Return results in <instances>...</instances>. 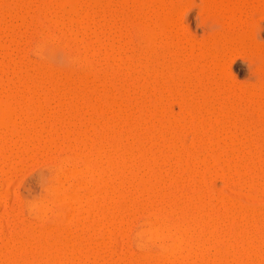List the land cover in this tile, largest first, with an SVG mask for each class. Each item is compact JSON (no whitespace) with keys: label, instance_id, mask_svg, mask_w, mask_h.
I'll list each match as a JSON object with an SVG mask.
<instances>
[{"label":"rangeland","instance_id":"374dc122","mask_svg":"<svg viewBox=\"0 0 264 264\" xmlns=\"http://www.w3.org/2000/svg\"><path fill=\"white\" fill-rule=\"evenodd\" d=\"M6 1V2H5ZM8 1V2H7ZM11 0H0V20H2L1 22H0V42L2 43H0V86L1 85H6V87H8L7 86V84L9 83V82H11V84H13V80L15 81L14 82V84L15 85H10V83L8 84L9 85V88H10V91H9V89H8V92L7 93H9V92H12V96H13V94L16 92V94H17V92H18V94L17 95H15V99L17 100V104L18 105H16V106H18L17 107V109L19 108V104L21 105L22 103H24V105H25V107H24V105L22 104V108H20V110L22 111V113H23V111H25V113L27 112V111H29L30 109L32 110V108H28V106L29 107H33V106H31V105H34L33 104V102H32V100H33V98H34V96H35V99H38V98H36V96H38L39 97V99L40 100H42V101H44V99H43V97H47V98H45V100L47 99L48 100V102H47V100L45 101V105H44V103H43V107H42V109H41V111H39V112H37L39 109H37V111H35V113H34V111H33V113L34 114H38V116H37V114H36V117H35V120H32L33 121V123H34V125L36 124L37 125V128H34L35 126H33V127H31L32 126V124H31V119L33 118L34 119V114L32 113V118L28 121L29 122V124H27V123H23L24 122V117H25V113L24 114H22L21 112H20V110L18 111V113H17V111H15L14 112V114H15V119H16V121H17V123H18V125H20L19 126V128H20V130L19 131H22V132H20V133H23V136H24V134H25V136H27V137H29L28 136V133L30 134V136L32 135L33 137L34 136H36V134H37V136H41L43 139H41V137L39 138V139H41V141H44V142H42L41 143V145H40V143H39V147L38 148H40L41 146L43 147V145L42 144H45V146L47 145V147H46V149L43 147H41V149H43V151L41 150V149H39V151H37L38 149H37V147H35L33 150H34V154H33V150H31V151H29V153H26V152H19L18 153V151L20 150V151H22L23 150V148H25V147H23V145H20V144H22V143H25L24 141H25V139L24 140H22V134H21V136H20V134H19V137H20V139H21V141H20V139L19 138H17L18 140H16V142H15V138H13L12 140H14V141H9V139L11 140V138H9L8 140H7V144H9L10 142L11 143H13V144H10L11 146H6V145H4V149H5V153H6V148H5V146L6 147H10V148H8L7 150V153H6V155L5 156H7V158H11L10 160L9 159H5L6 157H1V155L2 154H0V161L2 162H0V250H1V248H2V250H1V254H3L4 255V252L5 253H7L6 251V249H11V248H9L10 247V245L13 247V246H15L16 244H17V242H18V245L20 246V242H21V240H23V238L25 239L24 241H26V238H28L30 235H29V233H30V231L29 230H31V228L32 227H37V229H38V231L39 230H43V229H45V228H47L48 226H52V225H57L58 223H60L62 220V213H68V211L70 212V210L73 212V209H74V214L76 213V212H78V209H79V207L81 206V203H77V201H76V205H75V207L78 205V209H77V211H76V209H75V207L72 205V209H69L70 208V206H71V204L68 206L67 204H63V203H61V202H59L58 204H57V199H58V196L56 197V196H54L55 194L56 195H58L54 190H52L53 189V186H54V182H55V176H56V174H57V172H58V170H59V168L58 167H60L59 166V161L60 162H62V161H64L65 160V158L64 157H66V160H67V158L68 159H70V158H78V160H70V162H69V164L71 165V164H74V167H75V165H76V167H75V169L77 170L78 168L80 169V171H82V170H84V168H85V166H84V162H83V160H81V158H79V156H78V154L77 153H79L80 151H84V152H86L87 150H85L86 149V145H85V142L83 141V139L82 140H80L81 138H78L77 136H72L73 135V131L72 130H70V129H72L73 128V126L75 125V124H77V125H80L79 124V122L81 121H79L78 120V115H79V113L81 112H83V111H85L86 109H89V110H87V111H85V113L86 112H88V113H90L89 115H88V113H86V116L83 114V116H85L86 118H85V120L87 119L88 120V124H87V128H88V134H89V131L92 133L93 131H91L93 128L92 127H90V125L91 126H93V124L90 122V120H91V118L94 120V119H97V118H99L98 116V114H96L97 113V111H96V109H98L99 107H102V106H104L106 109L107 108H110V114L112 113V112H114L113 114H112V117L113 116H116L115 117V120L116 119H118L117 117H119V120L120 121H118L119 122V125H117V127L115 128V129H117L118 128V133L119 132H122V134H116L117 133V131H114L115 133V138L116 137H118V135L119 136H122L121 138L119 137V140H120V142H119V140H117L119 143H121L122 144V142H124V143H127L128 142V139H129V144H131L130 145V149H128L127 150V153L129 154V156L128 157H130V158H132L134 161H135V163H134V161H132V163L131 164H133L132 166H134V169H136L135 171H139V170H141L142 171V166H141V163L143 162V161H145V162H147L148 160H150L149 159V156L151 157L153 154V152L154 153H156V154H154V155H157L160 151L162 152V150H163V152H166L165 154H167V156L166 155H164V156H166V157H164L163 156V154L161 155V152L158 154L159 155V157H161V159H164L165 158V160H164V163H161V162H163L162 160L160 161L159 160V167H162V168H160V170L161 171H158V172H161V174H158V181H159V178L162 180H160L159 182H158V184H161L163 181V183H162V185H163V187L164 186H166L165 188L167 189H165V191H166V193H167V191H168V195H170V196H172V194L173 193H175V195H173L171 198L173 199H170V197H168V195L167 194H165L166 196H162V198H158V197H160L159 195H162V193L161 194H159V195H155V197L157 198V199H153L152 201H147V200H145V199H148L147 198V195H148V193H145V191L147 192L148 190H143L144 192V194L140 191L141 189H138V187H137V189H138V191H136L137 189H136V186H137V184L135 183L136 181H134L133 183L135 184V185H133V183H131V185H130V182L132 181H130L129 183H128V180H127V183H126V186L124 185V188L127 190H125V192L124 193H128L127 194V196H129L128 197V200L126 199L127 197H124L125 198V204L123 205L122 204V206L124 207V206H129V207H127L126 206V208H128L129 209V211H128V209L127 210H123V211H125L124 212V218H122V220H121V223L118 225V218H120V216H119V212L117 213V215H116V218H115V221H117L116 223H114V221H113V219L114 218H112L114 215H115V213L113 214V210L111 211H109L110 213H112L113 214V216L112 217H110L111 219H112V222L114 223V226L113 227H115V226H117V230L118 231H114L115 233H113V230H112V226H111V224H112V222H111V224H110V219H106L107 221H109V224H108V222H105L104 220H105V218H103L104 220H102L101 219V221L102 222H104L105 223V226H107L109 229H106L107 227H105V229H106V231L109 233V230H111V232H112V234L110 233V235H112L111 237H114L115 238V236H117V240H119V241H112L111 240V237H109L110 235H108V236H106V235H103V233L104 232H102V236H101V239L102 238H105V236H106V238L107 237H109L107 240H108V242H109V239L111 240V243L109 242H107V241H104V240H99L100 238V236H98L97 237V233H98V235H100L101 234V230L100 231H97V233H93V235H96V238H99L98 240L99 241H96L97 243H94V246H96L95 244H97V248L99 247V243H101V242H103V243H105L106 245H107V243L109 244L107 247H105L104 245L105 244H103V243H101L102 244V246L100 245V249L98 248H96L98 251L100 250H102V248L103 249H105L106 248V250H103V252L101 251V252H99V254L100 253H102V254H100V256H102L103 258H104V260H103V258H101V260H97L96 259V257L95 256H90L91 258H92V260H91V258L90 259H85V256H82L83 257V260H79L81 263H79L77 260V262H78V264H107V262H108V264H110V263H115V264H118L119 262V260H120V258L122 259V257L123 258H125L126 257V255L125 254H133L132 256H136V257H138V258H136V259H133V257H132V259H131V255L130 256H128L129 258L126 260V259H122L120 262H124L125 261V264L127 263V262H129L130 260L129 259H131V260H134V262H135V260H137V259H139V262L141 261V264L142 263H144L145 261L147 262V260H145V261H143V257H141V255H144L145 256V252H147V253H149V252H151L150 254L151 255H155L156 256V254H159L158 256H160V254H162V255H164L163 253L165 252L166 253V251H167V248L166 247H168V249H171V247L172 246H175L171 241H169L168 242V240H166V241H164V242H162V244H158V243H161V242H159V241H149V242H146V243H144V242H142V241H139V238H138V234L140 233V230L142 231L143 229V227H144V225H145V223H147L148 222V219H149V221H150V218L151 219H153V216L155 215L154 214V212H157V211H159V210H157V209H160V208H158V207H161V208H164L165 206H167V207H165V208H167V209H171L170 207L172 206V205H176V207H174V208H172V209H175L176 208V210H178L177 212L180 214V213H183V211H184V209L186 210V212L187 211H190V210H187L186 208H183L184 206H186L188 209H189V206H190V204L188 203V202H192V201H194V200H198L199 202H200V204H201V200L203 199H205L206 201L207 200H210L211 199V202H213L214 203V205H215V207L217 206H219L220 208H217L216 207V209H218L217 210V212L215 213V211H213V208H214V205L212 206V203L210 202V203H208V202H204L203 200H202V202L206 205V207H205V205L204 204H201V205H203V206H201V207H205V209L204 208H200V206H199V202L197 203V200H196V202H192L191 204L193 205H191L190 207H192V208H190L191 209V211H190V213L189 212H187V215H189L190 217H188V216H186L185 215V213H184V216H186L187 217V219H189V221L187 220L186 221V223H189L190 225H191V227L192 226H195V227H193L192 229L194 230V228H197V226H198V228L197 229H201V230H204V229H202L203 228V226H204V224H203V226H202V222H204V223H206L204 220H205V218L207 217V218H210L211 220L212 219H214L213 218V216H210L209 217V215L207 214V215H205L206 213H207V210L209 209V211L210 212H213L214 213V217H215V219H216V214L219 212L220 214H221V212L224 214H221V215H219V217H223V216H225V213H224V209L223 208H226V206L224 207V203L227 201L226 200V197H230L228 200H230V201H232V199H233V201H238V200H240L241 202L243 201V203L245 202L246 204H248L249 206H251V208L253 207L254 209H256L257 210V212H258V208H259V212H261L260 210V208H262V209H264V171L261 173V177H259L258 176V173L259 172H261V171H258V170H256L257 168L260 170V169H264V167H262V164H263V166H264V161H263V159H262V157L264 158V152L262 153L261 151L263 150L264 151V149H262V147L264 146V113H263V115H262V111L264 112V102H261V103H259L260 102V99L257 101L256 99L259 97L258 96V94L257 93H260L259 91H261L260 89L262 88V86H264V0H249L248 1V3L247 2H240L239 3V8L238 7H236V8H234V3H235V1L234 0H230L231 2L227 5V4H225V5H223L222 4V0H216V2H215V0H166V1H169V3H170V5L171 6H169V5H166L165 3H166V1L165 2H163L162 1V3H160L159 1H155L156 3H157V5L158 4H161V6L163 7V8H161L160 10H156V11H151V9H149V6L148 5H146L145 6V2H141V0H136L135 2H133V0H132V4L130 3L131 2V0L129 1V3H128V5H126V6H129V7H125L124 9H125V12H126V14L125 15H127V13L129 14L130 12V17H129V15L128 16H122L121 14H124L125 12H122L121 11V9H122V7L123 6H121V8H118V7H120V5H117L116 6V4H118L119 2L117 1V3L116 2H114L113 3V5H111L112 6V8H115L114 6H116V9L118 8V11L116 10V9H112V10H110V8H111V6L110 7H107V6H105V7H107L108 9H109V11H108V9L106 8V11L104 10V11H102V5L104 6V4L105 3H107L108 1L106 0V2L104 1V0H78L81 4H87L88 3V6L90 5L91 6V4H92V6H91V9L89 10V9H84L87 13H82V11H81V14L82 15H84V19L83 20H85V21H80V23L78 22V23H73L75 26H76V24H77V26L76 27H74V25H72V24H68L67 23V21L69 22V23H71V21H70V19H71V17L74 15V14H71V8H70V6L69 5H67L66 6V8L68 7V8H70L69 10H68V12L67 13H69L70 12V14H69V17L68 18H66V19H69V20H66L65 18H64V14H65V16H67L68 14H66L65 12H63L64 14H63V18L64 19H60L61 17H58V19H55L56 18V16H60V14H62L61 12H58L54 7H53V9H55V11H57L58 13H56L55 11H53L52 10V8H50L49 10L52 12H55V15L56 14H58V15H51L49 12H48V17H52L53 19H55V20H65V22L63 21L62 23H63V25H59L58 27H60V26H62V27H60V29H61V31H62V29H63V31L62 32H64V31H66V32H64L63 33V36L64 37H69L70 36V38L69 39H71V40H66V39H64V38H62V41H60L61 39H58V40H56V41H49L50 39L48 38L49 37V35L47 36V34L49 33V34H52V33H50V32H54V28H55V32L57 33L58 32V30L60 31V29L58 28V30H56L57 28H56V26L54 27V25L56 24L54 21H50V20H46V21H44V22H42V23H40V22H38V24L36 23V26L34 25L35 23H33L32 22V25H34L35 26V28H37V30H34L35 28L30 24V22L32 21V18L34 17V13H36L35 11L37 10V9H39L38 8V6H41V9L43 8V0L41 1V0H33V3H31L30 1H32V0H13L14 2L16 1L17 3H15V5H14V3L13 2H11V4L9 3ZM29 1V2H28ZM39 1H41V2H39ZM120 1V0H119ZM122 1V0H121ZM120 1V4L121 3H124V2H121ZM137 1H138V3H137ZM219 1H221V5L219 4ZM22 2H24V3H22ZM45 2V1H44ZM48 1H46L45 3H47ZM104 2V3H103ZM259 2V3H258ZM22 3V4H21ZM28 3V4H27ZM39 3H41V4H39ZM102 3V4H101ZM116 3V4H115ZM126 3V2H125ZM142 3V4H141ZM156 3H155V5H154V7L155 6H157L156 5ZM2 4H4V6L5 7H3V8H5L3 11L1 10L2 8ZM27 4V5H30V6H26L25 7V5ZM98 5V6H96V5ZM115 4V5H114ZM134 4V5H133ZM165 4V6H166V9L168 8L167 6H169V7H173V9H175L176 10V8H177V10H176V21H175V23H176V27H175V29H176V37H177V39H178V42H181L180 43V45H181V47L179 48V47H175L174 45H171L173 48H171V46H170V43L171 42H168V41H171V40H167V41H165V38H164V36L162 35V31H161V28L159 29L158 28V26H159V24L157 23V25L158 26H156L157 28H158V32H157V35L159 36V38L161 37V35H162V37H161V39L164 41V43L163 44H166V43H169V45L168 44H166V45H164L165 46V48L167 49V47H170V51H171V49L173 50L172 51V53H170V51L167 53V57H168V55H171V56H174V57H172L171 59L172 60H174L175 58H176V56H178L177 58H178V60H176V62L178 61V62H180L181 63V66H183V67H186V68H182V67H180L181 69H183V70H181L180 69V73H181V71H184L185 72V74H184V76H183V74L180 76V78H181V80H179L180 78H179V76H178V78L177 79H175V78H172V77H174L173 75H172V77L170 76L171 74H167V72L165 73V74H163L162 72H161V74L160 73H156L157 74V76L156 77H158L157 79H159V80H157L156 78L154 79V77H153V75L155 74H153V72L151 73L150 71H153V69H156V68H159V66L158 67H156V65H158L157 63H159V61L157 60H155V58L157 57V56H150V54H148V55H145L146 56V58L148 59V61H147V59L145 58V56L144 55H142V54H137V55H142L141 57H138L136 54H134V55H132L133 54V52H134V50H135V52L137 51H139L141 48L144 50L145 48L147 49L148 47V45L147 44H145L144 43V41H142V39H141V41L139 42V44H138V41L140 40H138V38H140V37H138L137 38V33H134V32H136V30L134 31V24H136L137 22H135V20L136 19H139V18H142V17H145V15L143 14V15H141V13H140V9H143V10H145L146 11V9L149 11V13H152V14H154L155 12H157L158 11V13H159V15H162L163 13H161L160 11H164V13L166 12V10L164 9V7L165 6H163ZM167 4H168V2H167ZM172 4H174V6H175V8H174V6H172ZM2 5V6H1ZM9 5H11V6H9ZM14 5V6H13ZM20 5H23L22 6V8L20 7ZM34 5V6H33ZM45 5V4H44ZM122 5H125V4H122ZM141 5H142V7L143 8H141ZM145 7H144V6ZM218 5V6H217ZM246 5V6H245ZM8 6V7H7ZM19 6V7H18ZM33 6V7H32ZM95 6H96V9H94L95 8ZM131 6H133L132 7V9H133V11H132V9H131ZM160 5H158V8L157 7H155L156 9H159L160 7H159ZM221 6V7H220ZM227 6H229L230 8H234V9H236V12H235V10L233 9H230L229 7H227ZM233 6V7H232ZM10 7V8H9ZM12 7L14 8L13 10H12ZM30 7V8H29ZM98 7H101L100 8V10L98 9ZM104 7V8H105ZM34 8H37V9H35V10H31V9H34ZM65 8V9H66ZM92 8L94 9V10H96L97 11V9L99 10L98 12H94V10H92ZM151 8V7H150ZM179 8V9H178ZM221 8V9H220ZM223 8H224V10H223ZM228 8V9H227ZM9 9H11V10H9ZM20 9V10H19ZM23 9V10H22ZM26 9H27V11H26ZM28 9L30 10V12L28 11ZM124 9H123V11H124ZM128 9V10H127ZM129 9H131L130 10V12H128L129 11ZM228 10V11H225V10ZM230 9V10H229ZM240 9H242V10H240ZM43 10V9H42ZM67 10H65V11H67ZM114 10L116 11L115 12V14H114ZM122 12V13H120V11ZM134 10H136V11H134ZM178 10H180V16L177 14L179 11ZM238 10V11H237ZM10 11V12H9ZM16 11H18V12H16ZM37 11H39V10H37ZM91 11H93L92 13H90ZM113 13V17L116 15V13L118 12V15H116V17H115V19L112 17V15H111V12ZM137 11H139L138 13H140L139 15H141V17H134V15H138V13H137ZM148 11H146V15H149L148 14ZM182 11V12H181ZM235 12V13H233V12ZM241 11V12H240ZM21 12L23 13V14H21ZM34 12V13H33ZM103 12L105 13L106 12V14L108 13V14H110L109 16H108V14L105 16L106 18H104V16H103ZM134 12H136V14L133 13ZM144 12V11H143ZM26 13L28 14V15H26ZM32 13V16L30 15ZM38 14H40V12H37ZM73 13V12H72ZM78 13H79V11H78ZM94 13V15L92 16V14ZM99 15H98V14ZM241 13V14H240ZM54 14V13H53ZM87 14V16H88V21H87V23H86V18H87V16L85 17V15ZM96 14V15H95ZM234 14V15H233ZM23 15V16H22ZM28 16V17H26V16ZM30 15V16H29ZM35 15H37V14H35ZM72 15V16H71ZM102 15V16H101ZM120 15V16H119ZM131 15H132V17H134V18H136L135 20L134 19H132V17H131ZM151 15V14H150ZM227 15V16H226ZM20 16V17H19ZM21 16H22V19L25 21L24 23H22L21 21H23V20H21L20 18H21ZM40 16V15H39ZM38 16V17H39ZM62 16V15H61ZM25 17H26V19H25ZM36 17V16H35ZM34 17V18H35ZM100 17H103V19H101ZM108 17H110V20H112L111 22H113V20H117V25L116 26H118L117 27V29L120 27L121 28V30L120 31H122V29L124 30L123 32H121L122 34H123V36H121L120 35V31H118L117 29H115V25H113V24H111V26H112V31L110 32V28H111V26H110V22H109V24H105V22L106 23H108V21H106L105 19H107ZM118 17H122V18H119L118 19ZM229 17V18H228ZM13 18V19H12ZM33 18V19H34ZM52 18H49V19H51V20H53ZM90 18V19H89ZM113 18V19H112ZM30 19H31V21H30ZM36 19V18H35ZM38 19V18H37ZM36 19V20H37ZM109 19V18H108ZM107 19V20H108ZM30 21V22H29ZM33 21H35V20H33ZM50 21V22H49ZM120 21H122V23L120 22ZM136 21H138V20H136ZM251 21V22H250ZM11 24H10V23ZM49 22V23H48ZM82 22V23H81ZM104 22V23H103ZM116 21H114V24H116L115 23ZM120 22V23H119ZM135 22V23H134ZM26 23H27V29H28V31L26 30ZM40 23V24H39ZM53 23V24H52ZM55 23V24H54ZM64 23H66V25H64ZM102 23L103 24H105L104 26L102 25ZM179 23V24H178ZM226 23H227V25H226ZM100 24H101V27L103 26V29H101V27H100ZM126 24H129V25H126ZM5 25H7V28H6V26ZM53 25V26H52ZM69 25V26H68ZM80 25V26H79ZM107 25H109L110 27H109V29L106 27ZM121 25V26H120ZM124 25L126 26V27H124ZM161 25V24H160ZM8 26L10 27L9 28V30H8ZM13 26V27H12ZM38 26V27H37ZM46 26V27H45ZM79 26V29L77 28ZM115 26V27H114ZM128 26V27H127ZM232 26V27H231ZM54 27V28H53ZM67 27H69L68 29H69V32L67 31L68 29H66ZM6 28V29H5ZM11 28H13L15 31H16V33H15V31H14V34L13 35H11V37L13 38V41H15V42H10L11 41V39L12 38H10V35H7V32H8V34H11ZM48 28V29H47ZM74 30H73V29ZM81 28V29H80ZM106 28V29H105ZM119 28V29H120ZM125 28H127L128 29V31H127V29L125 30ZM133 28V30H131ZM135 28H136V26H135ZM53 29V30H52ZM66 29V30H65ZM93 29V31H91ZM223 29V30H222ZM233 29V30H232ZM21 30V31H20ZM52 30V31H51ZM77 32H76V31ZM84 30L86 31V33L84 32ZM104 30H105V32H104ZM109 32H108V31ZM113 30H116L115 31V33L113 32ZM130 30V31H129ZM13 31H12V33H13ZM31 31V32H30ZM103 31V32H102ZM125 31H126V33L128 32L129 34H126L125 33ZM133 31V32H132ZM161 33H160V32ZM24 32V33H23ZM36 32V33H35ZM61 32V33H62ZM74 32H76V34H74ZM80 32V33H79ZM82 32V33H81ZM98 32V33H97ZM20 33V34H19ZM60 32H58V34H59ZM60 33V34H61ZM66 33V34H65ZM79 33V34H78ZM91 33V34H90ZM131 33V34H130ZM158 33H160L161 35H159ZM224 33V34H223ZM3 34V35H2ZM39 34V35H38ZM60 34H59V36H60ZM68 34H70L69 36H66V35H68ZM117 34V35H116ZM121 36V37H119V35ZM136 34V35H135ZM174 34H175V32H174ZM7 35V36H6ZM44 35V36H43ZM74 35V36H73ZM76 35V36H75ZM84 35H86V36H84ZM125 35H127V36H125ZM129 35H131L130 37H129ZM165 35H167V34H165ZM5 36V37H4ZM43 36V37H42ZM62 36V37H63ZM72 36V37H71ZM78 36V37H77ZM118 36V37H117ZM245 36V37H244ZM61 37V36H60ZM73 37H74V39H73ZM128 37H129V39L132 41H130L129 43H127L128 41H125V40H128ZM165 37H168V35L167 36H165ZM241 37H243V38H241ZM10 38V41H8V39ZM42 38H43V40H42ZM47 38V39H46ZM78 40H77V39ZM86 38V39H85ZM91 38V39H90ZM118 38V39H117ZM122 38V39H121ZM64 39V40H63ZM99 39V40H98ZM115 39V40H114ZM125 39V40H124ZM166 39H170V37H168V38H166ZM214 39H216V40H214ZM47 40V41H46ZM75 40H77V42L75 41ZM82 40V41H81ZM89 40V41H88ZM120 40H122V41H120ZM123 40H124V42H126L125 44H124V42H123ZM176 40V39H175ZM227 40V41H226ZM67 41H69V42H67ZM100 41L102 42V44H104L103 46H101V43H100ZM192 41V42H191ZM214 41L216 42L217 41V43H214ZM242 41V42H241ZM58 42V43H57ZM64 42H67V43H64ZM111 42V43H110ZM88 44L89 43V45H86V44ZM207 43V44H206ZM246 43V44H245ZM4 44V45H3ZM69 44V45H68ZM85 44V45H84ZM140 44H143V45H145V46H143V47H141L142 45H140ZM172 44H173V40H172ZM217 44V45H216ZM3 45V46H2ZM56 45V46H55ZM110 45H114V47L115 46H117V47H113V46H111L109 49H108V47L110 46ZM124 45V46H123ZM131 45L134 47V50H132L133 48H131ZM168 45V46H167ZM4 46H5V48H4ZM16 46V47H15ZM41 46V47H40ZM80 46V47H79ZM84 46H86V47H84ZM96 48H95V47ZM98 46V47H97ZM99 46H101L100 48H101V51H99L98 50V48H99ZM104 46H105V48H104ZM122 46H123V48H122ZM127 46H128V48L129 49H127ZM136 46V47H135ZM167 46V47H166ZM212 46V47H211ZM216 46V47H215ZM218 46H219V49H221L220 51L221 52H219V55H216L217 56V59L215 58V54L214 53H216L215 51H216V49H214V48H218ZM24 47V48H23ZM40 47V51L37 49V48H39ZM76 49H78V50H76ZM139 47V48H138ZM22 48V49H21ZM28 48V49H27ZM107 48V49H106ZM120 48V49H119ZM126 48V49H125ZM136 48V49H135ZM138 48V49H137ZM180 49V51H178L179 49ZM189 48L191 49V50H189ZM5 49H7V50H5ZM85 49H86V51H85ZM165 49V52L166 51H168V49L166 50ZM182 49V50H181ZM187 49V50H186ZM214 49V51H212ZM24 50V51H23ZM27 50V51H26ZM32 50H33V52H32ZM108 50V51H107ZM111 50H114V51H111ZM130 50H131V52H130ZM159 50H160V48H159ZM2 51H4V52H2ZM99 51V52H98ZM107 53H106V52ZM72 52H74V54H76V56L74 57V54H72ZM78 52H79V54H78ZM93 52H95V53H93ZM98 52V53H97ZM100 52H102V53H100ZM109 52V53H108ZM161 51H159V53H160ZM179 52V53H178ZM20 53H21V55H20ZM25 53V54H24ZM82 53V54H81ZM83 53H84V55H83ZM106 54V56H107V58H106V56H105V54ZM111 53V54H110ZM132 53V54H131ZM158 53V54H159ZM162 53V52H161ZM161 53L159 54V55H161ZM210 53V54H209ZM87 56H86V55ZM91 54V55H90ZM100 54V55H99ZM127 54H128V57H127ZM129 54H130V56L131 57H129ZM158 54H156V55H158ZM175 54V55H174ZM179 54V55H178ZM225 54V55H224ZM3 55H5V56H3ZM79 55H80V58H79ZM83 55V56H82ZM96 55V56H95ZM111 55V56H110ZM136 55V56H135ZM155 55V54H154ZM158 55V56H159ZM162 55H163V53H162ZM162 55H161V57H162ZM29 56V57H28ZM103 56H105V59H104V57ZM134 56V58L135 57H138V60H137V58H132ZM148 56V57H147ZM164 56V55H163ZM93 57V58H92ZM113 57V58H112ZM119 57V58H118ZM122 57V58H121ZM125 57H127V58H129V60L130 61H132V59H134L133 61L135 62V63H137V65L133 62H130L127 58H125ZM154 57V58H153ZM170 57V56H169ZM220 57H223V60H221L222 58H219ZM71 58V59H70ZM77 58V59H76ZM79 58V59H78ZM86 58V59H85ZM121 58V59H120ZM139 58H141V60L139 59ZM143 58H144V60H143ZM151 58V59H150ZM163 59H164V57H162ZM174 58V59H173ZM216 60H215V59ZM22 59V60H21ZM81 59V60H80ZM88 59V61H89V59L92 61V63H91V61H89V63L87 62V61H85V60H87ZM104 59V60H103ZM123 59V60H122ZM127 59L128 61H126V62H124L125 60ZM155 60V62H153V60ZM161 58L159 57V60H160ZM167 59H169V58H167ZM167 59H164L163 61H164V63L166 62V60ZM211 59H214L213 60V62H212V60ZM219 59V61H217ZM224 59H225V61H224ZM20 60V61H19ZM77 60H78V62H77ZM79 60H80V62H79ZM120 60H122L121 62H120ZM136 60V61H135ZM170 60V59H169ZM168 60V61H169ZM195 60H196V62H195ZM81 61H83V63L84 62H86L87 64L86 65H88L89 64V66H92V67H90V69L92 70V71H95V72H100V71H108V72H110V73H112L111 74V76H110V73H108V75H107V81L109 80V78L108 77H112L113 79L112 80H114V81H118V82H120L121 80H122V77H123V84L125 85V84H127L128 82V84L126 85L127 86V88H126V86H123L122 85V89H121V87H119L121 84L120 83H122V82H120V83H118L117 82V84H116V86H118V87H116V86H114V89H113V87H112V85H110V83H114V85H115V82H107L106 81V83H107V88H106V100L105 101H103V104L104 105H102V101L101 102H96L95 101V96L96 95H99V99L97 98V100H99L100 101V94H101V92H102V88H104V86L103 85H101L100 83V85L101 86H99V88H101V89H99L100 91H98L97 89V91L98 92H100V94L98 93V92H96V95L95 96H93L94 98L92 99L91 97V99L90 98H88V99H86L85 98V100H87V102L84 100H82L81 101V99L82 98H80V100L78 101V105H79V103H81L80 104V106H84V107H77V108H72V109H75V110H72L71 112L72 113H75V115H76V118L74 117L73 118V116H75L74 114H72L71 113V115H72V117H71V115L69 114V111L71 110H68V104H66V103H68V102H70V99L72 98V95L74 94L75 95V93L73 92V90H72V86L71 85H69V84H67V83H64L63 82V80L61 81L63 84H64V86H61V88H60V86L59 85H61L60 84V82H59V85L56 87V89H55V86L52 88V85L50 84V83H48V82H46V80H44L43 81V83L41 84L42 85V87H41V85L39 84L40 82V74L42 73V72H48V68L51 70V68H50V66L53 68V69H60V70H63V69H66V68H71V69H75V70H80L81 68V66H80V64L82 65V62ZM104 61H106V62H104ZM141 61V62H140ZM161 61V60H160ZM163 61H161V62H163ZM218 62V64H217V62ZM4 62V63H3ZM15 62L17 63V65L15 64ZM21 62H23V63H21ZM37 62H38V64H37ZM116 62H120L119 64L121 65V67L119 68V66L117 67V65H119V64H117ZM128 62V63H127ZM139 62V63H138ZM150 62V63H149ZM211 62V63H210ZM214 62H216L215 64H216V66H217V68H215V69H217V70H220L221 68H222V66L224 65V66H229L228 68H229V70H230V75H231V77L229 78V79H226L225 80V78H223V76L221 77V71H216V73H214V74H216V76L215 75H213V76H215V77H212L211 75L209 76V74H212L211 72H213V71H211L210 73L208 72V66H210V69L211 70H213L212 68L213 67H215V65L213 64ZM221 62H224L223 64H221L220 65V63ZM228 62V63H227ZM230 62V63H229ZM6 63V64H5ZM11 63V64H10ZM40 63V64H39ZM74 63H75V65H74ZM112 65H111V64ZM122 63H125V64H122ZM126 63H127V65H126ZM180 63H178V64H180ZM21 64V65H20ZM25 64V65H24ZM73 64V65H72ZM85 64V63H84ZM83 64V65H84ZM92 64V65H91ZM102 64V65H101ZM130 64V65H129ZM141 64V65H140ZM151 64V65H150ZM152 64H153V66H152ZM203 65L205 68L207 67V69H206V71L208 72V74H207V72L203 69V68H201V70H204V72H202V76H204V77H202V78H204L203 80H202V82L204 81L205 82V79H206V75H204L203 73H205V74H207V76L209 77L208 79L210 80H212V79H215V81H217V75L219 76L220 75V78H218V81L220 82V84H221V82H223V80H225L226 82H224L225 83V87L223 86V85H221V88L222 89H224L223 91H227V92H223L222 91V94L224 93V95H229V93H228V90H230V92L231 93H233V91H234V93H237L238 94V92H240V94L239 95H245L246 96V99L248 98L247 96H249V95H252L251 97L252 98H254L253 100H254V103H253V100H252V98H251V103L249 104V106L251 107H249L248 106V109L250 110V114L249 115H247V117L249 116V119L250 120H248V118H245L244 117V115H243V117L244 118H242L241 116V113H240V116L239 117H241L242 119V121H240V123H238L239 121L237 120V118L239 119V117H237V115H236V118H234V119H236V120H234V119H232V120H234V123L236 124V126L237 127H234V125L235 124H233V121H232V126H230L231 128H230V131H233V129H234V135H235V137H236V134H235V131H236V133L237 132H239V130L241 129L240 127H241V122H243L242 123V129H243V126H245V124H244V122L246 123L247 121L250 123V121H251V124H250V130L251 131H253V132H251L250 130L248 131L247 129H249L248 127V124H246V129H245V127H244V129L243 130H247L246 132H244L243 131V133L244 134H246L245 136H247V137H249V135H248V133H251V135L250 136H252V137H250V138H248L249 139V141H250V146H253L254 144H257V146H253L254 148H259V147H261V145H262V147L261 148H259V150H256V154L258 155L256 158L255 157H252L253 155H254V153H255V150L253 149V148H251V151L253 152H251L250 151V147H249V149L248 148H246V149H248V151L249 152H251V154H249V152H245V151H247L246 149H245V151H244V155L243 156H245V153H246V155H248L249 156V158H248V156H245V157H243V158H245V160H247V158H248V160L246 161V163H250L251 165H248V164H245V162L244 161H240L241 163H242V165H243V163H244V165L242 166V165H239V166H241V168L243 169V172H244V170L246 169L247 171H248V169H250V166H252V168H254L253 167V165H255L257 168H255L254 170L253 169H251V170H249L247 173H251V171L253 170V172L256 170L257 171V173H255L254 172V174L256 175V176H253V175H251V174H249L250 176H253V178L254 177H256V178H254V179H248L249 181H246V179H247V173H245V176H243L242 175V169H240L239 168V166H238V169H240V171L241 172H238V171H236L234 168H235V166H236V164L238 165V164H241V163H238L239 161L238 160H240V157H237V158H239L237 161V163L236 164H233V163H235L236 162V159L237 158H233L234 160H232L231 159V161H229L228 160V157H227V159H226V156H228L227 154H225V153H221L222 154V156L223 157H220V158H225L224 160H222V159H219V156H217L218 158L216 159L215 157H214V155L216 156L217 155V153H210L209 152V154H208V151H207V147H209V143H207V145L208 146H206V148L205 149H203V147H205V142H209V141H207V140H210L211 139V136H210V139L208 138V134L204 131V132H202L205 128H206V125L204 124V126H203V129L201 130V127L197 124V123H195L196 125H198V127L195 125V127L196 128H199L198 129V131H199V133H200V135L202 134V133H206L205 134V137H204V135L202 136L203 138H200V137H198V136H200V135H198L199 133H198V131H196L197 129H195L194 127L192 128V126H194V124H193V121L194 122H199L200 123V125L202 126V123L200 122V120H202L203 122H206V121H208V117L211 115V114H213V112L211 111L210 112V115L208 114V113H206L207 111L206 110H201V109H205V106L202 104L203 103V101H201V99H202V97H204L203 96V94L202 95H199L198 97H199V99L197 98V97H195V95H197V93L199 94L200 93V90L202 91V88H201V86H200V88H199V84L201 85L202 83H201V80H200V82L198 83V79L197 78H199L200 77V71H199V77H197V76H195L194 75V73L196 72V71H198L199 70V68L200 67H203V66H201V65ZM207 64H209V65H207ZM3 65V66H2ZM8 65H10V66H8ZM110 65V66H109ZM114 65V66H113ZM159 65H160V63H159ZM194 65V66H193ZM214 65V66H213ZM221 66V68L219 69V67ZM7 66V67H6ZM11 66H12V68H13V66L17 69V68H19L20 66L21 67H23V69H21V71L18 69L17 71L18 72H16V69L15 68H13V72L15 73H12V68H11ZM18 66V67H17ZM49 66V67H48ZM77 66V67H76ZM108 66V67H107ZM122 66H124V67H122ZM134 66V67H133ZM151 66V67H150ZM154 66H155V68H154ZM180 66V65H179ZM196 66V67H195ZM197 66H198V68H197ZM45 67V68H44ZM146 67V68H145ZM160 67H161V65H160ZM188 67V68H187ZM9 68V69H8ZM115 68V69H114ZM118 70H117V69ZM124 68H126L127 70H129L130 71V73L132 74H130L129 73V75H128V73H127V77L126 78H128L129 76V80L130 81H128L127 82V80L128 79H126V81H124V77H125V75L124 74H126V73H124L125 72V70H124V72H123V69ZM129 68V69H128ZM141 68V69H140ZM147 68H149V69H147ZM97 69V70H96ZM100 69V70H99ZM103 69H106V70H103ZM120 69V70H119ZM122 69V70H121ZM132 69V70H131ZM145 69H147V70H149V74H148V72H147V70H145ZM151 69V70H150ZM193 69V70H192ZM195 69H197L196 71H195ZM214 69V70H215ZM9 70V71H8ZM10 70H11V72H10ZM42 70H44V71H42ZM46 70V71H45ZM113 70V71H112ZM126 70V72H129V71H127ZM42 71V72H41ZM74 71V70H73ZM77 71H76V73H77ZM106 71V72H107ZM210 71V70H209ZM7 74H5V73ZM11 74H10V73ZM20 72H22V73H20ZM28 73V75L26 74V73ZM34 72V73H33ZM39 72H41V73H39ZM79 72V71H78ZM115 72V74H113ZM145 72V73H144ZM183 72V73H184ZM187 72H189V73H187ZM1 73H3L2 75H1ZM37 73V74H36ZM38 73H39V76H36V75H38ZM135 73V74H134ZM192 73V74H191ZM220 73V74H219ZM13 74V75H12ZM22 74V75H21ZM26 74V75H25ZM36 74V75H35ZM75 74V73H74ZM78 74V73H77ZM140 74H143V76L142 75H140ZM147 74V75H146ZM153 74V75H152ZM163 75V76H161L160 77V75ZM187 74H189V75H187ZM4 75H6V76H4ZM18 75H20L21 76V78H19L18 77ZM32 75H35L36 76V78L34 77V76H32ZM76 75V74H75ZM89 75V74H88ZM113 75V76H112ZM136 75V77H134ZM140 77H138V76ZM150 76V75H152V82H151V76L150 77H144V76ZM166 76V80H169V79H171L172 78V80L171 81H173L174 79L175 80H179V81H177V82H175V80H174V82H171V81H166V80H164L165 79V76ZM185 75H186V77H185ZM190 75H191V77H190ZM194 77H193V76ZM28 79V81H27V79H24L25 77ZM89 76H91V75H89ZM89 76H87V78H86V80H87V82H88V80L90 79V80H92V78L93 77H90L89 78ZM120 76V77H119ZM131 76L134 78V80H131ZM188 76V77H187ZM6 77V78H5ZM23 77V78H22ZM28 77H30V79L28 78ZM114 77H118L117 78V80H116V78H114ZM138 77V78H137ZM143 77H144V79H143ZM185 79H184V78ZM196 77V78H195ZM200 77V78H201ZM3 78V79H2ZM8 78H10L11 79V81H9V82H6V80L8 79ZM34 78V79H33ZM119 78H121V80L119 79ZM132 78V79H133ZM137 78V79H136ZM182 78L184 79L183 80V82L181 83V81H182ZM187 78V79H186ZM195 78V79H194ZM9 79V80H10ZM13 79V80H12ZM35 79H36V81H35ZM40 79V80H39ZM139 79H142V80H140L139 82H142L143 80H144V82L141 84L140 83V85H139V88L138 87H136V86H133V83H134V85H136L137 84V86H138V84H139V82H137L136 80H139ZM145 79H147V83H146V80ZM164 80V81H161V80ZM208 79H206L207 81H208ZM6 82L7 84H4V82ZM23 80H25V81H23ZM30 80V81H29ZM43 80V79H42ZM89 80V82H91ZM111 80V81H112ZM150 80V82H148ZM154 80H157V81H159L158 83H160V85L159 84H157ZM8 81V80H7ZM22 81V82H21ZM31 81L34 83V84H32L31 83ZM93 81V80H92ZM133 81V82H132ZM212 81H214V80H212ZM211 81V82H212ZM214 81V82H215ZM19 82V83H18ZM29 82V83H28ZM39 82V83H38ZM44 82H46L47 83V85H48V87H47V85H46V83H44ZM127 82V83H126ZM204 82H203V85H204ZM210 82V81H209ZM209 82H206V84L205 85H207V83H208V85L207 86H209L211 83H209ZM214 82L212 83V86L210 85V88L211 87H213V86H215V84H214ZM218 82V83H219ZM262 82V83H261ZM22 83V84H21ZM38 83V85H36ZM104 83V82H103ZM151 83V84H150ZM153 83V84H152ZM154 83H155V85H154ZM165 85H167V86H165ZM171 83V84H170ZM187 85V87L190 85V87H189V91H191V92H189L190 93V95L191 96H193V98L195 97V98H197L198 100H200V103L199 102H197L198 100L196 99L195 100V98L193 99V101H191V100H189V99H191L192 97H190L188 100H189V102H188V100H186L187 98H185V100L188 102V104H185L184 105V102L183 101H181V99H183L184 100V96H186L185 94H188L189 95V93H185V92H187V90L186 89H184V90H186V91H184L183 90V88H186V86H185V84ZM196 84V89L198 90V92H197V90L196 89H194L192 86H195V84ZM218 83H216V84H218ZM230 83V84H229ZM26 84V85H25ZM43 84H45L46 86H44ZM68 85V86H71V87H69L68 88V86H66L65 87V85ZM131 84V85H130ZM161 84H163V86H161ZM175 84V85H174ZM178 84V85H177ZM184 84V85H183ZM192 84V85H191ZM227 84H228V86H227ZM29 85V86H28ZM105 85V84H104ZM109 85V86H108ZM143 85V86H142ZM147 85H148V88H147ZM154 85V86H153ZM170 85V86H169ZM180 85H182V88H181V86ZM198 85V86H197ZM219 85V84H218ZM260 85V86H259ZM11 86V87H10ZM24 86V87H23ZM35 86V87H34ZM39 88H37V87ZM43 86L44 87H46L45 88V90H43L44 88H43ZM105 86V87H106ZM131 86V87H130ZM145 86V87H144ZM153 86V87H152ZM159 86H161V87H163V89H165L166 87L168 88V89H170L171 90V86L173 87V86H175V87H173V89H174V91H175V93H176V95H175V93L174 92H172V90L170 91L171 92V94L172 93H174V94H168V92H169V90L168 89H165V90H168V91H165V90H163V91H165V92H163L164 94L166 93V95H165V97L166 96H171L169 99H170V101H169V104L168 105H163L164 104V102L163 103H161V107L160 106H158L160 103H153L152 102V99H151V101H150V98L152 97L153 98V96H155V94H151L150 92H155L156 93V91L159 89V90H161L162 88L160 87V88H158ZM185 86V87H184ZM220 86V85H219ZM219 86H215V93H216V91L218 92V90H220L219 89ZM2 87V86H1ZM30 87V91L33 93V97L31 96L32 95V93L31 92H29V91H27V90H29L28 88ZM40 87H41V89H40ZM63 87H64V89H63ZM73 87H74V85H73ZM125 87V88H124ZM129 87V88H128ZM140 87H141V92H140ZM156 87V88H155ZM170 87V88H169ZM203 88H204V86H202ZM227 87V89H225ZM25 88V90H23ZM35 88V89H34ZM50 88V89H49ZM67 89V92H66V89ZM70 88H71V90H70ZM97 88V87H96ZM154 88V89H153ZM199 88V89H198ZM229 88V89H228ZM239 88H240V90H239ZM13 89H16V90H13ZM48 91H47V90ZM59 89V90H58ZM62 89V90H61ZM132 89H134L135 91H133ZM157 89V90H156ZM182 89V90H181ZM188 89V88H187ZM191 89H194V90H191ZM216 89H218V90H216ZM245 89V90H244ZM0 90L2 91V89L0 88ZM12 90V91H11ZM26 93L25 95H24V93H23V91ZM36 90V91H35ZM38 90V91H37ZM50 90V91H49ZM65 90V92H63ZM74 90H75V87H74ZM137 90V91H136ZM146 90V91H145ZM151 90V91H150ZM155 90V91H154ZM244 90V91H243ZM248 90V91H247ZM256 90H257V92H256ZM1 91H0V93H1ZM14 91V92H13ZM44 91H46V92H44ZM54 91H55V93H54ZM57 91H58V93H57ZM71 91L73 92V93H71ZM103 91H105V88H104V90ZM127 91H129L130 93H127ZM143 91V92H142ZM145 91V92H144ZM162 91V90H161ZM180 91H182V92H180ZM192 91L195 93H193L194 95H192L191 93H192ZM243 91V92H242ZM31 94H29V93ZM37 92H40L42 95H40L39 93H37ZM42 92H44V93H42ZM47 92H49V94L47 93ZM63 92V93H62ZM69 92H70V96L69 95H67V94H69ZM133 92V93H132ZM149 92V93H148ZM159 92V91H158ZM169 92V93H170ZM185 94H184V93ZM220 92V91H219ZM248 92H249V94H248ZM253 92H254V94H253ZM23 94V95H21V97H20V95L19 94ZM108 93V94H107ZM141 93V94H140ZM148 93V94H147ZM201 93H203V92H201ZM200 93V94H201ZM227 93V94H226ZM230 93V95L229 96H232L233 94H231ZM242 93V94H241ZM10 94V93H9ZM29 94V95H28ZM39 94V95H38ZM57 94V96H55ZM105 94V93H104ZM168 94V95H167ZM220 94H221V92H220ZM222 94H221V96H222ZM247 94V95H246ZM43 95H45V96H43ZM55 96V98H54V96ZM59 95V96H58ZM102 95H103V93H102ZM126 95V96H125ZM133 95V96H132ZM219 95V94H218ZM234 95H236V94H234ZM25 96H28V98L30 97H32V100H30V103H28V101H29V99H26V103H25V98H27V97H25ZM41 96V97H40ZM118 96V97H117ZM130 96V97H129ZM133 98H132V97ZM138 96V97H137ZM142 96V97H141ZM168 96V97H169ZM215 96V95H214ZM245 96H242V97H245ZM23 97H25V98H23ZM50 99H49V98ZM59 97H61V99L59 98ZM122 98V100H124V99H126L127 97L129 98V100H127V102H131L132 101V104L129 102V104H128V107H131L132 109L131 110H129V109H127L129 112H131L132 110L134 111L135 109H137L138 108V106H137V108H136V105L138 104V105H140L141 104V102H142V108L145 110L146 108H149V109H146L147 110V114L149 115H152V116H154V118L155 119H159L160 121H164V119H165V122L168 120L169 121V119H168V117L166 118V116H169L168 114H166V113H171V111H172V113L174 114V115H172V113H171V115L169 116V117H171L172 119H175V117H180L181 115L182 116H184L185 117V120H188L186 123L185 122H183V120L184 119H181L182 121V125H184L185 126V124H187L186 125V128L183 126V128H185V129H177L176 128V130H174L173 132H175V133H173L171 130V132L173 133H171V134H169V133H167L168 131L167 130H169V129H167V128H165V129H167V130H165V133L164 134H166L164 137H166V139H167V137H169L170 135H171V137H173V139L171 138V137H169L170 139H172V140H174V138H175V140H174V143H175V141L178 139V137H180L179 139L183 142H185L186 144L185 145H189L190 143L192 144V140H194V138L195 137H197L198 139H196V140H194V144H190V148H192V150L194 151V154H198V152H202L203 154H201V155H199L201 158L203 157V159L205 158V161H206V159H208L207 160V166H208V164L210 163L211 165H213V167H214V165H216L215 167H217V165H219L217 162H221V163H223L224 161L225 162H227V160L229 161V162H233L232 164H231V166L233 165L234 166V168L232 167V171L231 170H229L228 169V167L226 166V164L227 163H229V162H227L226 164H224L223 163V165L220 163V166L222 167V169H223V167H225L226 169H224L225 171L228 169L229 170V172L230 173H223L222 171H224V170H220V172H221V174H219L220 172L218 171V170H216V169H218V167L215 169V168H213L212 166H208V167H204L203 165H206V163H205V161L203 160V159H201L202 160V162H200L199 163V166H202V167H204V169H206V170H202L203 168L202 167H200L199 168V166H198V169H196L197 168V166H189V168H191V169H196V170H200V171H205V173H204V175H205V178H203V180L201 181V175H200V171H198V173L195 171V169L192 171L191 169H187V171H185L186 169H184L183 167L184 166H186L185 165V163H186V160H183V159H186L185 158V156H183L182 154V160H180L181 159V155L179 156V149L178 148H182L183 149V145L181 144V142H178V143H175L176 145L177 144H179V146L177 145V147H176V145H175V147L176 148H173L172 147V149H171V146H173L174 145V143H173V141L172 140H170L169 142L170 143H168V141H163L162 139L160 140V138L162 137V135H159L160 137L158 138V135L157 134H154V135H157V138H156V136L154 137L152 134H148V132H147V135H148V137L150 136V135H152L153 136V139L152 138H150V137H152V136H150L149 138H148V140L147 139H145L144 138V140H146V141H144L143 140V143H142V145H143V147L145 146V147H147L146 148V150H149L148 152H147V154H146V156H148L147 158H146V156L145 157H143V158H141L143 155H139V153L141 154L142 153V151H145V150H143L140 146H138L139 148H140V152H138L139 151V148H138V150L136 151V149H137V146H136V148H135V146L134 145H132V143L133 142H135L134 140H135V138H134V136L133 135H135L134 133L135 132H137V131H139V130H137L138 128H139V125L141 126V124H139V122L136 120V117L134 118V115L133 114H131L132 115V117H130L131 119H129L128 117H129V112L126 110H124L125 112H127V113H125L123 110H121L120 108V112L122 113V111H123V113L127 116V118H126V116H125V118H124V116H122V114L119 112V111H117V110H119L118 108H117V103H115L116 105V107L114 106V103H113V100H115V102H116V99H119V101H120V99ZM123 97H124V99H123ZM134 97H136V98H134ZM181 97V98H180ZM186 97H189V96H186ZM20 98V101L22 100L21 98H23V100H22V102H20L19 103V99ZM52 98V99H51ZM66 98V99H65ZM112 98H113V100H112ZM131 98V99H130ZM143 98V99H142ZM147 98V99H146ZM133 99H135V100H133ZM139 99V100H138ZM154 99V98H153ZM167 98H165V102H167L168 101V99L166 100ZM245 99V98H244ZM62 100H63V102H62ZM121 100V102H123V103H125L126 102V100H124V101H122ZM144 100H145V102H144ZM184 100V101H185ZM255 100H256V102H255ZM67 101V102H66ZM107 101V102H106ZM138 101V102H137ZM194 102L195 101V104H193V103H191V102ZM32 102V103H31ZM84 102V103H83ZM89 102V103H88ZM117 102H118V100H117ZM120 102V103H121ZM134 102V103H133ZM149 102H152L153 104H157V106L158 107H154L153 106V104H149ZM186 102V103H187ZM199 103L200 105H203L202 106V108H201V106H199V104H198V106L200 107H198L196 104L197 103ZM239 102H240V99H239V101H238V104H239ZM245 102V101H244ZM244 102L242 101V103H241V106H242V108H244L245 106H247L248 104H247V102H245V104H244ZM28 103V104H27ZM56 103H58L59 105H57ZM65 103V104H64ZM92 104V106H91V104ZM98 103H100V105H102V106H100V105H98ZM108 103H111V104H113L112 106L113 107H115L116 108V110H114V111H112L114 108L112 107H110L109 106V104ZM119 103V102H118ZM119 103V104H120ZM137 103V104H136ZM145 103V104H144ZM189 103H191V104H193V105H195V106H197V108H194L195 106H193V108H184L183 106H189ZM235 104H236V102H234ZM253 103V104H252ZM258 103V104H257ZM56 104V105H55ZM60 104H61V107H63L62 109H61V107H60ZM64 104V105H63ZM90 104V105H89ZM127 104V103H126ZM136 104V105H135ZM183 104V105H182ZM237 104V106L239 107V109L238 110H240L241 108V106L240 105H238ZM245 106H244V105ZM51 105H52V107H51ZM91 107V109H90V107ZM94 105H96V107L94 106ZM109 106V107H107V106ZM131 105V106H130ZM150 105V106H149ZM162 105L163 106H165L166 108H169V110H167V109H165V111H163L164 109V107L162 108ZM261 105V106H260ZM46 106H48V107H46ZM51 108H50V107ZM53 106H55V107H53ZM59 106V107H58ZM66 106V107H65ZM86 106L87 107H89V108H86ZM99 106V107H98ZM133 106V107H132ZM141 106V105H140ZM139 106V107H140ZM146 106V107H145ZM169 106V107H168ZM21 107V106H20ZM59 109H58V108ZM93 107H95V109L93 108ZM126 108V106L124 105L123 106V108ZM190 107V106H189ZM257 107H258V110H256L257 109ZM263 109H262V108ZM24 108V109H23ZM45 108H47L46 110H45ZM54 108V109H53ZM82 108H83V111H82ZM85 108V109H84ZM124 108V109H125ZM135 108V109H134ZM247 108V107H246ZM58 109V114H57V110ZM65 109V110H64ZM76 109H77V111H76ZM172 109V110H171ZM197 109H200L202 112V115L204 116V117H206L205 119H204V117H202V115H201V113H200V111L197 113ZM261 109V110H260ZM27 110V111H26ZM30 110V111H31ZM33 110H36V109H33ZM49 110H50V113H49ZM51 110H53V111H51ZM61 110H63L62 112V116H61ZM78 110L80 111V112H78ZM145 110V111H146ZM151 110V112H149ZM157 110V111H156ZM192 110V111H191ZM194 110V111H193ZM29 111V112H30ZM54 111H56V112H54ZM66 111V112H65ZM67 111H68V115H70V117L69 116H66L67 115ZM91 111V112H90ZM96 111V112H95ZM112 111V112H111ZM118 112V115H117V112ZM144 111V112H145ZM155 111L156 112H158L157 114L158 115H161V113L163 114L162 115V117L164 118V116H165V118L163 119L162 118V120H161V116H158L157 114L155 115L154 113H155ZM160 111H161V113H160ZM166 111H168V112H166ZM170 111V112H169ZM185 111V112H184ZM190 111V112H189ZM204 111H206L205 113H204ZM252 111H254V112H252ZM0 112H1V108H0ZM166 112V113H165ZM187 112H189V113H187ZM193 112V113H192ZM195 112V113H194ZM258 112V113H257ZM28 113V112H27ZM41 113H43V114H41ZM47 113V114H46ZM49 113V114H48ZM77 113H78V115H77ZM80 113V114H81ZM115 113H116V115H115ZM133 113V112H132ZM151 113H153V114H151ZM181 113V114H180ZM192 113V114H191ZM199 113H200V115H199ZM19 114H20V116H19ZM54 114V116H52ZM82 114L80 115V117L82 116ZM94 114V115H93ZM127 114H129V115H127ZM165 114V115H164ZM188 114V115H187ZM198 114V115H197ZM238 114V113H237ZM34 115V116H33ZM43 115H45V116H43ZM92 115V116H91ZM119 115H121V116H119ZM130 115V116H131ZM147 115V116H148ZM150 115H149V117H150ZM178 115V116H177ZM197 117V119H196V117ZM59 116V117H58ZM64 116H66V117H64ZM88 116H90L91 118L90 119H88L87 117ZM174 118H173V117ZM213 117H214V115H212ZM246 116V115H245ZM44 117H46V118H44ZM50 118V120H48L49 118ZM56 117H58V118H62V121L61 120H59V119H57ZM67 117L71 120V121H68V119H67ZM111 117V116H110ZM109 117V118H110ZM111 117V121L113 122L114 120H112L113 118ZM121 117H123L122 119H121ZM157 117V118H156ZM189 117V118H188ZM211 117V116H210ZM210 117H209V120H210ZM213 117H211V118H213ZM21 118H22V121H21ZM41 118V119H40ZM42 118H43V123H42ZM82 118V117H81ZM109 118H107V120L109 119ZM153 117H151V119H152ZM182 118V117H181ZM82 119H84V118H82ZM100 119V118H99ZM102 119V118H101ZM100 119V120H101ZM105 119V118H104ZM123 119H126V121H127V119H129L127 122L126 121H124ZM179 119V118H178ZM246 119V120H245ZM48 120V121H47ZM58 120V121H57ZM75 122H74V121ZM84 120V121H85ZM87 120L84 122V124H86L87 123ZM106 120V119H105ZM105 120H102L101 121V123H103L102 125H104V123L106 122L107 123V120L105 121ZM110 120H108V125H109V123H111V121ZM121 120H122V122H121ZM131 120H136V122L134 123L133 121L130 123V121ZM154 120V119H153ZM156 120V121H157ZM184 120V121H185ZM21 121V122H20ZM36 121V122H35ZM51 121H53V122H51ZM56 121V122H55ZM73 121V122H72ZM78 121V122H77ZM124 121V122H123ZM155 121V122H156ZM161 122V123H163V125H165L164 124V122ZM167 121V122H168ZM191 121H192V124H190L191 123ZM236 121V122H235ZM40 122V123H39ZM45 122V123H44ZM62 122V123H61ZM116 122V121H115ZM120 122H121V125H122V123H123V125H122V127H121V125H120ZM159 122V121H158ZM24 125H23V124ZM54 123V124H53ZM83 123V122H82ZM105 123V126L107 125ZM117 123V122H116ZM129 125H128V124ZM262 123V124H261ZM27 124V125H26ZM57 126H56V125ZM67 125V128H65L64 126L65 125ZM113 124V123H112ZM118 124V123H117ZM124 124H126V125H124ZM139 124V125H138ZM148 124V123H147ZM254 124V125H253ZM22 125V126H21ZM30 125V126H29ZM39 125H42V127H43V130L41 131V128L42 127H40L39 128ZM45 127H44V126ZM50 125L52 126V128H49L50 127ZM63 125V126H62ZM77 125H75V126H77ZM136 125V126H135ZM137 125H138V128H137ZM144 125V124H143ZM151 125V124H150ZM190 125H192V126H190ZM238 125H240V126H238ZM252 125V126H251ZM75 126H74V129H75ZM104 126V127H105ZM121 128H120V127ZM136 128V130H133V129H135L134 127ZM145 126H147L146 124H145ZM145 126H143V127H145ZM148 126H149V124H148ZM31 127V128H30ZM59 127V128H58ZM63 127H64V129L66 130H64V132H62L63 130ZM78 127V126H77ZM90 127V128H89ZM143 127H141V128H139V129H141V130H143L142 128ZM190 127H191V129H193V130H191L190 129ZM21 128H22V130H21ZM45 128H48V130L49 129H53V128H55V130H57L58 129V132L60 131V135L59 134H57L56 135V133H57V131H54V130H51V131H54L53 133L52 132H49V131H47V133L48 134H50V133H52L50 136L51 137H53V138H51L50 137V139H52V140H50L49 139V135H46L47 133H46V130L44 131V129ZM57 128V129H56ZM70 128V129H69ZM124 128H126V131H125V129ZM130 128V129H129ZM133 128V129H132ZM148 128V127H147ZM152 128V127H151ZM182 128V127H181ZM208 128V127H207ZM237 128H239V129H237ZM25 129H27V131L25 130ZM38 129H39V131H38ZM59 129H61V130H59ZM73 129V130H74ZM90 129V130H89ZM120 129L122 130L123 129V131H124V133H123V131H120ZM132 129V131H130ZM145 130H149V129H146V127L144 128ZM153 129H155V128H153ZM152 129V130H153ZM164 129V128H163ZM162 129V130H163ZM241 129V130H242ZM13 130H14V132H17L18 131V128H17V126H14L13 127ZM67 130L68 131H72V135L71 134H69V135H67L66 134V132H67ZM76 130V129H75ZM74 130V131H75ZM151 130V129H150ZM149 130V131H150ZM177 130H182V131H180V133H178L177 132ZM201 130V131H200ZM209 130V128L207 129V131ZM240 130V131H241ZM24 131V132H23ZM26 131V132H25ZM36 131V132H35ZM40 131L42 132V134L40 133ZM95 131V130H94ZM135 131V132H134ZM157 130H154V132H156ZM160 131H161V129H160ZM167 131V132H166ZM126 132V133H125ZM129 134H128V133ZM132 132V133H131ZM146 132V131H145ZM150 132H152V131H150ZM149 132V133H150ZM159 131H157V133H158ZM162 132H164V131H162ZM162 132H160L161 134H162ZM181 132H182V135H181ZM195 134H194V133ZM26 133H27V135H26ZM35 135H34V134ZM40 133V134H39ZM55 133V135H53ZM65 133V136H67V137H65L64 135V138H63V136H62V134H64ZM67 133H71V132H67ZM91 133L89 134V135H91ZM153 133V132H152ZM198 133V134H197ZM240 133H242V131L240 132ZM242 133V134H243ZM253 133V134H252ZM262 133V134H261ZM39 134V135H38ZM124 134V135H123ZM133 134V135H132ZM159 134V133H158ZM168 134H169V136H168ZM193 134H194V136H193ZM42 135H45V137L47 136L48 137V139H47V137L45 138V137H43ZM53 135V136H52ZM61 137H59V136ZM74 135H76V134H74ZM117 135V136H116ZM133 136V139H132V136ZM172 135H174V136H172ZM209 135H211V132H210V134ZM239 135V136H238ZM25 136H24V138H25ZM36 136V137H37ZM56 136H58V137H56ZM68 136H70L71 137V141L69 140V139H67L68 138ZM100 136V135H99ZM177 136V137H176ZM190 136V137H189ZM207 136V137H206ZM240 136H241V138H242V135L241 134H238L237 133V137L236 138H238V139H236L235 137H234V139L235 140H239L240 139ZM26 137V138H27ZM74 138V140L76 141H74L73 140V138ZM76 137H77V139L78 140H76ZM81 137V136H80ZM244 137V136H243ZM63 138V139H62ZM66 138V139H65ZM128 138V139H127ZM168 138V139H169ZM177 138V139H176ZM184 138V139H183ZM204 138H205V141H202V140H204ZM45 139H47V141L45 140ZM117 139V138H116ZM124 139V140H123ZM155 139V140H154ZM158 139V140H157ZM165 139V138H164ZM167 139V140H168ZM183 139V140H182ZM252 139V140H251ZM69 140V141H68ZM81 141V143H80V141ZM150 140H152L151 142H150ZM180 140H177V141H180ZM198 140H200L201 142H199ZM18 141V142H17ZM47 142V144H46V142ZM109 141V140H108ZM108 141H106V142H108ZM122 141V142H121ZM131 141V142H130ZM172 141V142H171ZM176 141V142H177ZM211 142H212V139L210 140ZM254 141V142H253ZM258 141H262L261 143L260 142H258ZM21 142V143H20ZM49 142V143H48ZM56 142V143H55ZM75 142V143H74ZM105 141H104V143H106ZM110 142V141H109ZM146 144H145V143ZM183 142V143H184ZM197 142L198 143H200V144H202L203 146H201L200 147V144H197ZM203 142V143H202ZM255 142H258V143H255ZM5 143V144H6ZM20 143V144H19ZM51 143V144H50ZM63 143L65 144V145H63ZM66 143H68V144H66ZM112 143H113V141H112ZM115 143V142H114ZM114 143L113 144H111V142L109 143V144H111V145H113V147L111 148L112 150H110V148H109V146L107 147L111 152H113L114 153V155H116L117 153H119L121 150H122V152H123V150H124V154L123 153H121L120 152V154H118V156L116 155L115 156V158H116V160H117V162H119V161H121L120 159H121V157H122V155H124V157L125 156H127V154H126V152H125V149H122L121 148V150H118V152H117V150H115V146H114ZM148 143V144H147ZM160 143V144H159ZM213 143V142H212ZM251 143H253V144H251ZM260 143V146H258V144ZM55 144V145H54ZM70 144H72V145H70ZM166 144V145H165ZM167 144H169V145H167ZM170 144H173V145H170ZM19 145V147H17L18 149V151H16V152H14L15 150H16V146H18ZM59 145V146H58ZM66 145H67V147H66ZM68 145H69V147H68ZM105 145V144H104ZM147 145V146H146ZM185 145H184V148H187V146L185 147ZM193 145H196V147L195 146H193ZM197 145L199 146V148H200V150H199V148L197 147ZM211 145V144H210ZM25 146V145H24ZM62 146V147H61ZM71 146H73V150H80L79 152H77V153H74L73 151H70V147ZM81 146L84 148V150H83V148H81ZM105 146H107V143H106V145ZM163 146V147H162ZM167 146H170V147H167ZM212 146V145H211ZM11 147H14V150H12L11 151ZM52 147V148H51ZM65 149H64V148ZM77 147H80L81 149H77ZM189 147V146H188ZM194 147V148H193ZM20 148V149H19ZM51 148V149H50ZM68 148V149H67ZM132 148V149H131ZM135 148V149H134ZM189 148V149H190ZM201 148H202V151H201ZM0 149H1V147H0ZM4 149H1V152L2 153H4L3 151H4ZM54 149V150H53ZM56 149V150H55ZM71 149H72V147H71ZM104 149H106V147H104ZM108 149H107V152H108ZM178 149V150H177ZM253 149V150H252ZM36 150V151H35ZM46 150H48V151H46ZM50 150H52V151H50ZM131 150H133V152L135 153V154H138L139 156H141V157H139L138 155H135L132 151L130 152ZM164 150H169V151H164ZM172 150H174L173 152H172ZM177 151V153H178V155L175 153L176 151ZM191 150V151H192ZM197 151V153H195L196 151ZM206 150V152H207V154H206V152H204ZM10 151V152H9ZM25 151V150H24ZM136 151V152H135ZM171 151V152H170ZM192 151V152H193ZM258 151V152H257ZM0 152V153H1ZM9 152V153H8ZM28 152V151H27ZM51 152V153H50ZM82 152H80L81 154H82ZM107 152H105V150H104V153L106 154ZM146 152V151H145ZM144 152V153H145ZM167 152H169V154L167 153ZM259 152L261 153V154H259ZM4 153V154H5ZM10 153H13V154H11V155H13V157H11V155H10ZM16 153V154H15ZM21 153V154H20ZM31 153V154H30ZM36 153V154H35ZM41 153V154H40ZM43 153V154H42ZM79 153V154H80ZM116 153V154H115ZM132 153V154H131ZM143 153V154H144ZM149 153V154H148ZM151 153V154H150ZM170 153H172V157L173 158H171L169 155H170ZM175 155H174V154ZM199 153V154H200ZM248 153V154H247ZM3 154V155H4ZM55 154V155H54ZM66 154H68V155H66ZM74 155V157L72 156V155ZM77 154V155H76ZM85 154V153H84ZM83 154V155H84ZM134 154V155H133ZM211 154H214V155H212L211 156ZM221 154H218V155H220L221 156ZM225 154V155H224ZM262 154H263V156H262ZM15 155V156H14ZM40 155V156H39ZM64 155H66V156H64ZM133 155V156H132ZM154 155H153V157L152 158H154ZM158 155L156 156L157 158H158ZM206 155V156H205ZM210 155V156H209ZM251 155V156H250ZM261 155V157H259ZM17 156H20V157H17ZM69 156V157H68ZM78 156V157H77ZM121 156V157H120ZM134 156H136V160L133 158ZM138 156V157H137ZM169 156V157H168ZM174 156H178V157H174ZM208 156V157H207ZM254 156H256V155H254ZM21 157H22V160L20 161V160H17V159H21ZM155 157V158H156ZM211 157H213V159L211 158ZM231 157V155H229V158ZM247 157V158H246ZM251 157V158H250ZM260 158V161L257 159V158ZM2 158H3V161H2ZM17 160H15V159ZM120 158V159H119ZM140 158V159H139ZM179 158V159H178ZM215 158V159H214ZM243 158H241V160H243ZM252 158L255 160H253V162L254 163H258V161H259V163L260 164H258V165H256V164H252V161H250V159L252 160ZM123 159V158H122ZM142 159H144V160H142ZM146 159H147V161H146ZM160 159V158H159ZM167 159V160H166ZM210 159V160H209ZM4 160H5V162H8V164H5V166L6 165H8L9 167H11V168H13V169H11V168H9L10 170L8 171L7 170V166L6 167H4L3 165H1V164H4L5 162H4ZM13 160V161H12ZM170 160V161H169ZM213 160H216L215 162H213ZM218 160H220V161H218ZM257 160V161H256ZM76 161H78V162H76ZM81 161L84 163V164H82L81 163ZM177 161V162H176ZM179 161V162H178ZM181 161H182V163H181ZM263 161V162H262ZM171 162V163H170ZM185 162V163H184ZM59 163V164H58ZM116 163V162H115ZM122 162H120V163H117L116 164V168L117 169H119V168H121V169H123V168H126V167H129V166H131L130 165V163L128 162V164L127 165H129V166H126V164L123 166L122 164H121ZM138 163H139V165H138ZM170 163V164H169ZM182 164V167H180L181 166V164ZM202 163V165H200ZM217 163V164H216ZM111 165H109V163H108V165L107 164H105L106 165V167H105V165H104V168L106 169H104L106 172V174L109 176V174H110V177L113 179H116V177L117 176H115V174H118L119 172V174H118V176L119 177H122V174L123 173H126L123 177H125L128 173H130V170L132 169L133 170V167L131 166L130 167V169L128 170L127 168L126 169H124V171L125 172H122L121 171V169H119V171H117V169L115 168V165H114V163L112 164V163H110ZM120 164V165H119ZM143 164H145L144 162H143ZM175 164H178V166H179V169L180 170H184V173H183V171L181 172L180 170H178V166L177 165H175ZM209 164V165H210ZM173 165V166H172ZM175 165V166H174ZM184 165V166H183ZM225 165V166H224ZM245 165H248L249 166V168H248V166H246L247 168H243V167H245ZM3 166V167H2ZM13 166H15V168L13 167ZM108 166H112V169H111V167H109L108 168ZM119 166V167H118ZM136 166H140L141 167V169H140V167H136ZM170 166V167H169ZM172 166V167H171ZM177 166V167H176ZM220 166H219V169H221L220 168ZM177 168V169H175V171H180V172H176L177 174H182L181 176L183 177L184 175H185V180L184 181H186V182H188V184L191 182L192 183V185H191V183L188 185V184H186V182H185V185L184 186H180L182 183H184L183 181H182V183H181V181L179 180V179H181L180 178V176H179V178L177 177L175 180H177L178 182L177 183H181L180 185H178L177 184V186H176V182L175 181H171V179H173V178H175L174 176H176L175 174H173V172H174V168ZM192 167H194V168H192ZM212 167V168H211ZM2 168H4V170L2 169ZM107 168H108V170H107ZM115 170H114V169ZM169 168H171V170H168ZM186 168V167H185ZM207 168H211V170L212 169H215V173H214V170H210V171H208V169ZM230 168V167H229ZM237 168V167H236ZM5 169H6V171H5ZM82 169V170H81ZM173 169V170H172ZM110 170H114L115 172H118V173H111V172H113V171H110ZM189 170H191L192 171V173L193 174H195V175H191L192 173H190L189 172ZM234 170H235V172H234ZM245 170V171H246ZM77 171H79V170H77ZM109 171H110V173H109ZM129 171V172H128ZM169 171V172H168ZM195 171V172H194ZM218 171V172H217ZM224 171V172H225ZM11 172V173H10ZM187 172L191 175V178H189V174H187ZM208 172V173H207ZM211 172V173H210ZM228 172V171H227ZM3 173V174H2ZM7 173V174H6ZM235 173V174H234ZM241 173V175L243 176V178H242V176L241 175H239ZM113 174H114V176H113ZM121 174V175H120ZM173 176H172V175ZM197 174H199L200 176H198ZM202 174V173H201ZM211 174V175H210ZM226 174V175H225ZM244 174V173H243ZM253 174V173H252ZM169 175H171V176H169ZM189 175V176H188ZM240 176V178H242L243 179V181H242V179H238V177ZM248 175V177H250ZM162 176V177H161ZM196 176V178H194V177ZM213 176V177H212ZM232 176H233V178H232ZM238 176V177H237ZM127 177V176H126ZM156 177V178H157ZM186 177L188 178V181H187V179H186ZM192 177H193V179L196 181L195 182V186H194V180L192 179ZM204 177V176H203ZM206 177H207V179H206ZM231 177V179H235L234 180V182L236 181L237 182V180H238V184H237V186L238 187H236L235 186V189L233 188L234 187V185H232L231 186V184H234V183H232L233 181H231V180H227V179H229ZM244 177H246V179H244ZM258 177V178H257ZM118 178V177H117ZM127 178H131V177H127ZM156 178L154 179V180H156ZM183 178V179H184ZM197 178H199V179H197ZM251 178V177H250ZM8 179V180H7ZM132 179H133V177H132ZM193 181H192V180ZM197 179V180H196ZM204 179H205V181H204ZM130 180V179H129ZM170 180V181H169ZM182 180V179H181ZM208 180V181H207ZM210 180H211V182H210ZM239 180H240V183H239ZM253 180V181H252ZM256 180H257V183H256ZM125 181H126V179H125ZM230 181V182H229ZM246 181V182H245ZM255 181V182H254ZM261 181V182H260ZM157 182V181H156ZM200 182H201V184H200ZM207 182V185H205V184H203V183H206ZM209 182V183H208ZM243 182V183H242ZM125 183V182H124ZM197 183V184H196ZM231 183V184H230ZM245 183V184H244ZM248 183V184H247ZM250 183V184H249ZM68 183H66V185H67ZM129 184V185H128ZM170 184V185H169ZM240 184V185H239ZM243 184V185H242ZM247 184V185H246ZM256 184V185H255ZM52 185V186H51ZM127 185H128V187L131 189V191H130V193H131V195H130V193H129V190L130 189H128L127 188ZM161 185V186H162ZM168 185V186H167ZM199 187H198V186ZM202 185V186H201ZM2 186V187H1ZM88 186V185H87ZM86 186V187H87ZM133 186V187H132ZM178 186H180V187H178ZM206 186H208V190L206 191ZM51 187H52V189H51ZM86 187H84L85 188V190H82V189H84V188H82L81 189V193H82V191L84 192V193H86L84 196H86L89 192H90V190H87V189H91V187L90 188H86ZM177 187V188H176ZM194 189V190H192V188ZM198 187V189H202V190H200V192H199V190H198V192L201 194V192H202V195L203 196H199L200 194L199 193H197V191H195V190H197L196 188ZM202 187V188H201ZM205 187V188H204ZM135 188V189H134ZM140 188V187H139ZM168 188H171V190L172 191H174L172 194H171V191H170V189H168ZM175 188H176V190H175ZM184 190H183V189ZM209 188H213L212 190L213 191H215L214 192V196H212L213 195V193L211 194V195H209L208 193L210 192V190H209ZM48 189H49V191H48ZM135 190V191H132V190ZM178 189V190H177ZM187 189V190H186ZM2 190V191H1ZM92 190V189H91ZM119 190V189H118ZM118 190H115V191H118ZM180 190H182V192L180 191ZM191 190V191H190ZM50 191H53V194H51V192ZM88 193H87V192ZM178 191V192H177ZM195 191V193H191V194H194V198L196 197V195L197 196H199V197H201L200 199H198L199 197H197V198H192V201H188L189 199L191 200V198H189V196H190V192H194ZM204 191H206V193L208 194H206V193H204ZM209 191V192H208ZM213 191H211V192H213ZM235 191V192H234ZM119 192V191H118ZM181 192V193H180ZM186 192V193H185ZM83 193V194H84ZM116 193L117 192H114V197L115 196H117L116 195ZM141 194V195H139V194ZM155 193H157V192H155ZM187 194V196L185 195V194ZM217 193H219V194H222L223 193V195H221V196H223V198L225 197L224 195H226V197L224 198V199H222L221 198V200H226L225 202H223V201H221V202H223V204L219 201L218 203L216 202V204H215V199H216V197H218V195H217ZM82 194V195H83ZM118 195H119V193H117ZM150 194V193H149ZM183 194H184V196H183ZM50 195V196H49ZM125 195V194H124ZM123 195V196H124ZM133 195V196H132ZM136 195V196H135ZM138 195V196H137ZM204 195H207V196H204ZM55 198H54V197ZM83 196V200L81 201V199H80V201L82 202V203H85L84 201H86V199H85V197ZM122 196V195H121ZM121 196H119L118 197V199H121L122 197ZM126 196V195H125ZM158 196V197H157ZM174 196H175V198H177L176 200H174L175 198H174ZM193 195H191V197H192ZM210 196H212V198L213 197H215V199L213 198H209ZM87 197H89V195H87L86 196V198ZM131 197H134L133 199L135 200V202H133L132 201V198ZM145 197V198H144ZM149 198H150V195L148 196ZM154 197V196H153ZM153 197H151L150 199H152ZM168 197V198H167ZM185 197V198H184ZM205 197V198H204ZM207 197V198H206ZM220 197V196H219ZM117 197H115L114 199H116ZM124 198H122V200L124 199ZM130 198V199H129ZM137 198V199H136ZM165 200H164V199ZM183 198L185 199L184 201L187 203H185L184 204V201H183ZM189 198V199H188ZM236 198V199H235ZM194 199V200H193ZM238 199V200H237ZM247 200V201H245V200ZM117 200V199H116ZM129 201L127 204H126V202L127 201ZM159 200V201H158ZM172 200V202H170ZM187 200V201H186ZM213 200V201H212ZM219 199H217V201H218ZM250 200V201H249ZM42 201L43 202H47V204H48V209L46 210V213L44 212L43 213V218H42V220L41 219H38L37 220V216H36V214H37V212H36V207L35 208H33V204H34V206H36V204H39V202L40 203H42ZM52 201H54V203H52ZM79 201V202H80ZM121 201V200H120ZM132 201V202H131ZM144 201H146V203L148 202V204H145L144 203ZM177 202V203H175V202ZM183 202L182 204H184V205H180V203L181 202ZM30 202H31V204H30ZM69 202V201H68ZM117 203H118V201H116ZM138 202L141 204V208L139 207V204H138ZM143 203V206H144V208H143V206H142V203ZM150 202H153L154 204H153V207H154V205H155V207L157 206V208L155 209V207L154 208H152V207H149L150 205ZM87 203H88V200H87ZM130 203V204H129ZM134 204V205H132V204ZM138 205H137V204ZM156 203H157V205H156ZM161 203V204H160ZM172 205H171V204ZM179 203V204H178ZM193 203H197L198 205H194ZM221 203V204H220ZM69 204V203H68ZM114 204L116 205V203L114 202ZM113 204V205H114ZM163 204V205H162ZM170 206H169V205ZM177 204H178V206H181L182 208L180 209V207H179V209H177L178 207H177ZM211 204V205H210ZM253 204V205H252ZM6 205V206H5ZM51 205V206H50ZM64 205V206H63ZM80 205V206H79ZM83 205V204H82ZM86 203L84 204V209H83V211H81L80 209H79V211L80 212H83L84 213V211H85V213L83 214V213H78L80 216H78V220H77V218L75 217V219H76V221H75V219L73 220L74 222L73 223H75L76 225H72L71 223V225L72 226H74V227H76V226H78V227H76V229H78V230H76L78 233H82V235L84 234L85 235V237H82V235H80V238H78V236H79V234L75 231V230H72V229H75V228H73L72 226H71V232L69 233H65V231L63 232V235H61L62 234V232L60 233V232H57L58 233V236H57V238L59 237V234L61 235V238H62V241H66V239H68V241H69V239H70V241H72L73 242V244H74V242H75V246L77 247H85V245H84V243L86 242V241H88V242H90L91 240H92V238L94 237L93 235H92V237L91 238H89L88 240H84L85 238H87V233L89 232L88 231V229L89 228H87V227H90V228H92V226L88 223V222H92V224H93V221H92V219H90L91 217H90V214H87L88 212L85 210V208H86ZM114 205V206H115ZM136 205L138 206L137 208H136ZM146 205H148V208H150L151 210V213L153 214H151L150 213V211H149V213H148V209H146L147 208V206ZM207 205H208V207H210V206H212L213 208L212 209H210V208H207ZM225 205H226V203H225ZM61 206V207H60ZM118 206V205H117ZM117 206H115V207H117ZM121 206V207H122ZM133 208H132V207ZM164 206V207H163ZM194 206H195V210H196V212H195V210L193 211V208H194ZM199 206V207H198ZM74 207V208H73ZM119 207V206H118ZM146 207V208H145ZM169 207V208H168ZM173 207V206H172ZM256 207V208H255ZM20 208V209H19ZM81 209L83 208L82 206L80 207ZM120 208V207H119ZM140 208V209H139ZM165 208L163 209V211L165 210ZM53 209V210H52ZM68 209V210H67ZM138 210V211H135V210ZM143 209V210H142ZM147 211H146V210ZM200 209H202V211L200 210ZM207 209V210H206ZM216 209H214V210H216ZM49 210V211H48ZM121 208H120V212H121ZM154 210H157V211H154ZM162 209H160V211H161ZM179 210H182V212L180 211L179 212ZM198 210H199V212H198ZM221 210V211H220ZM53 211V212H52ZM64 211H66V212H64ZM128 211V212H127ZM131 211H135L134 213L133 212H131ZM208 211V212H209ZM56 212V213H55ZM108 212V211H107ZM106 211L104 212V213H106V214H109L110 215V213L108 212L107 213ZM140 212V213H139ZM194 212V213H193ZM201 212V213H200ZM202 212H204V213H202ZM258 212V213H259ZM20 215H18V214ZM23 213V214H22ZM53 213V214H52ZM55 213V214H54ZM71 213V212H70ZM104 213H102V214H104ZM126 213V214H125ZM133 213V214H132ZM139 213V214H138ZM192 213V214H191ZM196 213H197V218H198V214L200 213V214H202V215H200L199 216V218H201L202 219V217H205L202 221H201V219H197L196 217H194L195 215H196ZM213 213L211 214V215H213ZM230 213V212H229ZM46 214V215H45ZM78 214H76V215H78ZM85 215V214H87V216L85 217V216H81V215ZM106 214H104V216L102 215V217H106L105 215ZM129 214V215H128ZM131 214V215H130ZM148 214V215H147ZM151 214V215H150ZM178 214V216H180ZM194 214V216H191V215H193ZM228 214V213H227ZM231 214H232V212H231ZM226 215L225 217H223L224 218V220H223V218H222V222L224 221L225 223H229V222H231V224H230V226L228 225V223L226 224V226H225V223L223 222H221V219H219V217L217 218L218 219V221H220L221 223L220 224H223V225H219L218 224V227H219V229H220V227H221V229L219 230L218 229V227H216L217 228V231H218V234H220V233H222V234H220V235H218L217 233H215V234H217V235H214V238H209V237H207V236H205L208 232H204L205 233V237L204 238H209L208 240H210L209 242H207L206 241V243H207V249H205L206 250V252L203 250V252H205L204 253V257H205V255H207L208 256V254L211 256L212 255V257L214 258V252L216 251V252H218V250H219V247H218V245L219 244H217L216 242L218 241H216V239H215V236H218V238L217 239H219V241L221 240V241H227V242H229L230 244H236V239H235V237H237V240L238 239H240V241H243L242 240V237H245V235L247 234V235H249L250 233V231L248 232V230L249 229H247L246 227H245V225L246 226H248L247 224H246V222L245 223H243L244 222V220L245 219H241V217H237L236 215H235V213H233L236 217V221H238V219L240 218V220H242L243 222H242V224H243V229L241 230V228L242 227H238L237 225V227L235 228L234 227V225H232V223L233 224H236V222H235V220L233 219V220H231L230 219V217L232 216V215ZM109 215H107V217L106 218H108L109 217ZM120 215H123L122 214V212H121V214ZM127 215H128V217H127ZM134 215H136V216H134ZM177 215V214H176ZM216 215V216H215ZM233 215V216H234ZM15 216H16V218H15ZM23 217V219H21L20 217ZM59 216V217H58ZM90 217L89 218V220L90 221H88V218L87 217ZM119 216V217H118ZM132 216H134L133 218H132ZM231 217V218H234V217ZM85 217V219H83ZM100 217H101V214H100ZM101 217V218H102ZM115 217V216H114ZM137 217V218H136ZM180 217H183V214L180 216ZM192 217V218H191ZM228 217V218H227ZM244 217V216H243ZM21 219V220H19V221H16L17 219ZM87 218V219H86ZM131 218V219H130ZM154 218H155V216H154ZM176 218V220H178L177 219V217H175ZM227 220H230V221H227ZM246 218V217H245ZM6 219V220H5ZM81 219V220H80ZM191 219V220H190ZM199 220V223H200V221H201V223L200 224H197L198 223V221L197 220ZM210 219H206V221L207 220H210ZM215 219H214V221L213 222H215V225H217L216 223H218V222H216L215 221ZM88 222H87V221ZM120 220H119V222H120ZM128 220V221H127ZM193 220H195V221H193ZM16 221V222H15ZM22 221V222H21ZM23 221L25 222V223H23ZM42 221V222H41ZM54 221V222H53ZM55 221H57V222H55ZM80 223H79V222ZM146 221V222H145ZM190 221H192L193 223L194 222H196L197 221V225L196 224H194L193 225V223L192 222H190ZM245 221H247V219L245 220ZM15 222V224H13ZM29 222H31V223H29ZM87 223V224H89V225H87V224H84V223ZM90 222V223H91ZM126 222V223H125ZM144 222V223H143ZM210 222H212V221H210ZM239 222H241V221H239ZM239 222L237 223V224H239ZM18 223V225H19V227L16 225ZM38 223H40L39 225H37ZM42 223V224H41ZM54 223V224H53ZM79 223V224H78ZM82 223H83V225L84 226H81L82 225ZM104 223H102V226H103V224ZM132 223H134V224H132ZM192 223V224H191ZM13 224V225H12ZM25 224H28V225H25ZM30 224V225H29ZM78 224V225H77ZM115 224H117V225H115ZM211 224H213V223H211ZM242 224H240V226L242 225ZM245 224V225H244ZM23 225V226H22ZM25 225V226H24ZM86 225V226H85ZM121 225V226H120ZM189 225V226H190ZM206 225H209V224H206ZM31 226V228L30 229H28L29 227ZM119 226V227H118ZM200 226H202V227H200ZM15 227V228H14ZM25 227V230H26V232L28 231L29 233H27V235H29V236H27L26 235V233H25V230H23V228ZM28 227V228H27ZM80 227V228H79ZM83 227H84V229H83ZM208 227V229H209V226H207ZM207 227H205V229L207 228ZM229 229H228V228ZM21 228V229H20ZM104 228V227H103ZM102 227H101V229H102V231H104V229H103ZM120 230H119V229ZM229 230H227V229ZM233 229L232 231L230 230V229ZM234 228L237 230V231H239L240 230V232H242L243 230H244V228H245V231H246V229H247V231H246V233H245V235H244V232H242V233H239L238 232V234L240 235V236H238V234L236 233V235H235V237L233 236V234L232 233H234V232H237V231H234ZM238 228H240V229H238ZM14 229V230H13ZM18 229V230H17ZM28 229V230H27ZM80 229V230H79ZM93 229V228H92ZM92 229H90V233H91V231H92ZM115 229H116V227H115ZM129 229V230H128ZM225 229V230H224ZM254 228H252L251 229V232H252V230H253ZM23 230V231H22ZM196 230V229H195ZM15 231V232H14ZM20 231H22V232H24V233H22V232H20ZM72 231L74 232L73 234L75 235V234H77V235H75V237L71 234L72 233ZM84 231H86V232H84ZM105 231V232H106ZM121 231V232H120ZM200 231V230H199ZM206 231V230H205ZM216 231V232H217ZM227 231V232H226ZM234 231V232H233ZM19 232V233H18ZM92 232H95V231H92ZM117 232H119V233H117ZM136 232V233H135ZM139 232V233H138ZM196 232H198V230L197 231H195V233ZM229 232H232L231 234H232V236H231V234L229 233ZM248 232V233H247ZM254 232H255V234L252 232L251 233V235H249V236H247V237H245V238H249L250 239V237L251 236H253V234H254V236H253V238L255 237V239L256 240H253V241H257L256 243L258 244V247H259V243L258 242H260V245L261 246H263L264 245V242H262V240L264 241V239L263 238H260L261 237V235L259 234V230L257 229V231L254 229ZM261 232H263V231H261ZM18 233V234H17ZM57 233H56V235H57ZM80 233V234H81ZM86 233V234H85ZM100 233V234H99ZM117 233V234H116ZM121 233V234H120ZM227 233H229V234H227ZM4 234V235H3ZM25 234V235H24ZM30 234H32V233H30ZM66 234H68V236L66 235ZM116 234V235H115ZM123 234V235H122ZM226 234V235H225ZM235 234V233H234ZM262 235L264 234V233H261ZM6 235V236H5ZM52 235L53 234H51V236L50 237H52ZM55 235V234H54ZM56 235H55V239H56ZM83 235V236H84ZM88 235H90V234H88ZM113 235H115V236H113ZM122 235V236H121ZM207 235H211V234H207ZM224 236L225 237V239L227 238V240H223L224 239V237H222V236ZM4 236H5V238H7V240H16V239H18L19 241H15V244L13 245V243H14V241L12 240V242L10 241V243L9 244H6V239L4 238ZM8 236V237H7ZM17 236V237H16ZM27 236V237H26ZM33 236V235H32ZM31 236V237H32ZM77 236V237H76ZM127 236V237H126ZM221 236V237H220ZM259 236V237H258ZM14 237V238H13ZM31 237H29L27 240L28 241H26V242H24V243H26V245H28V242H29V245L28 246H31V241L34 239H36V237L35 238H31ZM48 237V236H47ZM46 237V238H47ZM72 237H74V238H78L77 240L75 239V241H73L72 240ZM89 237V236H88ZM124 239H123V238ZM240 237V238H239ZM2 238V239H1ZM8 238H10V239H8ZM60 238V239H61ZM95 238V237H94ZM93 238V240H96V239H94ZM244 238V239H245ZM4 239V241L3 242H5V244L1 241V240H3ZM48 239H49V237H48ZM47 239V240H48ZM55 239L53 240V239H49L48 241H55ZM59 239V238H58ZM64 239V240H63ZM83 239V241H81ZM211 239H213V240H215V241H213V240H211ZM257 239H259V240H257ZM31 240V241H30ZM33 240V241H34ZM80 240V241H79ZM92 240V241H93ZM106 240V239H105ZM116 240V239H115ZM121 240V241H120ZM206 240V239H205ZM248 240V239H247ZM9 241H7V242H9ZM56 241H57V239H56ZM59 241V240H58ZM101 241V242H100ZM126 241H127V243H126ZM213 241V242H212ZM231 241V242H230ZM232 241H234V242H232ZM240 241H238V242H240ZM249 241V240H248ZM23 242V241H22ZM107 242V243H106ZM118 242V243H117ZM120 242V243H119ZM129 242V243H128ZM139 242L141 243V245H139ZM156 242V243H155ZM237 242V245L239 244L240 245V243H238ZM255 242H254V244H255ZM262 242V243H261ZM2 243H3V245H2ZM32 243H35V242H32ZM80 243V244H79ZM114 243V244H113ZM143 243V244H142ZM212 246V247H209L210 245ZM214 243L215 244H217V247L216 246H214ZM242 243V242H241ZM83 244V245H82ZM111 244V245H110ZM112 244H113V246H112ZM234 244V245H235ZM254 244H253V246H254ZM257 244H255V247H256V245ZM9 245V246H8ZM23 245V243L21 244V247H23L22 246ZM34 245V244H33ZM33 245H32V248H33ZM35 245H36V243H35ZM81 245V246H80ZM87 245H88V243H87ZM144 245V246H143ZM159 245H160V247H159ZM209 245V246H208ZM4 246H7V247H5L4 248ZM19 246H17V250H19V251H17L16 250V252H19L20 253V247ZM28 246H26V247H28ZM109 246H111V247H109ZM116 246V248H114ZM143 246V247H142ZM205 246H206V244H205ZM204 246V247H205ZM253 246H250V247H253ZM256 247V248H254V250H256L257 248L259 249V250H262L261 252H263V255H264V246L263 247ZM16 247V246H15ZM13 248L12 250L13 251H15V249L16 248ZM25 247V246H24ZM23 247V249H25L26 250V248H24ZM56 247H57V245H56ZM105 247V248H104ZM122 247V248H121ZM147 247V248H146ZM162 247V248H161ZM214 247H216V248H214ZM53 248V249H52ZM54 248H55V246L53 247V246H50V248H48V250L47 251H45V253L47 254L48 253V251L50 250H52L51 252H50V254H51V256H52V252H55V250H56V248H55V250H54ZM109 248V249H108ZM111 248H112V250H111ZM121 248V249H120ZM133 248V249H132ZM174 248V247H173ZM262 248V249H261ZM4 249V250H3ZM23 249H21L22 250V254L24 253V250ZM29 249H30V247H28V250H26L28 253H29ZM164 249V250H163ZM214 249H216V250H214ZM11 250V251H12ZM121 250V251H120ZM193 249H190V248H188V247H186V248H184V259H180L181 260V264H189L190 262V264H193L194 262L192 261V259H191V255L189 254V253H195V252H193L192 251ZM251 249H248L247 248V251H250ZM26 251H25V253H26ZM31 252H32V249L30 250ZM149 251V252H148ZM188 251V252H187ZM195 251V250H194ZM200 251V250H199ZM8 252H9V250H8ZM112 252V253H111ZM127 252V253H126ZM145 253V254H142V253ZM198 251H197V249H196V253H197ZM202 251H200V252H198L199 254V256L201 255L200 253H201ZM258 252V251H257ZM261 252H259V254L261 253ZM18 253V255H20L21 257H18V258H21V259H19V260H21V261H19L18 260V258L15 256V258H13V257H9L8 256V258H9V260H8V258L7 257H5L6 256V254L3 256V255H1L0 256V264H15V262H16V264L18 263H25L26 262V258L24 259V261H23V256L21 255V253L19 254ZM114 253V254H113ZM140 253V254H139ZM153 253V254H152ZM186 253H188V254H186ZM42 254V253H41ZM46 254H44L45 256V258L43 257V255H42V257H41V255H39L40 257H41V259L43 258V259H46V261L48 260V258L47 257H49V253H48V255H46ZM17 255V254H16ZM26 255H30V253L29 254H27L26 253ZM104 255V256H103ZM117 255H118V257H117ZM125 255V256H124ZM138 255V256H137ZM161 255V256H162ZM188 256V259L186 260L185 258ZM192 255H196V254H192ZM198 255H196V256H198ZM217 256H218V253L216 254ZM261 255V254H260ZM38 256V257H39ZM47 256V257H46ZM120 256V257H119ZM154 256V257H155ZM194 256H192L193 257V260H194V258H196V256L194 257ZM198 256V257H199ZM206 256V257H207ZM210 256H209V258H210ZM4 257V258H3ZM25 257V256H24ZM26 257H28V256H26ZM31 256H29V258H30ZM82 257H81V259H82ZM94 257V258H93ZM114 257V258H113ZM117 257V258H116ZM202 257V256H201ZM205 257V258H206ZM211 257V258H212ZM245 256H243V258H244ZM13 258V259H12ZM86 258H89V256L88 257H86ZM127 258V257H126ZM135 258V257H134ZM143 258V259H142ZM208 258V257H207ZM210 258V259H211ZM242 258V257H241ZM243 258H242V260L241 261H246L247 260V258L246 259H244L243 260ZM259 258H261V256H259ZM258 257H257V260L258 261H263L264 260V257L263 258H261V259H263V260H260ZM6 259V260H5ZM11 259V260H10ZM14 259H16V260H14ZM28 259V258H27ZM40 258L38 259L39 261L41 260ZM96 260V262L94 261V260ZM116 259V260H115ZM140 259H142V260H140ZM199 259H201V258H198L197 260L199 261ZM215 259V258H214ZM86 260V261H85ZM91 260V261H90ZM107 260V261H106ZM116 261V262H114V261ZM118 260V261H117ZM129 260V261H128ZM196 260V261H197ZM202 260V259H201ZM2 261V262H1ZM19 261V262H18ZM45 261V262H46ZM93 261V262H92ZM97 261H98V263H97ZM110 261V262H109ZM127 261V262H126ZM185 261V262H184ZM214 261V260H213ZM44 262V260L42 261V262H40V263H45ZM76 262V263H77ZM95 262V263H94ZM101 262V263H100ZM131 262V261H130ZM129 262V264H133V261L130 263ZM145 262V263H146ZM153 264H156L155 262H153V261H151ZM151 262H149L148 261V263L149 264H152ZM180 262V261H179ZM179 262H177L176 264H178ZM193 262V263H192ZM200 262V261H199ZM23 263V264H24ZM75 263V262H74ZM75 263V264H76ZM112 263V264H113ZM135 263H138V261H136ZM148 263H146V264H148ZM171 264V262H168V264ZM195 263H198V262H195ZM26 264H27V262H26ZM121 264H123V263H121ZM128 264V263H127ZM140 264V263H139ZM174 264V263H173ZM180 264V263H179ZM252 264V263H251ZM261 264H264V261L261 263Z\"/></svg>","mask_w":264,"mask_h":264},{"label":"bare ground","instance_id":"6f19581e","mask_svg":"<svg viewBox=\"0 0 264 264\" xmlns=\"http://www.w3.org/2000/svg\"><path fill=\"white\" fill-rule=\"evenodd\" d=\"M1 1H2V0H1ZM16 1H17V0H16ZM16 1L14 2L13 0H11L9 3L11 4V2H13L14 5H15V3H17ZM41 1H42V0H41ZM41 1H39V2H41ZM44 1H45V2L48 1V2L45 3ZM104 1L106 2V0H104ZM107 1H108V2L105 3L104 6L102 5V11H104V10L106 11V8H107V7H110L111 5H113L114 2L117 3V1H118V2H119L118 4L115 3L116 6H117V5H120V7H118V8H121V6H123L122 9H121V11H122V12H125V9H124V8H125V7H126V8L129 7V6H126V5H128V3H129L130 0H122V1L120 0L121 2H124V3H121V4H120V1H119V0H107ZM135 1H136V0H133V2H135ZM138 1H139V0H138ZM138 1H137V3H138ZM155 1H159L160 3H162V1L165 2L166 0H141V2H145V6L148 5V6H149V9H151V11H153V12L156 11V10H160L161 8H163V7L161 6V4H158V5H160L161 7L159 6L160 8H159V9H156L155 7L158 8V5H157V3H156ZM234 1H235V3H234V8H236V7L239 6V3H240V2H242V3H243V2H244V3L247 2V3H248L249 0H234ZM256 1H257V0H256ZM5 2H6V1H5ZM7 2H8V1H7ZM28 2H29V1H28ZM30 2L33 3V0L30 1ZM125 2H126V3H125ZM167 2H168V4H167ZM215 2H216V0H215ZM230 2H231L230 0H222V4H223V5H225V4L228 5ZM22 3H24V2H22ZM22 3H21V4H22ZM41 3H42V2H41ZM41 3H39V4H41ZM43 3L45 4V5L43 4V8H42L43 10L41 9V6H38L39 9H37V8L31 9V10H35V9L39 10V11L36 10V11H35L36 13L33 12V13H34V17L36 16L35 18H36V19L38 18V19L36 20L34 17H33L34 19L32 18V21H31V19H30L31 22H30V21H29V22H30L31 25H32V22H33V23L36 22V23L38 24V22L42 23V22L46 21L47 19L50 20V21H54L55 19H58V17H61L60 19H64L65 17L68 18L70 12H69V13H67V12H68V10H69L70 8H71V11L73 12V13L71 12V14H74V15H73V16L71 15V16H72L71 19L69 18L70 21H71V23H69L68 21H67V23H68V24H72V25H74L73 23H78V22L80 23V21H82V22L85 21V20H83V19H84V15L81 14V11L83 10L82 13L85 14V13H87V12H86L87 10L85 11L84 9H89V10H90V9H91V6H92V4H91V6H90V5L88 6V3H87V4H86V3H85V4H81L78 0H43ZM103 3H104V2H103ZM130 3L132 4V0H131ZM139 3H140V2H139ZM139 3H138V4H139ZM155 3H156L157 6L154 7ZM220 3H221V1H219V4H220ZM258 3H259V2H258ZM27 4H28V3H27ZM27 4H26V5L24 4L25 7H26V6H30V5H27ZM101 4H102V3H101ZM115 4H114V5H115ZM122 4H125V5H122ZM141 4H142V3H141ZM162 4H163V3H162ZM165 4L171 6L170 3H169V1H166ZM165 4H164L163 6H165ZM240 4H241V3H240ZM2 5H3V6H2ZM2 5H1V6H2V7H1V8H2L1 10L3 11V10L5 9V8H3V7H5V6H4V4H2ZM14 5H13V6H14ZM67 5H69L70 8H68L69 6L66 8ZM95 5H96V4H95ZM107 5H108V6H107ZM109 5H110V6H109ZM133 5H134V4H133ZM220 5H221V4H220ZM9 6H11V5H9ZM22 6H23V5H20L21 8H22ZM33 6H34V5H33ZM33 6H32V7H33ZM96 6H98V5H96ZM96 6H95L94 9H96ZM105 6H107V7H105ZM116 6H114L115 8H112V6H111L110 10H112V9H116ZM124 6H125V7H124ZM143 6H144V5H143ZM145 6H144V7H145ZM169 6H167V7H168L167 9H166V6L164 7V9L166 10L165 13H164V11H163V12L160 11L161 13H163L162 15H159L158 11L155 12L154 14H152L153 12H152V13H149V11H150L149 9H148L149 11L146 9V11H148V14H149V15H146L147 13H146L145 10H143L144 8H143L142 5H141V8H143V9H140V10H141L140 13L142 12V13L145 15V17L139 18V17H141V15H143L142 13H141V15H139V14H140V13H138L139 11H137L138 15L136 14V12H134V13L136 14V15H134V17H136V16L138 17V16H139V17H138L139 19H136V18L132 17V15H131L132 19H134V20H135V19L138 20V21L135 20V22H137V23L134 24V26H133V27H134V31L136 30V32H134V33H137V34H138V35H137V38L140 37V38H138V40L140 39V40L138 41V44H139V42H140L141 39H142V41H144V43L148 45V46H147V47H148L147 49L145 48V49L143 50V49L141 48L138 52H137V51L135 52L134 47L131 45V48H133L132 50H134L133 54H132V53H131V54H132V55H134V54H136V55H137V54H142V55H144V56L150 54V56H152V55H153V56H157V57L155 58V60H156V61H157V60L159 61L161 67H160L159 63H157L158 65H156V67L159 66V68H156V69H153V71H150L151 73L153 72V74L155 73L154 75L152 74L153 77H154L155 75L157 76L158 73L161 74V72H162L163 74H165V73L167 72V74H171V75H170L171 77H172V75L174 76V77H172V78L177 79L178 76H179V78H180V76H181L182 74H183V76H184V74H185L184 71H181L182 74L180 73V69H181L180 67H182L183 69L186 68V67L181 66V63H180V62H178V61L176 62V60H178V58H177L178 56H176V58H175L176 60H175L174 58H173L174 60L171 59L172 57H174V56H171L172 54H171V55H168V57H167V53L170 51V47H167V46L169 45V43H166V44H168L166 47H167V49H168V48H169V49H168V51L165 52V49H166V48H165L164 45H166V44H163L164 41L161 39V37H162V35H163L164 38H165V41H167V40H171V39L173 40V44H172V40H171V41H168V42H171V43H170V46H171V45H174L176 48H177V47H179V48L181 47V45H180L181 42H178V39H177L178 36L176 37V29H175V27H176V26H175V25H176L175 21H176V19H177V18H176V17H177V16H176V10H177V8H176V10H175V9H173V7H169ZM172 6H174V4H172ZM217 6H218V5H217ZM221 6H222V5H221ZM221 6H220V7H221ZM245 6H246V5H245ZM7 7H8V6H7ZM18 7H19V6H18ZM53 7H54L58 12H61L62 14H60V16H59L58 14H56V15H58V16H56V15H55V12H56V13H58V12L55 11V9H53ZM104 7H105V8H104ZM132 7H133V6H131V9H132ZM146 7H147V6H146ZM150 7H151V8H150ZM227 7H229V6H227ZM232 7H233V6H232ZM263 7H264V6H263ZM9 8H10V7H9ZM26 8H27V7H26ZM29 8H30V7H29ZM50 8H52V10L55 11V12L52 11L54 14L49 10ZM65 8H66V9H65ZM100 8H101V7H98L99 10H100ZM118 8L116 9L117 11H118ZM174 8H175V6H174ZM229 8H230V7H229ZM234 8H233V9H234ZM238 8H239V7H238ZM13 9H14V8L12 7V10H13ZM67 9H68V10H67ZM94 9L92 8V10H94ZM98 9H97V11L94 10V12H95V11L98 12V11H99ZM107 9H108V8H107ZM123 9H124V11H123ZM131 9H129L128 12H130ZM178 9H179V8H178ZM220 9H221V8H220ZM227 9H228V8H227ZM227 9H226L225 11H228ZM230 9H232V8H230ZM230 9H229V10H230ZM233 9H232V10H233ZM9 10H11V9H9ZM19 10H20V9H19ZM22 10H23V9H22ZM65 10H67V11H65ZM127 10H128V9H127ZM223 10H224V8H223ZM234 10H235V12H236V9H234ZM240 10H242V9H240ZM26 11H27V9H26ZM28 11L30 12L29 9H28ZM78 11H79V13H78ZM108 11H109V9H108ZM112 11H113V10H112ZM119 11H120V10H119ZM121 11H120V13H122ZM132 11H133V9H132ZM134 11H136V10H134ZM143 11H144V12H143ZM178 11H179V12H178L177 14L180 16V14H179V13H180V10H178ZM237 11H238V10H237ZM9 12H10V11H9ZM16 12H18V11H16ZM37 12H40V14H38ZM48 12H49L50 14L52 13L51 15H55L56 18L53 19L51 16L48 17V16H49V15H48ZM63 12H65V13L68 14V15L65 16V14H64ZM92 12H93V11H91L90 13H92ZM96 12H95V13H96ZM106 12H107V11H106ZM106 12H105V13L103 12V16H104V18H106L105 16L108 14V13L106 14ZM110 12H111V11H110ZM115 12H116V11L114 10V14H115ZM126 12H127V11H126ZM126 12H125L124 14H121V15L124 16V15L126 14ZM181 12H182V11H181ZM232 12H233V11H232ZM235 12H233V13H235ZM240 12H241V11H240ZM130 13H131V12H130ZM130 13H129V14H130ZM132 13H133V12H132ZM134 13H133V14H134ZM1 14H2V13H1ZM1 14H0V15H1ZM21 14H23V13L21 12ZM28 14H29V13H28ZM28 14L26 13V15H28ZM35 14H37V15H35ZM63 14H64V18H63ZM87 14H88V13H87ZM87 14L85 15V17L87 16ZM97 14H98V13H97ZM129 14L127 13V15H125V16H128ZM150 14H151V15H150ZM240 14H241V13H240ZM26 15H25V16H26ZM30 15L32 16V13H31ZM30 15H29V16H30ZM39 15H40V16H39ZM61 15H62V16H61ZM93 15H94V13L92 14V16H93ZM95 15H96V14H95ZM98 15H99V14H98ZM109 15H110V14H108V16H109ZM111 15H112V17H113V13H112V12H111ZM116 15H118V12L116 13ZM116 15L113 17L114 19H115ZM233 15H234V14H233ZM22 16H23V15H22ZM22 16H21V18H20L21 20L24 19V18L22 19ZM38 16H39V17H38ZM101 16H102V15H101ZM119 16H120V15H119ZM226 16H227V15H226ZM19 17H20V16H19ZM26 17H28V16H26ZM26 17H25V19H26ZM129 17H130V15H129ZM0 18H1V17H0ZM49 18H52L53 20H51V19H49ZM66 18H65V19H66ZM100 18L103 19V17H100ZM108 18H109V19H108ZM108 18H107L108 20L105 19L106 21H108V23L105 22V24H109V22H110V26H111V24H113V25H115V26L118 24V23H117V20H113V22H111L112 20H110V17H108ZM113 18H112V19H113ZM119 18H122V17H118V19H119ZM228 18H229V17H228ZM12 19H13V18H12ZM60 19L54 21V22L56 23V24L54 23V24H55L54 27L56 26V28H57L56 30H58V28L60 29V27H62V26H60V27H58V26H59V25H63V23H62L63 21L65 22V20H62V21H61ZM69 19H66V20H69ZM89 19H90V18H89ZM33 20H35V21H33ZM48 20H47V21H48ZM119 20H120V19H119ZM1 21H2V20H0V22H1ZM50 21H49V22H50ZM87 21H88V16H87V18H86V23H87ZM114 21H116V22H115L116 24H114ZM21 22L24 23L25 21L23 20V21H21ZM49 22H48V23H49ZM82 22H81V23H82ZM120 22L122 23V21H120ZM120 22H119V23H120ZM135 22H134V23H135ZM250 22H251V21H250ZM9 23H10V22H9ZM36 23L34 24L35 26H36ZM40 23H39V24H40ZM83 23H84V22H83ZM103 23H104V22H103ZM103 23H102V25L104 26L105 24H103ZM157 23L159 24V26L157 25ZM10 24H11V23H10ZM52 24H53V23H52ZM122 24H123V23H122ZM160 24H161V25H160ZM178 24H179V23H178ZM28 25H29V24H28ZM28 25H27V23H26V30H27V31H28V29H27V26H28ZM34 25H32V26L35 28ZM64 25H66V23H64ZM113 25H112V26H113ZM126 25H129V24H126ZM226 25H227V23H226ZM5 26H6V28H7V25H5ZM52 26H53V25H52ZM68 26H69V25H68ZM76 26H77V24H76ZM76 26L74 25V27H76ZM79 26H80V25H79ZM79 26L77 27L78 29H79ZM103 26L101 27V24H100L101 29H103ZM110 26L107 25L106 27L109 29ZM112 26H111V28H110V32L112 31ZM115 26H114V27H115ZM120 26H121V25H120ZM135 26H136V28H135ZM156 26H158L159 29L161 28L162 35L160 34V33H161L160 31H159L160 33H158L159 35H161L160 38H159V36L157 35V32H158L157 30H158V28H157ZM12 27H13V26H12ZM37 27H38V26H37ZM45 27H46V26H45ZM54 27H53V28H54ZM104 27H105V26H104ZM117 27H118V26H116L115 29H117ZM124 27H126V26L124 25ZM127 27H128V26H127ZM231 27H232V26H231ZM6 28H5V29H6ZM9 28H10V27L8 26V30H9ZM65 28H66V27H65ZM68 28H69V27H67L66 29H68ZM119 28H120V27H119ZM119 28L117 29L118 31L121 30V28H120V29H119ZM47 29H48V28H47ZM66 29H65V30H66ZM69 29H70V28H69ZM69 29L67 30L68 32H69ZM72 29H73V28H72ZM80 29H81V28H80ZM105 29H106V28H105ZM126 29H127V28H125V30H126ZM13 30H14V29L11 28V34H8V32H7V35H10V38L13 37V36L11 37V35H13V34H14V31H15V30H14V31H13ZM34 30H37V28H35ZM52 30H53V29H52ZM52 30H51V31H52ZM73 30H74V29H73ZM131 30H133V28H132ZM222 30H223V29H222ZM232 30H233V29H232ZM9 31H10V30H9ZM12 31H13V33H12ZM20 31H21V30H20ZM62 31H63V29H62ZM62 31H61V29H60V31L58 30V32H60V33H61ZM75 31H76V30H75ZM86 31H87V30H86ZM86 31L84 30L85 33H86ZM91 31H93V29H92ZM107 31H108V30H107ZM115 31H116V30H113L114 33H115ZM123 31H124L123 29H122V31H120V35H121V36H123V34L121 33V32H123ZM127 31H128V29H127ZM129 31H130V30H129ZM30 32H31V31H30ZM58 32L56 33V32H55V28H54V32H50V33H52V34H49V33H48L47 36L49 35V37H48V38L50 39L49 41H51V40H52V41H56V40H58V39H61L60 41H62V38L66 39V40H68V39L70 38V36H69L70 34L66 35V36H69V37H67V38L64 37L65 35L63 36V33L66 32V31L62 32L61 34L59 33L61 37L59 36ZM76 32H77V31H76ZM76 32H74V34H76ZM102 32H103V31H102ZM104 32H105V30H104ZM108 32H109V31H108ZM132 32H133V31H132ZM174 32H175V34H174ZM15 33H16V31H15ZM23 33H24V32H23ZM35 33H36V32H35ZM79 33H80V32H79ZM79 33H78V34H79ZM81 33H82V32H81ZM97 33H98V32H97ZM123 33H124V32H123ZM125 33H126V31H125ZM19 34H20V33H19ZM65 34H66V33H65ZM90 34H91V33H90ZM126 34H129V33L127 32ZM130 34H131V33H130ZM165 34H167L168 37H170V39H166V38H168V37H165V36H167V35H165ZM223 34H224V33H223ZM2 35H3V34H2ZM7 35H6V36H7ZM38 35H39V34H38ZM116 35H117V34H116ZM118 35H119V34H118ZM120 35H119V37H121ZM135 35H136V34H135ZM43 36H44V35H43ZM43 36H42V37H43ZM62 36H63V37H62ZM73 36H74V35H73ZM75 36H76V35H75ZM84 36H86V35H84ZM125 36H127V35H125ZM130 36H131V35H129V37H130ZM4 37H5V36H4ZM71 37H72V36H71ZM77 37H78V36H77ZM117 37H118V36H117ZM129 37H128V40H125V39H124L125 41H128L127 43H129V42L131 41V40L129 39ZM244 37H245V36H244ZM10 38L8 39V41H10ZM162 38H163V37H162ZM241 38H243V37H241ZM46 39H47V38H46ZM64 39H63V40H64ZM73 39H74V37H73ZM76 39H77V38H76ZM85 39H86V38H85ZM90 39H91V38H90ZM117 39H118V38H117ZM121 39H122V38H121ZM175 39H176V40H175ZM42 40H43V38H42ZM69 40H71V39H69ZM77 40H78V39H77ZM77 40H75V41L77 42ZM98 40H99V39H98ZM114 40H115V39H114ZM124 40H123V42H124ZM214 40H216V39H214ZM12 41H13V38L11 39L10 42H12ZM46 41H47V40H46ZM81 41H82V40H81ZM88 41H89V40H88ZM120 41H122V40H120ZM226 41H227V40H226ZM13 42H15V41H13ZM67 42H69V41H67ZM67 42H64V43H67ZM131 42H132V41H131ZM191 42H192V41H191ZM241 42H242V41H241ZM0 43H1V42H0ZM57 43H58V42H57ZM100 43H101V46L104 45V44H102L101 41H100ZM110 43H111V42H110ZM125 43H126V42H124V44H125ZM214 43H217V41H216V42L214 41ZM1 44H2V43H1ZM85 44H86V43H85ZM85 44H84V45H85ZM206 44H207V43H206ZM245 44H246V43H245ZM3 45H4V44H3ZM3 45H2V46H3ZM68 45H69V44H68ZM86 45H89V43L86 44ZM140 45H142L141 47L145 46V45H143V44H140ZM216 45H217V44H216ZM55 46H56V45H55ZM101 46H99V48H98L99 51H101V48H100ZM111 46L114 47V45H110V46L108 47V49H109ZM123 46H124V45H123ZM123 46H122V48H123ZM15 47H16V46H15ZM40 47H41V46H40ZM40 47L37 48V49L39 50ZM79 47H80V46H79ZM84 47H86V46H84ZM94 47H95V46H94ZM97 47H98V46H97ZM115 47H117V46H115ZM115 47H114V48H115ZM135 47H136V46H135ZM211 47H212V46H211ZM215 47H216V46H215ZM4 48H5V46H4ZM23 48H24V47H23ZM74 48H75V47H74ZM76 48H77V47H76ZM76 48H75V49H76ZM95 48H96V47H95ZM104 48H105V46H104ZM138 48H139V47H138ZM138 48H137V49H138ZM159 48H160V50H159ZM171 48H173V47L171 46ZM179 48H178V49H179ZM21 49H22V48H21ZM27 49H28V48H27ZM106 49H107V48H106ZM119 49H120V48H119ZM125 49H126V48H125ZM127 49H129L128 46H127ZM135 49H136V48H135ZM167 49H166V50H167ZM214 49H216V51H215L216 53H214V54H215L214 56H215V58L217 59V56H216V55H219V52H221V51H220L221 49H219V46H218V48H214ZM214 49H213L212 51H214ZM5 50H7V49H5ZM76 50H78V49H76ZM181 50H182V49H181ZM186 50H187V49H186ZM189 50H191V49L189 48ZM23 51H24V50H23ZM26 51H27V50H26ZM39 51H40V50H39ZM78 51H79V50H78ZM85 51H86V49H85ZM99 51H98V52H99ZM107 51H108V50H107ZM111 51H114V50H111ZM159 51H161V52L163 53L164 56H163L162 53L160 52L161 55H162V57H164V59L169 58L170 60L167 59L166 62L164 63V61H163L164 59L161 57V55H159V54H160ZM172 51H173V50L171 49L170 53H172ZM178 51H180V49H179ZM0 52H1V51H0ZM2 52H4V51H2ZM32 52H33V50H32ZM98 52H97V53H98ZM105 52H106V51H105ZM130 52H131V50H130ZM4 53H5V52H4ZM93 53H95V52H93ZM100 53H102V52H100ZM106 53H107V52H106ZM108 53H109V52H108ZM158 53H159V54H158ZM178 53H179V52H178ZM24 54H25V53H24ZM72 54H74V52H72ZM78 54H79V52H78ZM81 54H82V53H81ZM102 54H103V53H102ZM104 54H105V53H104ZM110 54H111V53H110ZM154 54H155V55H154ZM156 54H158L159 56L156 55ZM209 54H210V53H209ZM0 55H1V54H0ZM20 55H21V53H20ZM83 55H84V53H83ZM83 55H82V56H83ZM85 55H86V54H85ZM90 55H91V54H90ZM99 55H100V54H99ZM136 55H135V56H136ZM142 55H137V56H138V57H141ZM174 55H175V54H174ZM178 55H179V54H178ZM220 55H221V54H220ZM220 55H219V56H220ZM224 55H225V54H224ZM3 56H5V55H3ZM75 56H76V54H74V57H75ZM86 56H87V55H86ZM95 56H96V55H95ZM105 56H106V54H105ZM105 56H103L104 59H105ZM110 56H111V55H110ZM169 56H170V57H169ZM221 56H222V55H221ZM28 57H29V56H28ZM76 57H77V56H76ZM127 57H128V54H127ZM127 57H125V58H127ZM129 57H131L130 54H129ZM138 57H135V58H137V60H138ZM147 57H148V56H147ZM159 57L161 58L160 60L163 61V62H161V61L159 60ZM79 58H80V55H79ZM79 58H78V59H79ZM92 58H93V57H92ZM106 58H107V56H106ZM112 58H113V57H112ZM118 58H119V57H118ZM121 58H122V57H121ZM121 58H120V59H121ZM132 58H134V56H133ZM135 58H134V59H135ZM141 58H142V57H141ZM141 58H139V59L141 60ZM145 58H146V56H145ZM153 58H154V57H153ZM215 58H214V59H215ZM218 58H219V57H218ZM220 58H222L221 60H223V57H220ZM220 58H219V59H220ZM70 59H71V58H70ZM76 59H77V58H76ZM85 59H86V58H85ZM104 59H103V60H104ZM127 59L129 60V58H127ZM127 59H126V60L124 59V60H125L124 62L128 61ZM134 59H132V61H133ZM146 59H147V58H146ZM150 59H151V58H150ZM214 59H211L212 62H213ZM216 59H215V60H216ZM219 59H218L217 61H219ZM0 60H1V59H0ZM21 60H22V59H21ZM80 60H81V59H80ZM80 60H79V62H80ZM91 60H92V59H91ZM91 60L89 59V61H91ZM122 60H123V59H122ZM122 60H120V62H121ZM143 60H144V58H143ZM152 60H153V59H152ZM155 60H153V62H155ZM168 60H169V61H168ZM215 60H214V61H215ZM19 61H20V60H19ZM85 61H87V62L89 63L88 59L85 60ZM129 61H130V60H129ZM132 61H130V62H132ZM135 61H136V60H135ZM147 61H148V59H147ZM217 61H216V62H217ZM224 61H225V59H224ZM77 62H78V60H77ZM81 62H82V65L80 64V66H81L80 68H81V69L78 70L79 72H78L77 70H75V69H71V68H66V69H63V70H60V69H59V70H58V69H53L51 66H50L51 70L48 68V72H42V71H44V70L41 71L42 73L39 72V73H41V74H40V79H41V80L39 79V80H40V81H39L40 83L38 82L40 85L43 83L44 80H46V82H48V83H50V84L52 85V88L55 86V89H56V87L59 85V82H60L61 85H59V86H60V88H61V86H64V84L61 82V81L63 80L64 83H67V84H69V85L72 86V87H71V86H68L67 84L65 85V87H66V86H68V88L71 87L72 90H73V92L75 93V95H74V94L72 95V98L70 99V102L66 103V104H68V107H69L68 110L71 109V110L69 111V114H70V115H71V113H72L71 111H72V110H75V109H72V108H77L78 106H79V107H84V106H80L81 103H79V105H78V101L80 100V98H82L81 101H82L83 99L85 100V98L88 99V98H90V97L93 99V98H94L93 96L96 95V92L100 91L99 89H101V88H99V86L103 85L104 88H105V91H103L104 88H102L103 90H102L101 94H100V92H98V93L100 94V101L97 100V98L99 99V95H96V96H95V98H94L95 101H96V102H97V101H98V102H101V101H102V105H104V104H103V101L106 100V96H107V95H106V88H107V86H106V85H107L106 81H107V75H108V73H110V72H108L106 69H103V70H106L107 72H106V71H100V72L92 71V70H91L92 68L90 69V67H92V66H89L90 63H89L88 65H86V64H87L86 62H84L85 64L83 63V61H81ZM104 62H106V61H104ZM120 62H119V63H120ZM122 62H123V61H122ZM133 62H134V61H133ZM133 62H132V63H133ZM140 62H141V61H140ZM195 62H196V60H195ZM216 62L213 63V64L215 65V67L212 68L213 70L210 69V66H208L209 68L207 69V67L205 68V67L203 66L204 64H203V65L200 64V65L203 66V67H200L198 71H196L197 69H195L196 72L194 73V75H195V76L198 75L197 77H199V74H198V73H199V71H200V72H201V73H200V74H201L200 77H201V76H202V72H204V70L206 71V69H207L209 73H210L211 71H213V72H211L212 74H209V76L211 75L212 77H215L216 74H214V73H216V71H221V74L219 73V74L221 75V77L223 76V78H225V80H226V79H229V78L231 77V75H230V70H231V69L229 70V68H228L229 66L226 67V66H224V65H225V64H224V65L222 66V68H221L220 65L224 63V62H221L220 65H219V66H220L219 69H220V68H221V69H220V70H217V69H215V68H217V66H218V65L216 66V64H215ZM219 62H220V61H219ZM3 63H4V62H3ZM21 63H23V62H21ZM91 63H92V61H91ZM116 63L119 64L118 62H116ZM127 63H128V62H127ZM127 63H126V65H127ZM134 63H135V62H134ZM138 63H139V62H138ZM149 63H150V62H149ZM178 63H180V64H178ZM210 63H211V62H210ZM227 63H228V62H227ZM229 63H230V62H229ZM5 64H6V63H5ZM10 64H11V63H10ZM15 64L17 65L16 62H15ZM37 64H38V62H37ZM39 64H40V63H39ZM83 64H84V65H83ZM110 64H111V63H110ZM122 64H125V63H122ZM135 64L137 65V63H135ZM217 64H218V62H217ZM20 65H21V64H20ZM24 65H25V64H24ZM72 65H73V64H72ZM74 65H75V63H74ZM91 65H92V64H91ZM101 65H102V64H101ZM111 65H112V64H111ZM129 65H130V64H129ZM140 65H141V64H140ZM150 65H151V64H150ZM179 65H180V66H179ZM207 65H209V64H207ZM214 65H213V66H214ZM2 66H3V65H2ZM8 66H10V65H8ZM109 66H110V65H109ZM113 66H114V65H113ZM118 66H119V68L121 67L120 64L117 65V67H118ZM152 66H153V64H152ZM193 66H194V65H193ZM6 67H7V66H6ZM17 67H18V66H17ZM23 67H24V66H23ZM23 67L20 66L19 68L16 69V68L13 66V68L16 69V72H18V71H17L18 69L21 71V69H23ZM48 67H49V66H48ZM76 67H77V66H76ZM107 67H108V66H107ZM122 67H124V66H122ZM133 67H134V66H133ZM150 67H151V66H150ZM195 67H196V66H195ZM11 68H12V66H11ZM13 68L11 69V70H12V73H14V72H13ZM44 68H45V67H44ZM145 68H146V67H145ZM154 68H155V66H154ZM187 68H188V67H187ZM197 68H198V66H197ZM201 68H203L204 70H201ZM8 69H9V68H8ZM114 69H115V68H114ZM116 69H117V68H116ZM128 69H129V68H128ZM140 69H141V68H140ZM147 69H149V68H147ZM147 69H145V70H147ZM183 69H181V70H183ZM214 69H215V70H214ZM11 70H10V72H11ZM23 70H24V69H23ZM73 70H74V71H73ZM96 70H97V69H96ZM99 70H100V69H99ZM117 70H118V69H117ZM119 70H120V69H119ZM121 70H122V69H121ZM124 70H125V72H124ZM126 70H127L126 68L123 69V72L126 73V74H124V75H125V77H124V78H125L124 81H126V79H128V78L130 77V76H129L128 78H126V77H127V76H126L127 73H128V75H129V73H130L129 70H127V71H129V72H126ZM131 70H132V69H131ZM150 70H151V69H150ZM184 70H185V69H184ZM192 70H193V69H192ZM209 70H210V71H209ZM8 71H9V70H8ZM45 71H46V70H45ZM76 71H77L78 74L76 73ZM112 71H113V70H112ZM10 72H9V73H10ZM147 72H148V74H149V70H147ZM164 72H165V73H164ZM183 72H184V73H183ZM206 72H207V71H206ZM208 72H207V74H208ZM4 73H5V72H4ZM20 73H22V72H20ZM25 73H26V72H25ZM33 73H34V72H33ZM39 73H38V75H36L37 73H36L35 75H36V76H39ZM74 73H75L76 75H75ZM144 73H145V72H144ZM156 73H157V74H156ZM187 73H189V72H187ZM2 74H3V73H1V75H2ZM5 74H6V73H5ZM10 74H11V73H10ZM14 74H15V73H14ZM26 74L28 75V73H26ZM26 74H25V75H26ZM88 74L91 75V76H89ZM111 74H112V73H110V76H111ZM113 74H115V72H114ZM130 74H131V73H130ZM134 74H135V73H134ZM160 74H159V75H160ZM191 74H192V73H191ZM203 74L206 75V79L209 78V77L207 76V74H205V73H203ZM6 75H7V74H6ZM6 75H4V76H6ZM12 75H13V74H12ZM21 75H22V74H21ZM35 75H32V76H34V77L36 78ZM131 75H132V74H131ZM140 75L143 76V74H140ZM146 75H147V74H146ZM146 75L144 76V77H146V78L151 76V79H150V80H151V82H152V80H153V79H152V75H150V76H146ZM187 75H189V74H187ZM213 75H215V76H213ZM220 75H219V76L217 75V78H216L217 81H215V79H212V80H214L215 82L212 81L211 79H210V80L208 79V81L205 79V82L203 81V82H204V85H203V82H202V80L204 79V78H202V77H204V76H202L201 78H200V77L197 78V79H198V83H199L200 80L202 79V80H201V83H202V84H201V85L199 84V88H200V86H201L202 91L200 90V93H201V92H203V93H201V94H200V93H199V94L197 93V95H195V97H197V98L199 99V97H200L199 95H202V94H203L204 97L201 96V97H202L201 101H203L202 104L205 106V109H201V110L203 111V110H206V109H207L208 111L206 110L207 112L204 111V113H205V112H206V113L209 112V113H208L209 115H210V112L212 111L213 114H211L210 116L213 117L212 115H214V117L211 118V117L209 116V117H210V120H209V117H208V121H206V122H203L202 120H200V122L202 123V126L200 125L199 122H194V121H193L194 126H192L193 124H192V121H191L190 124H192V125H190V126H192V128L194 127L195 129H197L196 131H198L199 128H196V127H195V125H196L195 123H197V124L201 127V130L203 129L204 124L206 125V128H205L202 132H204V131L206 130L205 132L208 134V138L210 139V136H211V139H212V142H213V143L210 141L211 139H210V140H207V141H209V142H205L206 144H205V147H203V149H205L206 146L209 145V147H207L208 154H209V152H210V153H212V152H213V153H214V152L217 153L216 156H215L214 154H211V156L214 155V157H215L216 159L218 158L217 156H219V159H222V160L225 159V158H220V157H223L222 154H221L222 152L228 155V156H226V159H227V157H228V160H229V161H231V159L234 160L235 158L241 156V157H240V160H238L239 158H237L235 163H233L234 161H233V162H229L228 160H227V162H229V163H227V162H225V161H224L225 163L223 162L224 164L227 163L226 166L228 167L229 170H231L232 167L234 168L233 165L231 166L232 163H233V164H236L238 161H239L238 163H241L242 161H244L245 164H248V163H246V161H247L248 158H249L248 155L251 154V152H252V151H251V148H253V149L255 150L256 148H254L253 146H254V145L257 146V144H254L253 146H250V141H249L248 138L252 137V136H250L251 133H248V135L250 134L249 137L245 136L247 133H246V134L243 133V131L246 132L247 130L249 131V130L252 128V127L250 128L251 121H250V123H249L248 121H247L246 123L244 122L245 126H243V129H244V127H245V129H246V128L249 126V127H248L249 129H247L246 131L242 129V123H243V122H241V127H240V128H241L242 130H241V129H240V130L242 131L243 134L240 133V132H241L240 130H239V132H237L238 134H241V135H242V138H241V136H240V139H239L238 141L234 139L235 135H234L233 133H234V129H235V128L233 129V131H230V128H231L230 126H232L233 124H235V123H234V120H236V119H234V118H236V115H237V117H239V116H240V113H241V115H242L241 117H242V118L245 117V118H248V120H250V119H249V116L247 117V115H249V114L251 113L250 110L248 109V106H249V104L252 102V101H251V98H252L251 96H252V95H249L251 98H250L249 96H247L248 98L246 99V96L243 95L242 93H241L242 95H239L240 92H238V94H237V93H234V91H233V93L236 94V95H234L233 93H231L232 91L230 92V90H228V93H229V95H230V93L233 94L232 96H229L227 93H226L227 95H224V93L227 92V91H223L224 89L221 88V85L224 84L223 86L225 87V83H224V82H226V81L223 80V82H221V84H220V82L218 81V78H220ZM19 76H20V75H18V77H19ZM87 76H89V78H90V77H93V78H92L93 81L89 79L91 82H89V80H88V82H87V80H86ZM112 76H113V75H112ZM137 76H138V75H137ZM156 76L154 77V79H155V78H156V79L158 78V77H156ZM161 76H163V75H160V77H161ZM164 76H165V75H164ZM192 76H193V75H192ZM24 77H25V76H24ZM119 77H120V76H119ZM134 77H136V75H135ZM138 77H139V76H138ZM138 77H137V78H138ZM140 77H141V76H140ZM140 77H139V78H140ZM144 77H143V79H144ZM181 77H182V76H181ZM185 77H186V75H185ZM187 77H188V76H187ZM190 77H191V75H190ZM193 77H194V76H193ZM5 78H6V77H5ZM19 78H21V76H20ZM22 78H23V77H22ZM28 78L30 79V77H28ZM108 78H109V80H108L109 82H115V85H114V83H113V84L110 83V85H112V87H113V89H114V86H116V84H117V82H118L119 80L116 82V81L112 80V79H113L112 77H108ZM114 78H116V77H114ZM117 78H118V77H117ZM117 78H116V80H117ZM132 78H133V77L131 76V80H134V78H133V79H132ZM137 78H136V79H137ZM141 78H142V77H141ZM172 78L169 79V80H166L167 78H166V76H165V79H164V80H166V81H171ZM179 78H178V79H179ZM183 78H184V77H183ZM183 78H182L181 83H182L183 80L185 79V78H184V79H183ZM195 78H196V77H195ZM195 78H194V79H195ZM2 79H3V78H2ZM9 79H10V78H8V79H7L8 81L6 80V82L11 81V79H10V80H9ZM24 79H27V78L25 77ZM33 79H34V78H33ZM36 79H37V78H36ZM36 79H35V81H36ZM42 79H43V80H42ZM119 79L121 80V78H119ZM175 79H174V80H175ZM186 79H187V78H186ZM220 79H221V78H220ZM12 80H13V79H12ZM14 80H15V79H14ZM14 80L12 81L13 84H11V82H9L10 85H15V84H14V82H15ZM111 80H112V81H111ZM140 80H142V79H139V80H136V81L139 82ZM145 80H146V83H147V79H145ZM150 80H149L148 82H150ZM157 80H159V79H157ZM157 80H154V81L156 82ZM164 80L162 79L161 81H164ZM174 80L171 81V82H174ZM179 80H181V78H180ZM179 80H175V82H177V81H179ZM2 81H3V80H2ZM23 81H25V80H23ZM27 81H28V79H27ZM29 81H30V80H29ZM108 81H107V82H108ZM128 81H130V80L128 79L127 82H128ZM209 81H210V82H209ZM211 81H212V82H211ZM263 81H264V80H263ZM3 82H4V81H3ZM6 82H4V84H7ZM21 82H22V81H21ZM46 82H44V83H46ZM103 82H104V83H103ZM120 82H122V83H120ZM120 82H118V83L121 84V85L119 86V87H121V89H122V85H123V86H126V85L129 83V82H128V83L126 82L127 84L124 85V84H123V83H124V82H123V77H122V80H121ZM132 82H133V81H132ZM143 82H144V80H143L142 82H139L138 86H137V84L134 85V83H133V86H136V87L139 88L140 83L142 84ZM158 82H159V81H157L156 83L160 85L161 82H160V83H158ZM179 82H180V81H179ZM206 82L211 83V84H210L211 86H212V83L214 82L215 86L217 87V86L220 85V86H219V89H220V88H221V89H220V90L216 89V90H218V92L216 91V93H215V92H214V91H215V90H214V89H215V86H213V87L210 88V85L207 86L208 83H207V85H205ZM218 82H219V83H218ZM9 83H8V84H9ZM18 83H19V82H18ZM28 83H29V82H28ZM31 83L34 84L32 81H31ZM38 83H37L36 85H38ZM99 83H100L101 85H100ZM216 83H218L219 85L216 84ZM222 83H223V84H222ZM226 83H227V82H226ZM261 83H262V82H261ZM8 84H7L8 87H6V85H1L2 87L0 86V88L2 89V91L0 90V91H1V93H0V108H1V112H0V147H1V149H4V148H3L4 145H6V146H11L10 144H13V143L10 142L9 144H7V143H6L7 140H8L9 138H11V140L9 139V141H14V140H12V139L15 138V142H16V140H18L17 138L20 139L19 134H20V136H21V134H22V140L25 139V141H24L25 143L20 144V143H21V142H20L19 144H20V145H23V144H24L25 146L23 145V147H25V148H23L22 151H20L22 148H21V149L19 148L20 150L18 151V150H17V149H18L17 147H19V145H18V146L15 147L16 150H15L14 152L18 151V153H19V152H21V153H22V152H23V153H24V152L29 153V151H31V150H33L35 147H37V146L39 145V143H40V145H41V143L44 142V141H41V139H43V138L40 136L41 139H39L40 137L37 136V134H36L37 137H36V136L33 137L32 135L30 136L29 133H28V136H29V137H27V136H25V134H24V136H25V138H24L23 133H20V132H22V131H19V130H20V128H19L20 125H18V123H17V121H16V119H15L16 116H15L14 112L17 111V113H18V111L20 110V108L23 107L22 104L24 105V103H22L21 105L19 104V108H18L19 110H18V109H17L18 106H16V105H18V104H17L18 102H17V100L15 99V95H17L18 92H17V94H16V92H15V93H14L15 95L13 94V96H12V92H9L10 94L7 93V92H8V89H9V91H10V88H9V85H8ZM21 84H22V83H21ZM57 84H58V85H57ZM104 84H105V85H104ZM150 84H151V83H150ZM152 84H153V83H152ZM163 84H164V83H163ZM163 84H161V86H163ZM170 84H171V83H170ZM184 84H185V83H184ZM184 84H183V85H184ZM194 84H195V83H194ZM229 84H230V83H229ZM25 85H26V84H25ZM43 85L46 86L47 83H46V85H45V84H43ZM56 85H57V86H56ZM73 85H74V87H75V90H74ZM98 85H99V86H98ZM117 85H118V84H117ZM130 85H131V84H130ZM154 85H155V83H154ZM154 85H153V86H154ZM164 85H165V84H164ZM174 85H175V84H174ZM177 85H178V84H177ZM187 85H188V84H187ZM187 85L185 84L186 88H183V90H184V89L187 90V92H185V93H189V92H191V91H189V90H190V89H189L190 85H189L188 87H187ZM191 85H192V84H191ZM28 86H29V85H28ZM44 86H43V88H44L43 90H45V88H46V87H44ZM105 86H106V87H105ZM108 86H109V85H108ZM142 86H143V85H142ZM153 86H152V87H153ZM161 86H159L158 88H160ZM165 86H167V85H165ZM169 86H170V85H169ZM180 86H181V88H182V85H180ZM185 86H184V87H185ZM197 86H198V85H197ZM202 86H204V88H203ZM227 86H228V84H227ZM259 86H260V85H259ZM10 87H11V86H10ZM23 87H24V86H23ZM34 87H35V86H34ZM36 87H37V86H36ZM41 87H42V85H41ZM41 87H40V89H41ZM47 87H48V85H47ZM96 87H97V88H96ZM116 87H118V86H116ZM130 87H131V86H130ZM144 87H145V86H144ZM173 87H175V86H173ZM173 87L171 86V90H172V92L175 93ZM192 87H193L194 89L197 88V87H196V84H195V86H192ZM27 88H28V87H27ZM37 88H38V87H37ZM57 88H58V87H57ZM71 88H70V90H71ZM124 88H125V87H124ZM126 88H127V86H126ZM128 88H129V87H128ZM147 88H148V85H147ZM155 88H156V87H155ZM161 88H162V89H161L162 91L159 90V89H158V90L156 89V90H157L156 93H155V92H150L151 94H152V93L155 94V96H153L154 99L151 97V98H150V101H151V99H152V102H153V103H156V102H157V103H160L158 106H160L161 103H163V102H164L163 105H165V104L168 105V104H169V101H170L169 98L171 97V96H169L168 94H171V92H170L171 90L168 89L167 87L165 88V89H168L169 92H170V93L168 92V94H167L169 97H168V96L165 97L166 93L164 94L163 92L168 91V90L163 89V87H161ZM169 88H170V87H169ZM187 88H188V89H187ZM199 88H198V89H199ZM213 88H214V89H213ZM217 88H218V87H217ZM28 89H29V90H27V91H29V92L32 91V90L30 91V87H29ZM34 89H35V88H34ZM38 89H39V88H38ZM49 89H50V88H49ZM63 89H64V87H63ZM65 89H66V88H65ZM96 89H97L98 91H97ZM148 89H149V88H148ZM153 89H154V88H153ZM194 89H191V90H194ZM225 89H227V87H226ZM228 89H229V88H228ZM13 90H16V89H13ZM23 90H25V88H24ZM23 90H22V91H23ZM46 90H47V89H46ZM58 90H59V89H58ZM61 90H62V89H61ZM132 90L135 91L134 89H132ZM163 90H165V91H163ZM181 90H182V89H181ZM186 90H184V91H186ZM196 90H197V89H196ZM239 90H240V88H239ZM244 90H245V89H244ZM244 90H243V91H244ZM260 90H261V91H259L260 93H257L259 97L256 99L257 101L260 99V102H259V103L264 102V86H262V88H261ZM11 91H12V90H11ZM35 91H36V90H35ZM37 91H38V90H37ZM47 91H48V90H47ZM49 91H50V90H49ZM136 91H137V90H136ZM145 91H146V90H145ZM145 91H144V92H145ZM150 91H151V90H150ZM154 91H155V90H154ZM158 91H159V92H158ZM219 91L221 92V94H222V91L224 92V93L222 94V96H221V94H220ZM243 91H242V92H243ZM247 91H248V90H247ZM13 92H14V91H13ZM29 92H28V93H29ZM44 92H46V91H44ZM44 92H42V93H44ZM63 92H65V90H64ZM63 92H62V93H63ZM66 92H67V89H66ZM73 92L71 91V93H73ZM140 92H141V87H140ZM142 92H143V91H142ZM180 92H182V91H180ZM197 92H198V90H197ZM256 92H257V90H256ZM23 93H24V95L26 94L24 91H23ZM31 93H32V92H31ZM37 93H39L40 95H42L40 92H37ZM47 93L49 94V92H47ZM54 93H55V91H54ZM57 93H58V91H57ZM102 93H103V95H102ZM104 93H105V94H104ZM127 93H130V92L127 91ZM132 93H133V92H132ZM148 93H149V92H148ZM148 93H147V94H148ZM174 93H172V94H174ZM183 93H184V92H183ZM185 93H184V94H185ZM193 93H194V92L192 91L191 94L194 95L195 93H194V94H193ZM29 94H30V93H29ZM29 94H28V95H29ZM39 94H38V95H39ZM107 94H108V93H107ZM140 94H141V93H140ZM172 94H171V95H172ZM218 94H219V95H218ZM248 94H249V92H248ZM253 94H254V92H253ZM19 95H20V97H21V95H23V94L20 93ZM30 95H31V94H30ZM67 95L70 96V95H71L70 92H69V94H67ZM175 95H176V93H175ZM185 95H186V96H189V97L184 96V100H185V98H187L186 100H188L190 97H192V98L189 99V100L193 101V99L195 98V97L193 98V96H191L190 93H189V95H188V94H185ZM214 95H215V96H214ZM246 95H247V94H246ZM31 96L33 97V93H32ZM43 96H45V95H43ZM53 96H54V95H53ZM55 96H57V94H56ZM55 96H54V98H55ZM58 96H59V95H58ZM125 96H126V95H125ZM132 96H133V95H132ZM132 96H131V97H132ZM198 96H199V97H198ZM242 96H245V97H242ZM25 97H27V98H25ZM25 97H23V98H25V99H24V100H25V103H26V99H29L28 103H30V100H32V97H31V98H30V97L28 98V96H25ZM40 97H41V96H40ZM96 97H97V98H96ZM117 97H118V96H117ZM129 97H130V96H129ZM137 97H138V96H137ZM141 97H142V96H141ZM201 97H200V98H201ZM23 98H21V99L23 100ZM36 98H38V99H35V96H34V98H33V100H32V102H33L34 105H31V106H33V107H29L30 105L28 106V108H32V110L30 109L31 111L29 110L30 112L26 110L28 113H27V112L25 113V111H23V113H22V111H21L22 109L20 110V112H21L22 114L25 113V114H24V115H25V117H24L25 119H24V122H23V123H27V122L32 118L31 116H32L33 111H34V113H35V111H37V109H39V110L37 111V112H39V111H41L42 107L45 105V101L47 100V99L45 100V98H47V97H43L44 101L40 100L42 97L39 99V97L36 96ZM48 98H49V97H48ZM59 98L61 99V97H59ZM91 98H90V99H91ZM120 98H121V97H120ZM132 98H133V97H132ZM134 98H136V97H134ZM165 98L168 99L167 102L164 101ZM180 98H181V97H180ZM197 98H195V100H196ZM244 98H245V99H244ZM49 99H50V98H49ZM51 99H52V98H51ZM65 99H66V98H65ZM123 99H124V97H123ZM130 99H131V98H130ZM142 99H143V98H142ZM146 99H147V98H146ZM167 99H166V100H167ZM198 99H197V100H198ZM239 99H240V102H241V103H242V101H243V102H244V101L247 102V104H248L249 102H250V103H249L247 106H245L246 104H245V102H244L245 105H244V104H243V105H244L245 107L242 108L241 103L239 102V104H238ZM253 99H254V98H252V100H253ZM18 100H19V103L22 102V100L20 101V98H19ZM84 100H83V101H84ZM112 100H113V98H112ZM117 100H118V102L120 103L121 100H122V98L120 99V101H119V99H116V102H115V100H113L114 106L116 105L115 103L118 104V105H117V108H118V109L120 108V109L123 110V111H124V110L126 111L127 109H129V110L132 109L131 107H128V104H129V102H130V101L127 102V100H129L128 97H127L126 99H124V100H126L125 103L121 102V103L119 104V103L117 102ZM124 100H122V101H124ZM133 100H135V99H133ZM138 100H139V99H138ZM184 100L181 99V101L184 102V105H185V104H188L189 100H188V102H187L186 100H185V101H184ZM247 100H248L249 102H248ZM256 100H255V102H256ZM85 101L87 102V100H85ZM191 101H190V102H191ZM32 102H31V103H32ZM47 102H48V100H47ZM62 102H63V100H62ZM66 102H67V101H66ZM106 102H107V101H106ZM137 102H138V101H137ZM144 102H145V100H144ZM152 102H149V104H153ZM186 102H187V103H186ZM197 102L200 103V100H198ZM197 102H196V103H197ZM234 102H236V104H235ZM28 103H27V104H28ZM43 103H44V105H43ZM83 103H84V102H83ZM88 103H89V102H88ZM126 103H127V104H126ZM130 103L132 104V101H131ZM133 103H134V102H133ZM167 103H168V104H167ZM191 103L195 104V101H194V102H191ZM191 103H189V106H190V107H189V106H183V107H184V108H187V109H188V108H193V106H195V105H193V104H191ZM199 103H197L196 105L198 106ZM253 103H254V100H253ZM253 103H252V104H253ZM56 104L59 105L58 103H56ZM56 104H55V105H56ZM64 104H65V103H64ZM64 104H63V105H64ZM90 104H91V103H90ZM90 104H89V105H90ZM108 104H109L110 107L113 105V104H111V103H108ZM136 104H137V103H136ZM136 104H135V105H136ZM138 104H139V103H138ZM138 104L136 105V108H137V106H138V108H137V109L134 108V109H135L134 111H133V110H132L131 112H129L128 110H127V111L129 112V114H130V113L133 114V115H134V118L136 117V120L139 122V124H141V126L138 124V125H139V128L145 126V124H146V125H147V126H145L146 129H149V130L151 129L150 131L153 132V133H152V132H150L149 130H148V131L145 130V129H144L145 127L142 128L143 130H141V129L138 128V125H137V128H138L137 130H139V131H137V132L134 131V132H135V133H134L135 135L132 134V135L134 136V138H135V140H134L135 142H133L132 145H134L135 148H136V146H137L136 151H137L138 148H139L138 146L141 145L140 147H141L142 149L144 148L143 150H145L146 152H145V151H142L141 154L139 153V155H143V156L141 157V156H139L138 154H135V153L133 152V150H131V151H132L135 155H138L139 157L143 158V157L146 156L147 152L149 151V150H146L147 147H145V146L143 147L144 144L142 145L144 138L148 140V138H149L150 136H152V135H153L154 137L156 136V138H157V135H158V138L160 137L159 135H162V137L160 138V140L162 139L163 141L165 140V141H168V143H170L169 141L172 140L173 137H171V135L169 136V134H171L174 130H176V128H177V129H179V128H180V129H185L187 124H185V126H184V125H182V122H181V121H182L181 119H184V120H185V117H186L185 115H184L185 117L182 116V115L179 117V116L177 115L178 117H175V116H174L175 119H172L171 117H169V116L171 115L172 111H171V113H166V112H168V111H166L165 113L169 115V116H166V118L168 117L169 121L167 120L168 122H167V121L165 122V119H164L165 116H164V118L162 117L163 114L161 113V111H160L161 115H158V114H157L158 112H156V111H157V110H156L154 114H155V115L157 114L158 116H161V120H162V118L164 119V121H163V120H162V121L164 122L165 125H163V123H161L162 121H160L159 119H158V120L155 119L154 116H152V115L149 114V115H150V117H149V115L147 114V110H146V109H149V108H146V109H145L146 111H145V110L142 108V102H141V104H140L141 106L138 105ZM144 104H145V103H144ZM200 104H201V103H200ZM200 104H199V106H201V108H202L203 105H200ZM237 104L241 106V107H240V108H241L240 110H238L239 107L237 106ZM254 104H255V103H254ZM257 104H258V103H257ZM81 105H82V104H81ZM89 105H88V106H89ZM98 105H100V103H98ZM102 105H100V106H102ZM124 105L126 106V108L124 107L125 109L123 108ZM163 105H162V108L164 107V108H163V109H164L163 111H165V109L169 110V108H166V107L163 106ZM182 105H183V104H182ZM192 105H193V106H192ZM20 106H21V107H20ZM91 106H92V104H91ZM94 106L96 107V105H94ZM104 106H105V105H104ZM104 106H102V107H99V106H98L99 108L96 109V111H97L96 114L99 115L98 117H99L100 119L102 118L101 120H100L99 118L93 120L90 116L87 117L88 119L91 118L90 122L93 124V126L90 125V127L93 128V129L91 130V131H93L92 133L89 131V134L91 133V135L88 134V128H87V127H88L89 125L87 126V124H88L89 122H88L87 119H86V120H87V123L84 124V122L86 121V120H85V118H86V117H85V116H86V113H88V112L85 113V111H87V110H89V109H86L85 111H83V108H82V111L84 112V113H83V112H82V113H83L85 116H83V114L78 110V112H80V113L82 114L81 117L84 118V119H82V118L80 117V115H81L80 113H79V115H78V113H77V115H78V117H79L78 120H79V121L81 120V121L79 122L80 125L75 124V125H77L78 127L74 125L76 130L74 129V126H73L72 129L69 128L70 130H72V131L74 132L73 135H72V131H68V130H67V132H71V133H67V132H66V134H67V135L71 134V135L74 136V137H75V136H77V137L79 136L78 138H81L80 140H82V139L84 138L83 141L85 142V145H86V146H85V147H86L85 150H87L86 152H84V151L82 152V151L79 150L80 152H82V154H81L78 150H76V151L73 150V146H71L72 149H71V147H70V151H73L74 153H77V152L80 153V154H79V153H77V154H78L79 158H81V160H83V162L85 163V164H84V163L81 161V163L84 164L85 168H84V170L81 169L82 171H80V169L78 168L77 170H79V171H77V170L75 169L76 165H75V167H74V164H71V165H70L69 162H70V160H74V159H75V160H78V158H77V159H76V158H70V159L67 158V160H66V157H67L66 155H68V154L64 155V156H66V157H64L65 160L62 161V162H60V161H61V160H60V161H59L60 164L58 163L60 167H58L59 170H58V172H57V174H56V176H55V182H54L53 189H52V187H51V189L54 190V191L58 194V195H56V194L54 195V196H56V197L58 196L57 204H58L59 202H61V203H63V204H67L68 206L71 204V206H70L69 209H72V205L75 207V205H76L77 203H78V204L81 203V206L83 207V208L81 209V208H80L81 206L79 205V206H80L79 209H80L81 211H83V209H84V204H85V203L87 204L85 210L87 209V210H86V211L88 212L87 214H90V217L92 216L91 218H90L89 216H88L87 218H88V221H90L89 218L92 219L93 224H92L91 221H90L91 223L88 222L87 220H86V221L92 226L93 229L90 228V227H87V228H89V229H88L89 232L87 233L86 231H84V232L87 233V235H86L87 238H85L84 240H88L89 238L92 237L93 233L95 234V233H97V231H100V230H101V231H100L101 234L99 233L100 235H98V233L96 234L97 237L100 236V237H99L100 239H99V238H96V235H93V236L95 237V238H94V237H93V238L96 239V240H93V238H92L93 241H92V240H91L90 242L86 241V242L84 243L85 247H78V246L76 247V246L74 245L75 242H74V244H73V242L70 241L71 238L69 239V241H68V239H66V241L63 239L64 241H62L61 235H63V232H64V231H65V233H66V232L68 233L69 231L71 232V229H72L71 226H72V225H76V224H75L76 222L73 223V222H74L73 220L75 219V217L77 218V220L80 218V217L78 218V216H80V215L78 214L80 211H79V209L77 208V207H78V205H77V206L75 207V209L77 208V209H78V212H76V213L74 214L75 211H74V209H73V212L70 210L71 213H70L69 211H68V213H62V219H61L62 221H61L60 223H58L57 225L55 224V225H52V226H48L47 228H45V229H43V230H39V231H38L39 228L37 229V227H32V228H31V226H30L29 228L27 227L28 229L31 228V230H29V231H30V233H32V234H30L28 231L26 232L25 227H24L23 230H25L26 235H27V233H29L30 236H29V235H27V236L31 237V236L33 235L31 238H35V237H36V239H35V240L33 239L34 241H33V240H32V241L30 240V241H31V246H28V245H29V242H28V245H26V243H27L26 241H28L27 239H28L29 237L26 238V241H24L25 239L23 238V240H21V242L18 240L19 238L16 239L17 241L20 242V246L18 245V242H17L16 240H13V239H12V240L14 241L13 245L15 244V241L17 242V244L15 245L16 247H15V246L12 247V246H11L12 244H11L10 247H9V248H11V249H6L5 247H7V246H4V248L7 250V251H6L7 253L4 252V255L6 254L5 257H7V258H8V256H9V257H13V256H14L13 258H15V256H16L17 258H18V257H21L20 255H18L19 252H16V250L18 249L17 246H19L21 249H23V247L25 246L24 248H26V250H28V247H30V249H29V253H30V255H26V253H27V254H29V253H28L25 249H23V250H24V253L22 254V253H21L22 250L20 249V253H21V255L23 256V257H22V258H23V261H24V259L26 258V262H27V264H42V263H40V262H42L43 260H44V262L46 261V259H43V258L41 259L42 255H43V257L45 256V255H44V254H46L45 251H47L48 248H50V246H53V247L55 246V248H56V250H55V248H54L55 252H52L53 254H52V256H51L50 252H51L52 250H51V251L49 250L50 252L48 251V253H49L50 255H49V257L46 256V257L48 258V260H47L45 263H43V264H75L77 261H78L79 263H81L80 261L83 260V257H82V256H85V259H90V258H91L90 256H95L97 260H98L99 258H100L99 260H101V258H103V257L100 256V254H102V253L99 254V252H101V251L103 252V250H106L105 247H107V246L109 245V244H108L109 242L111 243V240H112V239H113L112 241H119V240H117V236H115V235H116L117 233H119V232H117L115 235H113V236H115V238H114V237H111V236H112V235H110V233L112 234L111 230H109V233L106 231V229H109L110 227L108 228V227H107L108 225L105 226V223L102 222L101 219L104 220L103 218H105L104 221H105V222H108V224H109V221H107L106 219H110V220H111V221H110V224H111L112 219H111L110 217H112L113 214L115 213V215H114L115 217L113 216L112 218H114L113 221H114V223H116L117 221H115V218H116L117 213L119 212V213L121 214V212H122L123 215H120V214H119L120 218H118V225L121 223L122 218H124V212H125V211H123V210H127V209H128V208H126L127 205L124 206V207L122 206V204H123V205L125 204V203H124V202H125V201H124V200H125L124 197H127V198H126L127 200H128V197H129V196H127V194H128L127 192L124 193L125 190H126V189L124 188V185L126 186L127 180H128V183L132 180V181L130 182V185H131V183H133L134 181H136V182H135V183L137 184L136 189H137V187H138V189H141L140 191H141L142 193H143L145 190H148L147 192L145 191V193H148V195H147V198H148V199H145V200H147V201H149V200L152 201L153 199H154V200L157 199V198L155 197V195H159V194L162 193V195H159L160 197L157 196L158 198H162L163 195L166 196L165 194L168 193L169 190H168L167 193H166V191H165V189H166L165 187H166V186L163 187L164 184L162 185V183H163L164 181H163L161 184H158V182L161 180V179L159 178V181H158V177H159L158 174H161V172H158V171H161L160 168H162V167H159V163H160L159 160H160V161L162 160L163 162H161V163H164L165 158H164V159H161V157H162L161 155L163 154V156H164V155L167 156V154H165L166 152H163V150H162V152L160 151V152H161V155L159 154L160 152H159L158 154H159L161 157H159V155L157 154V155H158V158L156 157L157 155H154V154H156V153H154V152L152 153V154L154 155V158H152L153 155H152L151 157L148 155L150 160L147 161V159H146L147 162L143 161L145 164H143V162L141 163V166L143 165V166H142V171H141V170H139V171H135L136 169H134V166H132L133 164H131L132 161H134V160H133L132 158L128 157L130 153H129V154L127 153V150L130 149V145H131V144H129V139L127 138V139H128V142H127V143H124V142H122V141H121L122 144L119 143V142H120L119 137H120V138L122 137V136H119V135L122 134V132H119V133H120V134H119V133H118V131H119L118 128H117V129H115V128L117 127V125H119V122H118V121H120V120H119V117H117L118 119H116V120H115V117H116V116H113L114 118L112 117V114L115 112L114 110H116V108H115L116 106H115V107L112 106V107L114 108L112 111H114V112L111 111V112H112L111 114H110V108H107V109H106ZM106 106H107V105H106ZM109 106H107V107H109ZM130 106H131V105H130ZM139 106H140V107H139ZM149 106H150V105H149ZM153 106H154V107H158L157 104H153ZM197 106H195L194 108H197ZM199 106H198V107H199ZM260 106H261V105H260ZM24 107H25V105H24ZM46 107H48V106H46ZM49 107H50V106H49ZM51 107H52V105H51ZM51 107H50V108H51ZM53 107H55V106H53ZM58 107H59V106H58ZM58 107H57V108H58ZM60 107H61V104H60ZM65 107H66V106H65ZM89 107H90V106H89ZM89 107L86 106V108H89ZM95 107H93V108L95 109ZM112 107H111V108H112ZM132 107H133V106H132ZM145 107H146V106H145ZM160 107H161V106H160ZM168 107H169V106H168ZM246 107H247V108H246ZM249 107H250V106H249ZM43 108H44V107H43ZM55 108H56V107H55ZM62 108H63V107H61V109H62ZM194 108H193V109H194ZM199 108H200V107H199ZM250 108H251V107H250ZM261 108H262V107H261ZM263 108H264V107H263ZM263 108H262V109H263ZM23 109H24V108H23ZM33 109H36V110H33ZM46 109H47V108H45V110H46ZM53 109H54V108H53ZM58 109H59V108H58ZM58 109L56 110V111H57V114H58V112H59ZM84 109H85V108H84ZM90 109H91V107H90ZM120 109L117 110V111L120 112V111H121ZM64 110H65V109H64ZM171 110H172V109H171ZM201 110H200V109H197L196 111H197V113H198L199 111H200V113H201V112H202ZM256 110H258V107H257ZM260 110H261V109H260ZM51 111H53V110H51ZM56 111H54V112H56ZM62 111H63V110H61V116H62V113H63ZM76 111H77V109H76ZM96 111H95V112H96ZM117 111H116V112H117ZM123 111H122V113L120 112V113L122 114V116L125 115V114L123 113ZM125 111H124V112H125ZM144 111H145V112H144ZM191 111H192V110H191ZM193 111H194V110H193ZM65 112H66V111H65ZM90 112H91V111H90ZM132 112H133V113H132ZM149 112H151V110H150ZM169 112H170V111H169ZM184 112H185V111H184ZM189 112H190V111H189ZM189 112H187V113H189ZM252 112H254V111H252ZM34 113H33V114H34ZM39 113H40V112H39ZM39 113H38V114H39ZM49 113H50V110H49ZM49 113H48V114H49ZM75 113H76V112H75ZM75 113H72V114L75 115ZM125 113H127V112H125ZM192 113H193V112H192ZM192 113H191V114H192ZM194 113H195V112H194ZM200 113H199V115H200ZM237 113H238V114H237ZM257 113H258V112H257ZM263 113H264V112L262 111V115H263ZM36 114H37V113H36ZM36 114H34L35 116L33 115V116H34V119H33V118L31 119V121H30L31 124L33 123L32 120H35ZM38 114H37V116H38ZM41 114H43V113H41ZM46 114H47V113H46ZM89 114H90V113H88V115H89ZM129 114H127V115H129ZM131 114H130V115H131ZM151 114H153V113H151ZM180 114H181V113H180ZM244 114H245L246 116H245ZM39 115H40V114H39ZM58 115H59V114H58ZM70 115H68V111H67V115H66V116H69V117H70ZM93 115H94V114H93ZM113 115H114V114H113ZM115 115H116V113H115ZM117 115H118V112H117ZM130 115H129V117H128L129 119H131L130 117H132V115H131V116H130ZM147 115H148V116H147ZM164 115H165V114H164ZM172 115H174V114L172 113ZM187 115H188V114H187ZM197 115H198V114H197ZM201 115H202V113H201ZM238 115H239V116H238ZM243 115H244V117H243ZM19 116H20V114H19ZM43 116H45V115H43ZM52 116H54V114H53ZM66 116H64V117H66ZM91 116H92V115H91ZM110 116L113 118V119H112V120H114L113 122L110 120V119H111ZM119 116H121V115H119ZM125 116H126V115H125ZM125 116H124V118H125ZM194 116H195V115H194ZM58 117H59V116H58ZM58 117H56V118L62 121V118H58ZM71 117H72V115H71ZM74 117L76 118V115L73 116V118H74ZM109 117H110V118H109ZM151 117H153V118L151 119ZM172 117H173V116H172ZM174 117H173V118H174ZM181 117H182V118H181ZM195 117H196V116H195ZM202 117H204V116L202 115ZM241 117H239V119L237 118V120L239 121L238 123H240V121H242V120H241V119H242ZM36 118H37V117H36ZM44 118H46V117H44ZM48 118H49V117H48ZM50 118H51V117H50ZM50 118H49L48 120H50ZM104 118H105L106 120H107V118H109L108 120H110L111 123H109V125H108V120H107V123L105 122L107 125L105 126V123H104V125H102L103 123H101V121H102V120H105ZM122 118H123V117H121V119H122ZM126 118H127V116H126ZM156 118H157V117H156ZM178 118H179V119H178ZM188 118H189V117H188ZM205 118H206V117H204V119H205ZM40 119H41V118H40ZM67 119H68V121H71V120H70L71 118L69 119V118L67 117ZM76 119H77V118H76ZM129 119H127V121H128ZM153 119H154V120H153ZM196 119H197V117H196ZM232 119H234V120H232ZM48 120H47V121H48ZM84 120H85V121H84ZM106 120H105V121H106ZM117 120H118V121H117ZM123 120L126 121V119H123ZM136 120H135V121H134V120H131L130 123H131L132 121L135 123ZM156 120H157V121H156ZM184 120H183V122L186 123L189 119H188V120H185V121H184ZM237 120H236V121H237ZM245 120H246V119H245ZM21 121H22V118H21ZM21 121H20V122H21ZM57 121H58V120H57ZM73 121H74V120H73ZM73 121H72V122H73ZM115 121H116L118 124H117ZM124 121H123V122H124ZM127 121H126V122H127ZM155 121H156V122H155ZM158 121H159V122H158ZM232 121H233V124H232ZM236 121H235V122H236ZM35 122H36V121H35ZM51 122H53V121H51ZM55 122H56V121H55ZM74 122H75V121H74ZM77 122H78V121H77ZM82 122H83V123H82ZM102 122H103V121H102ZM121 122H122V120H121ZM121 122H120V125H121ZM23 123H22V124H23ZM37 123H38V122H37ZM37 123H36V124H37ZM39 123H40V122H39ZM42 123H43V118H42ZM44 123H45V122H44ZM61 123H62V122H61ZM112 123H113V124H112ZM147 123L149 124V126H148ZM248 123H249V124H248ZM27 124H29V122H28ZM27 124H26V125H27ZM36 124L34 125V123H33L31 127L35 126L34 128H37V125H36ZM53 124H54V123H53ZM127 124H128V123H127ZM143 124H144V125H143ZM150 124H151V125H150ZM231 124H232V125H231ZM236 124H237V123H236ZM236 124L234 125V127H237ZM246 124H248L247 127H246ZM261 124H262V123H261ZM23 125H24V124H23ZM55 125H56V124H55ZM64 125H65V124H64ZM122 125H123V123H122ZM122 125H121V127H122ZM124 125H126V124H124ZM128 125H129V124H128ZM198 125H196V126L198 127ZM253 125H254V124H253ZM14 126H17V128H18V131H17V132H14V130H13V127H14ZM21 126H22V125H21ZM29 126H30V125H29ZM43 126H44V125H43ZM52 126H53V125H52ZM52 126L50 125L49 128H52ZM56 126H57V125H56ZM62 126H63V125H62ZM86 126H87V127H86ZM104 126H105V127H104ZM135 126H136V125H135ZM183 126H184L185 128H183ZM238 126H240V125H238ZM251 126H252V125H251ZM31 127H30V128H31ZM40 127H42V125H39V128H40ZM44 127H45V126H44ZM64 127L67 128V125H65ZM64 127H63V129H62V130H63L62 132H64V130H65ZM90 127H89V128H90ZM119 127H120V126H119ZM121 127H120V128H121ZM133 127H134V126H133ZM147 127H148V128H147ZM151 127H152V128H151ZM181 127H182V128H181ZM204 127H205V126H204ZM207 127L209 128L208 131H207V129H208ZM58 128H59V127H58ZM134 128H135V127H134ZM153 128H155V129H153ZM163 128H164V129H163ZM165 128H167V129H169V130H167V129H165ZM232 128H233V127H232ZM232 128H231V129H232ZM46 129H47V130H46ZM56 129H57V128H56ZM73 129H74L75 131H74ZM124 129H125V131H126V128H124ZM129 129H130V128H129ZM132 129H133V128H132ZM132 129H131L130 131H132ZM152 129H153V130H152ZM160 129H161V131H160ZM162 129H163V130H162ZM190 129H191V127H190ZM237 129H239V128H237ZM21 130H22V128H21ZM25 130L27 131V129H25ZM42 130H43V127L41 128V131H42ZM45 130H46V133H47V131L52 132V133H53L54 131H57L56 135H57V134L60 135V131L58 132V129L55 130V128H53V129H49V130H48V128H45L44 131H45ZM51 130H54V131H51ZM59 130H61V129H59ZM89 130H90V129H89ZM94 130H95V131H94ZM133 130H136V128L133 129ZM154 130L159 131V132H158L159 134L157 133V131L154 132ZM165 130L168 131V132H167V131H166V132L169 133L168 136L171 137L172 139H170L169 137H167V139L169 138V139L167 140L166 137H164V136L166 135V134H164V133H165ZM170 130H171L172 132H171ZM191 130H193V129H191ZM201 130H200V131H201ZM235 130H236V129H235ZM26 131H25V132H26ZM38 131H39V129H38ZM41 131H40V133L42 134ZM65 131H66V130H65ZM114 131H117L116 134H119L118 137H116L117 139H116L115 136H114V135H115V134H114V133H115ZM120 131H123V129H122V130L120 129ZM145 131H146V132H145ZM162 131H164V132H162ZM180 131H182V130H180ZM180 131L177 130L178 133H180ZM248 131H247V132H248ZM250 131H251V130H250ZM23 132H24V131H23ZM27 132H28V131H27ZM35 132H36V131H35ZM147 132H148V134H152V135H150V136L148 137ZM149 132H150V133H149ZM160 132H162V134H161ZM170 132H171V133H170ZM175 132H176V131H175ZM175 132H173V133H175ZM182 132H183V131H182ZM182 132H181V135H182ZM210 132H211V135H209ZM232 132H233V133H232ZM251 132H253V131H251ZM40 133H39V134H40ZM52 133H50V134L47 133V134H46V135H49V136H48L49 139H50V137H51L50 135H51ZM123 133H124V131H123ZM125 133H126V132H125ZM127 133H128V132H127ZM131 133H132V132H131ZM173 133H172V134H173ZM193 133H194V132H193ZM198 133H199V131H198ZM198 133H197V134H198ZM206 133H202L201 135H200V133H199L198 135H200V136H198V137L203 138L202 136L204 135V137H205V134H206ZM237 133H236V131H235L236 137H237ZM33 134H34V133H33ZM39 134H38V135H39ZM74 134H76V135H74ZM128 134H129V133H128ZM154 134H157V135H154ZM194 134H195V133H194ZM194 134H193V136H194ZM207 134H206V135H207ZM252 134H253V133H252ZM261 134H262V133H261ZM26 135H27V133H26ZM34 135H35V134H34ZM53 135H55V133H54ZM53 135H52V136H53ZM59 135H58V136H59ZM63 135L65 136V133L62 134V136H63ZM99 135H100V136H99ZM123 135H124V134H123ZM132 135H131V136H132ZM17 136H18V137H17ZM42 136L45 137V135H42ZM58 136H56V137H58ZM60 136H61V135H60ZM60 136H59V137H60ZM64 136H63V138H64ZM80 136H81V137H80ZM116 136H117V135H116ZM133 136H132V139H133ZM153 136L150 137V138L153 139ZM172 136H174V135H172ZM182 136H183V135H182ZM238 136H239V135H238ZM243 136H244V137H243ZM16 137H17V138H16ZM26 137H27V138H26ZM38 137H39V138H38ZM46 137H47V136H46ZM46 137H45V138H46ZM48 137H47V139H48ZM53 137H54V136H53ZM53 137H51V138H53ZM65 137H67V136H65ZM77 137H76V140H78ZM147 137H148V138H147ZM176 137H177V136H176ZM189 137H190V136H189ZM206 137H207V136H206ZM236 137H235V138H236ZM54 138H55V137H54ZM54 138H53V139H54ZM60 138H61V137H60ZM63 138H62V139H63ZM72 138H73V137H72ZM164 138H165V139H164ZM179 138H180V137H178V139H177V138H176V139H177V140H180ZM238 138H239V137H238ZM238 138H236V139H238ZM47 139H45V140L47 141ZM65 139H66V138H65ZM67 139L70 140L71 137L68 136ZM183 139H184V138H183ZM183 139H182V140H183ZM196 139H198V138L195 137L194 140H196ZM50 140H52V139H50ZM69 140H68V141H69ZM73 140H74V138H73ZM80 140H79V141H80ZM108 140L111 142V144H113V143L115 142V143H114V146H115V150H117V152H118V150H121V148L123 147L122 149H125V152H126L127 156H125V157H124V155H122V157L120 156L121 159H120V158H119V159H120L121 161L117 162L115 156H116V155L118 156V154H120V152L124 154V150H123V152H122V150H121L119 153H117V154L115 153L116 155H114V153L110 151V150H112L111 148L113 147V145L109 144L110 142H109ZM117 140H119V142H118ZM123 140H124V139H123ZM154 140H155V139H154ZM157 140H158V139H157ZM174 140H175V138H174ZM174 140H172L173 143H174ZM177 140H176V141H177ZM194 140H192V141H193L192 144H194ZM251 140H252V139H251ZM20 141H21V139H20ZM46 141H45V142H46ZM70 141H71V140H70ZM74 141H75V140H74ZM104 141H105V142L108 141V142H106V143H107V146H105L106 143H104ZM112 141H113V143H112ZM144 141H146V140H144ZM151 141H152V140H150V142H151ZM165 141H164V142H165ZM172 141H171V142H172ZM176 141H175V143L181 142V144L183 145V146H182L183 149H182V148H181V149L178 148L179 150H178V149H177V150L179 151V156L182 154V155L185 156V158H186V159H183V160H186V163L184 162L186 166L183 165V166H184L183 168L186 169L185 171H187V169L189 168V166H194V167L197 166L196 169H198L199 163L202 162L201 159H203V157L201 158L199 155H201V154H203V153H202V152H201V153L198 152V154L196 155V154H194V151L192 150V148H190V144H191V143H190L189 145H188V144L185 145L186 143H185L184 141H183L184 143H183L181 140H180V141H177V142H176ZM198 141L201 142L200 140H198ZM202 141H205V138H204V140H202ZM17 142H18V141H17ZM75 142H76V141H75ZM75 142H74V143H75ZM130 142H131V141H130ZM253 142H254V141H253ZM258 142H260V141H258ZM258 142H255V143H258ZM261 142H262V141H261ZM261 142H260V143H261ZM5 143H6V144H5ZM48 143H49V142H48ZM55 143H56V142H55ZM80 143H81V141H80ZM144 143H145V142H144ZM175 143H174V145H173V144H170V145H173V146H171V149H172V147H173V148H176L177 145L179 146V144H180V143H179V144L176 145ZM202 143H203V142H202ZM207 143H209V144L207 145ZM260 143L258 144V146H260ZM46 144H47V142H46ZM50 144H51V143H50ZM66 144H68V143H66ZM104 144H105V145H104ZM108 144H109L110 146H109ZM145 144H146V143H145ZM147 144H148V143H147ZM159 144H160V143H159ZM181 144H180V145H181ZM192 144H191V145H192ZM197 144H200V143L197 142ZM210 144H211L212 146H211ZM251 144H253V143H251ZM13 145H14V144H13ZM36 145H37V146H36ZM40 145H39V146H40ZM42 145H43V147L45 146V144H42ZM54 145H55V144H54ZM63 145H65V144L63 143ZM70 145H72V144H70ZM165 145H166V144H165ZM167 145H169V144H167ZM175 145H176V147H175ZM184 145H185V147L187 146V148H184ZM262 145H263V144H262ZM262 145H261V147H262ZM6 146H5V148H6V153H7V151L9 150L8 148H10V147H6ZM14 146H15V145H14ZM39 146H38V147H39ZM58 146H59V145H58ZM108 146H109L110 150L107 148ZM146 146H147V145H146ZM188 146H189V147H188ZM193 146L196 147V145H193ZM201 146H203V145L200 144V147H201ZM38 147H37L38 150L35 148L37 151H39V149H41L42 146H41L40 148H38ZM43 147H42V148H43ZM46 147H47V145H46L44 148L46 149ZM61 147H62V146H61ZM66 147H67V145H66ZM68 147H69V145H68ZM104 147H106V149H104ZM162 147H163V146H162ZM167 147H170V146H167ZM179 147H180V146H179ZM197 147L199 148L198 145H197ZM249 147H250V151H251V152L248 151ZM261 147H259V148H261ZM51 148H52V147H51ZM51 148H50V149H51ZM63 148H64V147H63ZM78 148L81 149V148H83V147H82V146H81V148H80V147H77V149H78ZM135 148H134V149H135ZM189 148H190V149H189ZM193 148H194V147H193ZM246 148H248V149H246ZM259 148H257L256 150H259ZM1 149H0V152H1ZM7 149H8V150H7ZM64 149H65V148H64ZM67 149H68V148H67ZM107 149H108V152H107ZM131 149H132V148H131ZM245 149H246L247 151H245ZM253 149H252V150H253ZM262 149H264V146L262 147ZM12 150H14V147H11V151H12ZM24 150H25V151H24ZM36 150H35V151H36ZM41 150L43 151V149H41ZM53 150H54V149H53ZM55 150H56V149H55ZM83 150H84V148H83ZM104 150H105V152H107L106 154L104 153ZM191 150H192L193 152H192ZM199 150H200V148H199ZM256 150H255V153H254V155H256V156L253 155L252 157H255V158H256V157L258 156V155H257L258 153L256 154ZM27 151H28V152H27ZM46 151H48V150H46ZM50 151H52V150H50ZM129 151H130V150H129ZM131 151H130V152H131ZM136 151H135V152H136ZM140 151H141V150H140V148H139V151H138V152H140ZM164 151H169V150H164ZM173 151H174V150H172V152H173ZM175 151H176V150H175ZM195 151H196V150H195ZM197 151H198V150H197ZM197 151H196L195 153H197ZM201 151H202V148H201ZM244 151H245V152H249V154L247 153L248 155H246V153H245V156H248V158L246 157L247 160H245V158H243V157H245V156H243V155H244ZM3 152L5 153V149H4ZM9 152H10V151H9ZM9 152H8V153H9ZM144 152H145V153H144ZM170 152H171V151H170ZM204 152H206V150H205ZM253 152H254V151H253ZM253 152H252V153H253ZM257 152H258V151H257ZM261 152L263 153L264 151L262 150ZM4 153H2V152L0 153V154H2L1 157L3 156V157H6L5 159H9V158H7V156H5L6 153H5V154H4ZM16 153H17V152H16ZM16 153H15V154H16ZM21 153H20V154H21ZM50 153H51V152H50ZM84 153H85V154H84ZM143 153H144V154H143ZM167 153L169 154V152H167ZM175 153L178 155L177 151H176ZM199 153H200V154H199ZM3 154H4V155H3ZM11 154H13V153H10V155H11ZM30 154H31V153H30ZM33 154H34V150H33ZM35 154H36V153H35ZM40 154H41V153H40ZM42 154H43V153H42ZM77 154H76V155H77ZM83 154H84V155H83ZM131 154H132V153H131ZM134 154H133V155H134ZM148 154H149V153H148ZM150 154H151V153H150ZM173 154H174V153H173ZM206 154H207V152H206ZM218 154H221V156L218 155ZM225 154H224V155H225ZM259 154H261V153L259 152ZM263 154H264V153H263ZM263 154H262V156H263ZM54 155H55V154H54ZM71 155H72V154H71ZM133 155H132V156H133ZM144 155H145V156H144ZM171 155H172V153H170L169 156H170L171 158H173V157H172L173 155H172V156H171ZM174 155H175V154H174ZM182 155L180 156V157H181L180 160H182V157H183ZM229 155H231L230 158H229ZM251 155H252V154H251ZM251 155H250V156H251ZM14 156H15V155H14ZM39 156H40V155H39ZM72 156L74 157V155H72ZM78 156H77V157H78ZM138 156H137V157H138ZM148 156H146V158H147ZM166 156H164V157H166ZM169 156H168V157H169ZM205 156H206V155H205ZM209 156H210V155H209ZM242 156H243V157H242ZM11 157H13V155H11ZM17 157H20V156H17ZM68 157H69V156H68ZM118 157H119V156H118ZM155 157H156V158H155ZM174 157H178V156H174ZM207 157H208V156H207ZM234 157H235V158H234ZM259 157H261V155H260ZM259 157H258L257 159L260 161V158H259ZM122 158H123V159H122ZM133 158L135 159L136 156H134ZM159 158H160V159H159ZM162 158H163V157H162ZM166 158H167V157H166ZM211 158L213 159V157H211ZM215 158H214V159H215ZM233 158H234V159H233ZM241 158H243V160H241ZM250 158H251V157H250ZM255 158H254V159H255ZM10 159H11V158H10ZM10 159H9V160H10ZM14 159H15V158H14ZM16 159H17V158H16ZM16 159H15V160H16ZM136 159H137V158H136ZM136 159H135V160H136ZM139 159H140V158H139ZM178 159H179V158H178ZM226 159H225V160H226ZM254 159H253V158H252V160L250 159V161H252V164L254 163V162H253ZM262 159H263V161H264V158H263V157H262ZM17 160H20V161H21V160H22V157H21V159L19 158V159H17ZM17 160H16V161H17ZM142 160H144V159H142ZM166 160H167V159H166ZM183 160H182V161H183ZM203 160L205 161V158H204ZM207 160H208V159H206V161H205L206 165H203V166H204V167H205V166H206V167H208V166H209V167H210V166L213 167V165H211L210 163H209L210 165L208 164V166H207V163H208ZM209 160H210V159H209ZM237 160H238V161H237ZM2 161H3V158H2ZM12 161H13V160H12ZM169 161H170V160H169ZM182 161H181V163H182ZM215 161H216V160H213V162H215ZM218 161H220V160H218ZM240 161H241V162H240ZM254 161H255V160H254ZM256 161H257V160H256ZM259 161H258L257 164H256V163H254V164H256V165L260 164ZM263 161H262V162H263ZM0 162H1V161H0ZM4 162H5V160H4ZM8 162H9V161H8ZM8 162H5L4 164H1V165H3L4 167L7 166V170L9 171V170H10L9 168H11L12 166H11V167H9L8 165L5 166V164H8ZM76 162H78V161H76ZM115 162H116V163H115ZM120 162L123 163V164L121 163L123 166H124L126 163L128 164V162H129L130 165L133 167V170L131 169V170H130V173H128V174L126 175L127 177H131V178H127L126 176L123 177L126 173H123L124 175L122 174V177H119L118 174H119L120 172H119V173H118V172H115V171H114V170H115L114 168H113L114 170H110V171H113V172H111V173H114V172H115V173H118V174H115V173H114L115 176H117L118 178L116 177V179H114V178L112 179V178L110 177V174H109V176H108V175L105 173V172H106V171H105L106 169L104 168V165H105V164L108 165V163H109V165H111L110 163H112V164L114 163L115 168H116V164H117V163H120ZM176 162H177V161H176ZM178 162H179V161H178ZM1 163H2V162H1ZM134 163H135V161H134ZM170 163H171V162H170ZM170 163H169V164H170ZM181 163H180V164H181ZM202 163H203V162H202ZM202 163H201L200 165H202ZM217 163L219 164V165H217L218 169H216V168H217V167H215L216 165H214L213 168H215V169L218 170L219 172H220V170H224V169H226L225 167H223V169H222L221 166L223 165V163L220 162V163L222 164L221 166H220V163H219V162H217ZM217 163H216V164H217ZM250 163H251V162H250ZM250 163H249L248 165H251ZM263 163H264V162H263ZM127 164H126V166H129V165H127ZM182 164H183V163H182ZM182 164H181L180 167H182ZM119 165H120V164H119ZM138 165H139V163H138ZM175 165L178 166V164H175ZM175 165H174V166H175ZM239 165H242V163H241V164H238V165L236 164V166H235L234 169H235L236 171L239 170L238 172H241L240 169H242V168H241V166H239ZM243 165H244V163H243ZM243 165H242V166H243ZM248 165H245V167H243V168H247L246 166H248ZM3 166H2V167H3ZM131 166L126 167V168H127V169L129 168V169H130ZM172 166H173V165H172ZM172 166H171V167H172ZM177 166H176V167H177ZM219 166H220L221 169H219ZM224 166H225V165H224ZM238 166H239L240 169H238ZM8 167H9V168H8ZM13 167L15 168V166H13ZM105 167H106V165H105ZM109 167H111V169H112V166H108V168H109ZM118 167H119V166H118ZM136 167L138 168V167H140V166H136ZM169 167H170V166H169ZM185 167H186V168H185ZM194 167H192V168H194ZM200 167H202V166H199V168H200ZM204 167H202V168H203L202 170H206V169H204ZM212 167H211V168H212ZM229 167H230V168H229ZM236 167H237V168H236ZM253 167H254V168H252V166H250V169H248V168H249V166H248V168H247L248 171L251 170V169L254 170L255 168H257L255 165H253ZM262 167H264L263 164H262ZM108 168H107V170H108ZM121 168H122V167H121ZM121 168H119V169H121ZM126 168L121 169V171L123 170L122 172H125L126 170L124 171V169H126ZM173 168H174V167H173ZM177 168H178V170H180V169H179V166H178ZM177 168H174V172H173V174H175V173L178 171V170L175 171V169H177ZM211 168H207L208 171H210ZM2 169L4 170V168H2ZM11 169H13V168H11ZM104 169H105V170H104ZM116 169H117V168H116ZM119 169H117V171H119ZM129 169H128V170H129ZM140 169H141V167H140ZM189 169H191V168H189ZM194 169H195V168H194ZM194 169H191V170L193 171ZM196 169H195V171L198 173V171H200V170H196ZM209 169H210V170H209ZM215 169H212V170H214V173H215ZM228 169H227L226 171L224 170L225 172H224V171H222V172H223V173H230ZM168 170H171V168H169ZM172 170H173V169H172ZM191 170H189V172H190ZM212 170H211V171H212ZM235 170H234V172H235ZM245 170H246V169H245ZM245 170H244V172H243V169H242V172H241V173H242L243 176H245V173L248 172L247 170H246V171H245ZM253 170L251 171V173H250V172L247 173V179H246V177H244V179H246V181H249L250 179H254V178H256V177L253 178V176H256V175L254 174V172L257 173L256 170L261 171V172L258 173V176L260 175L259 177H261V173L264 171V169H260V170H259L258 168H257L254 172H253ZM262 170H263V171H262ZM0 171H1V170H0ZM5 171H6V169H5ZM110 171H109V173H110ZM180 171H181V172L183 171V173H184V170H183V169L180 170ZM180 171H178V172H180ZM192 171H191L190 173H192ZM195 171H194V172H195ZM206 171H207V170H206ZM218 171H217V172H218ZM227 171H228V172H227ZM231 171H232V170H231ZM128 172H129V171H128ZM168 172H169V171H168ZM178 172H177V173H178ZM10 173H11V172H10ZM177 173L175 174L176 176H174L175 178L171 179V181H172V182L175 181V182H176V186H177V184L180 185V184L182 183V181H183L184 183H182L180 186H184V185H185V182H186V181H184V180H185V178H184L185 175L182 177L181 175H182L183 173H182V174H177ZM199 173H200V175L202 176V177H201V178H202L201 181H202L203 178H205V175H204L205 171H203V172L200 171ZM201 173H202V174H201ZM207 173H208V172H207ZM210 173H211V172H210ZM241 173H240L239 175H241ZM243 173H244V174H243ZM252 173H253V174H252ZM2 174H3V173H2ZM6 174H7V173H6ZM114 174H113V176H114ZM184 174H185V173H184ZM187 174H189V173L187 172ZM195 174H196V173H195ZM195 174L192 173L191 175H195ZM205 174H206V173H205ZM219 174H221V172H220ZM234 174H235V173H234ZM249 174H251V175H253V176H250ZM262 174H263V173H262ZM120 175H121V174H120ZM161 175H162V174H161ZM171 175H172V174H171ZM171 175H169V176H171ZM189 175H190V174H189ZM189 175H188V176H189ZM191 175L189 176V178H191ZM197 175L200 176L199 174H197ZM210 175H211V174H210ZM225 175H226V174H225ZM239 175H238V176H239ZM242 175H241V176H242ZM248 175H249L251 178L248 177ZM115 176H114V177H115ZM157 176H158V177H157ZM172 176H173V175H172ZM179 176H180V178L182 177V178H181L182 180L179 179V180L181 181V183H177L178 181L175 180L177 177L179 178ZM203 176H204V177H203ZM238 176H237V177H238ZM243 176H242V178H243ZM132 177H133V179H132ZM156 177H157V178H156ZM161 177H162V176H161ZM193 177H194V176H193ZM193 177H192V179H193ZM212 177H213V176H212ZM155 178H156V180H154ZM183 178H184V179H183ZM194 178H196V176H195ZM232 178H233V176H232ZM239 178H240V176L238 177V179H239ZM242 178H240V179H242ZM257 178H258V177H257ZM261 178H262V177H261ZM125 179H126V181H125ZM129 179H130V180H129ZM134 179H135V180H134ZM186 179H187V181H188V178H187V177H186ZM192 179H191V180H192ZM197 179H199V178H197ZM197 179H196V180H197ZM206 179H207V177H206ZM248 179H249V180H248ZM7 180H8V179H7ZM133 180H134V181H133ZM193 180H194V179H193ZM193 180H192V181H193ZM227 180H231V181H233L232 183H234V184H231V183H230V184H231V186L234 185V187H233L234 189H235V186L238 187V186H237V184H238V183H237L238 180H237V182H236V181L234 182L235 179L233 180V179H231V177H230L229 179H227ZM156 181H157V182H156ZM161 181H162V180H161ZM169 181H170V180H169ZM204 181H205V179H204ZM207 181H208V180H207ZM242 181H243V179H242ZM246 181H245V182H246ZM252 181H253V180H252ZM124 182H125V183H124ZM195 182H196V181L194 180V186H195ZM210 182H211V180H210ZM229 182H230V181H229ZM243 182H244V181H243ZM243 182H242V183H243ZM254 182H255V181H254ZM260 182H261V181H260ZM66 183H68V184L66 185ZM190 183H191V182H190ZM190 183H189V184H190ZM208 183H209V182H208ZM236 183H237V184H236ZM239 183H240V180H239ZM256 183H257V180H256ZM183 184H184V185H183ZM186 184H188V182H186ZM189 184H188V185H189ZM196 184H197V183H196ZM200 184H201V182H200ZM203 184L207 185V182H206V183H203ZM244 184H245V183H244ZM247 184H248V183H247ZM247 184H246V185H247ZM249 184H250V183H249ZM87 185H88L89 187H88ZM128 185H129V184H128ZM128 185H127V188L130 189V188H129L130 186L128 187ZM133 185H135V184L133 183ZM161 185H162V186H161ZM169 185H170V184H169ZM191 185H192V183H191ZM239 185H240V184H239ZM242 185H243V184H242ZM255 185H256V184H255ZM51 186H52V185H51ZM86 186H87L88 188L91 187V189H92V190H91V189H87V190H90L89 193L86 191V192L88 193L87 195H89V197H87V198H86L87 195L84 196L86 193H84L83 191H82V193H81V189L84 188V187H86ZM167 186H168V185H167ZM180 186H178V187H180ZM189 186H190V185H189ZM197 186H198V185H197ZM201 186H202V185H201ZM1 187H2V186H1ZM87 187H86V188H87ZM132 187H133V186H132ZM139 187H140V188H139ZM198 187H199V186H198ZM198 187L196 188L197 190H195V191H197V193H199L200 190L203 189L202 187H201L202 189H198ZM176 188H177V187H176ZM176 188H175V190H176ZM191 188H192V187H191ZM204 188H205V187H204ZM118 189H119V190H118ZM134 189H135V188H134ZM134 189H133L132 191H135ZM138 189H137L136 191H138ZM142 189H143L144 191H143ZM168 189H170L171 194L174 192V191L171 190V188H168ZM182 189H183V188H182ZM205 189H206V191H207V190H208V186H206ZM210 189H211V190H210ZM212 189H213V188H209L210 192L208 191V192H209L208 194L211 195V194L213 193L212 196H214L216 193L214 194L215 191H213L214 189H213V190H212ZM82 190H85V188L82 189ZM115 190H118L119 192H118V191H115ZM166 190H167V189H166ZM177 190H178V189H177ZM183 190H184V189H183ZM186 190H187V189H186ZM192 190H194V189L192 188ZM198 190H199V192H198ZM1 191H2V190H1ZM48 191H49V189H48ZM126 191H127V190H126ZM130 191H131V189L129 190V193H130ZM180 191L182 192V190H180ZM190 191H191V190H190ZM195 191L189 193V194H190L189 198H191V200L188 198V199H189L188 201H192V198H194V194H191V193H195ZM202 191H203V190H202ZM206 191H204V193H206ZM211 191H213V192H211ZM50 192H51V194H53V191H50ZM114 192L119 193V195L116 193L117 196H115V197H117V198H116L117 200L114 199V198H115V197H114V195H115ZM155 192H157V193H155ZM177 192H178V191H177ZM181 192H180V193H181ZM234 192H235V191H234ZM83 193H84V194H83ZM149 193H150V194H149ZM182 193H183V192H182ZM185 193H186V192H185ZM185 193H184V194H185ZM210 193H211V194H210ZM82 194H83V195H82ZM124 194H125L126 196H125ZM138 194H139V193H138ZM143 194H144V193H143ZM184 194H183V196H184ZM199 194H200V193H199ZM206 194H207V193H206ZM208 194H207V195H208ZM121 195H122V196H121ZM123 195H124V196H123ZM130 195H131V193H130ZM139 195H141V194H139ZM149 195H150V198L153 197V196H154V197H153L152 199H150V198L148 197ZM167 195H168V194H167ZM173 195H175V193H173L172 196H173ZM185 195L187 196V194H185ZM191 195H193V196L191 197ZM207 195H204V196H207ZM217 195H218V197L215 196L216 199H215V197H213V198L216 200V201H215V204H216V202L218 203V202L221 200V198L224 199V198L226 197V195H224V196H225L224 198H223V196H221V195H223V193H222V194L217 193ZM0 196H1V195H0ZM49 196H50V195H49ZM54 196H53V197H54ZM83 196H84L85 199H86V201H84L85 203H82V202H81V201L83 200V199H82ZM119 196H121V197L124 198V199H123V200H122V198H121V199H118ZM132 196H133V195H132ZM135 196H136V195H135ZM137 196H138V195H137ZM172 196L168 195V197H170V199H172V198H171ZM199 196H203V195H202V192H201V194H200ZM199 196L196 195L195 198H197V197H199ZM212 196H210V197L212 198ZM219 196H220V197H219ZM168 197H167V198H168ZM208 197H209V196H208ZM210 197H209V198H210ZM54 198H55V197H54ZM119 198H120V197H119ZM131 198H132V201L135 199L134 197H131ZM133 198H134V199H133ZM144 198H145V197H144ZM174 198H175V196H174ZM184 198H185V197H184ZM184 198H183V201L185 200ZM195 198H194V199H195ZM200 198H201V197H199L198 199H200ZM204 198H205V197H204ZM206 198H207V197H206ZM213 198H212V199H213ZM227 198H228V197H226V200H227V201H226V200H221V201H223V202L226 201V202H225L226 205H225V203H224V207L226 206V208H223V209L225 210V211H224L225 216H226V215H227V216L230 215L231 212H232V214H231L232 216L234 215L233 213H235V215H236V216L238 215L237 217H241L242 220H243V219H245V220L247 219V221L244 220V222H243L242 220H240V218L238 219V221H236V220H235V219H236V218H235L236 216L234 215V216H233L234 218H231V217H232V216H231L230 219H231V220L234 219L235 222H236V224H233V223H232V225H234L235 228L239 225L238 227H242V228H241V230H242L243 227H244L243 224H242V222H243V223L246 222V224H247L248 226H246L245 224H244V225H245V227H246L247 229H249V230H248V232L250 231V232H249V233H250L249 235H251L252 232L255 234L254 229H255L256 231H257V229H258V230L260 231L259 234L261 235L260 238H263V239H264V234H263V235L261 234V233H264V209L260 208V209H261V210H260L261 212H259V208H258V212H259V213H258L256 209H254L253 207L251 208V206H249V205L246 204L245 202L243 203V201L241 202V201L238 200V199H237L238 201H236V200L233 201V199H232V201H230L231 199L228 200L230 197H229L228 199H227ZM80 199H81V201H80ZM129 199H130V198H129ZM136 199H137V198H136ZM163 199H164V198H163ZM176 199H177V198H175L174 200H176ZM194 199H193V200H194ZM217 199H219V200L217 201ZM235 199H236V198H235ZM87 200H88V203H87ZM120 200H121V201H120ZM127 200H126V201H127ZM154 200H153V201H154ZM164 200H165V199H164ZM172 200H173V199H172ZM172 200H171L170 202H172ZM196 200H197V199H196ZM196 200H194V201H192V202H196ZM200 200H201V199H200ZM202 200H203V199H202ZM202 200H201V204H204V203L202 202ZM244 200H245V199H244ZM68 201H69V202H68ZM76 201H77V203H76ZM79 201H80V202H79ZM116 201H118V203H117ZM132 201H131V202H132ZM155 201H156V200H155ZM158 201H159V200H158ZM186 201H187V200H186ZM203 201L205 202L206 200L204 199ZM208 201H209V202H208ZM212 201H213V200H212ZM221 201H220V202H221ZM245 201H247V200H245ZM249 201H250V200H249ZM47 202H48V201H47ZM47 202H46V203L43 202V201H42V203L39 202V204H36V206H34L35 203L33 204V208L36 207L35 209H36V212H37V214H36V216H37V220H38V219H41V220H42V218H43V217H42V216H43V213H44V212L46 213V210H47L48 207H49L48 204H47ZM114 202L116 203V205L114 204ZM128 202H129V201H127L126 204H127ZM133 202H135V200H134ZM174 202H175V201H174ZM177 202H178V201H177ZM177 202H175V203H177ZM180 202H181V201H180ZM192 202H191V203H192ZM198 202H199V201L197 200V203H198ZM206 202L210 203V202H211V199H210V200H207ZM213 202H214V201H213ZM213 202H211V203H212V206L214 205ZM223 202H221V203L223 204ZM52 203H54V201H52ZM68 203H69V204H68ZM75 203H76V204H75ZM141 203H142V202H141ZM144 203H145V204H148V202L146 203V201H144ZM182 203H183V202H181L180 205H181ZM185 203H186V202L184 201V204H185ZM188 203L190 204V206L192 205L190 202H188ZM197 203H193V204H194L195 206L199 204L200 208H204V209H205V207H206L205 204H204L205 207H201V206H203V205H201L200 202H199L198 204H197ZM221 203H220V204H221ZM30 204H31V202H30ZM54 204H55V203H54ZM59 204H60V203H59ZM82 204H83V205H82ZM113 204H114L115 206L118 205V206L122 209L121 212H120V208H119L118 206L115 207ZM129 204H130V203H129ZM131 204H132V203H131ZM134 204H135V203H134ZM134 204H132V205H134ZM136 204H137V203H136ZM138 204H139V207L141 208V204H140L139 202H138ZM138 204H137V205H138ZM153 204H154L153 202H150V204H149L150 206H149V207L154 208L155 205H154V207H153ZM160 204H161V203H160ZM170 204H171V203H170ZM172 204H173V203H172ZM172 204H171V205H172ZM178 204H179V203H178ZM178 204H177V207H178L177 209H179V207H180V209H181L182 207H181V206H178ZM184 204H182V205H184ZM186 204H187V203H186ZM218 204H219V203H218ZM137 205H136V208L138 207ZM156 205H157V203H156ZM162 205H163V204H162ZM168 205H169V204H168ZM210 205H211V204H210ZM252 205H253V204H252ZM5 206H6V205H5ZM50 206H51V205H50ZM63 206H64V205H63ZM121 206H122V207H121ZM134 206H135V205H134ZM142 206H143V203H142ZM146 206H147V208H146V207H145V208L148 209V213H149V211H150L151 209L148 208V205H146ZM157 206H158V205H157ZM157 206L155 207V209L157 208ZM169 206H170V205H169ZM172 206H173V207H172ZM172 206L170 207L171 209H167V208H165V207H167V206H165V207L163 206V207L165 208L164 211H163L164 208H161V207H158V208L162 209L161 211H160V209H157V210H159V211L154 210V211H157V212H154V214H155V215H154L155 218H154V216H153V219L150 218V221H149V219H148V222L145 223L144 227L142 228L143 230H142V231L140 230V233L138 232V233H139V234H138L139 241H142V242H144V243L149 242V241H150V242H151V241H159V242H161V243H158V244H162V242L168 240V242L171 241V242L175 245V246H172L171 249H168V247H166V248H167L166 253L164 252V253H163L164 255L160 254V256H158L159 254H156V256L154 255V256H155V257H154L153 255L150 254L151 252H149V251H148L149 253L145 252L146 254L143 252L142 254H145V256H144V255H141V257L144 258V259L142 258L143 261L147 260V262L145 261L146 263H148V261H149V262L153 261V262H155L156 264H168V262H171V264H173V263L176 264L177 262L180 261L179 263L181 264V260L184 259V254H183L184 251H183V250H184V248H186V247H188V248H190V249H193L192 251L195 252V253H192V254H196V255H198V254H199L198 252L202 251V252L200 253L201 255H200V256L198 255L199 257L195 255L196 258H194V260H193V257H192V256H194V255H192L191 253H189V254L191 255L190 257H191L192 261H193V262H194V261H195V262H198V263H195V262L193 263V262H192L193 264H251V263H252V264H261V263L264 261L263 259H261V258L264 257L263 252H261L262 250H259V249H258V248L261 246V245H260V242H258V243H259V247H258V244L256 243L257 241H256V242L253 241V240H256L255 237L253 238L254 234H253V236L250 237V239H249V238H245V237L249 236V235H247V234L245 235V233H246V231H247V229H246V231H245V228H244V230L242 231V232H244V235H245V237H242V240H243V241H240V239H241L240 237H239L240 239H238V240H237V237H235L236 233H237V234H238V232H239V233H242V232H240V230L237 231V230L234 228V231H237V232H234V231H233L235 234L232 233V232H229L230 234H231V233L233 234V236L235 237V239H236L237 242L240 241V242H238V243H240V245H239V244L237 245V242H236V244L234 243L235 245H234L233 243L230 244L229 242H227V241H228L227 238L225 239V237L222 236V235H221V236L224 237L223 240H227V241H221V240L219 241V239H217L218 236H215L216 241L218 240L216 243L219 244V245H218V247H219L218 252H216V251L214 252V253H215V254H214V258H215V259L212 257V255L210 256L209 254H208V256L205 255V257H206V256L208 257V258H207V257L205 258L203 255H204V253L206 252L205 249H207V243H206V241H207L209 238H214V235H217V234H218V231L221 229V227H220V229H219L218 224H219V225H223V224H220V223L222 222V218L225 217V216H223V217H219V215L223 214L222 212H221V214H220L219 212L216 214V215L219 217V219H221V222H220V221H218V219H217L218 217H217L216 215H215V216H216V219H215V217H214V213H213V212H210L209 209H208V210L206 209V210H207V213H206V214H205L204 212H202V213H204L205 215L208 214L209 217H210V216H213V218L215 219V221L218 222V223H216L217 225H215V222H213L214 219L211 220L210 218H207L208 216H207V217L205 216L206 218H205V217H202V219L199 218V216L202 215V214H200L201 212L198 214V215H199L198 218L196 217V216H197V213H196L195 216H194V214H193V215H191V216H194V217H196L197 219H201V221L205 218L204 221L206 222V223L202 222V226H203V224H204V226H203L202 229H204V230L197 229L198 226H197V228H194V230H193L192 228L195 227V226H192V227H191V225H190L189 223H186L187 220L189 221V219H187L186 216L190 217V216H189L190 214L187 215V212L190 213V211H191L190 208H192V207L189 206V209H188V208L186 207L187 205L184 206L183 208H186L187 210H190V211H187V212H186V210L184 209L183 213H180L181 215L183 214V217H180L181 215L177 212L178 210H176V208H175V209H172V208L176 207V205H172ZM192 206H193V205H192ZM195 206H194V208H193V211L195 210ZM199 206H198V207H199ZM212 206L208 207V205H207V208L212 209V208H213ZM219 206H220V205H219ZM219 206H218V207L216 206V207H217V208H220L221 206H220V207H219ZM60 207H61V206H60ZM74 207H73V208H74ZM127 207H129V206H127ZM131 207H132V206H131ZM216 207H215V205H214L213 211H215V213H216L217 210H218V209H216ZM129 208H130V207H129ZM132 208H133V207H132ZM140 208H139V209H140ZM143 208H144V206H143ZM168 208H169V207H168ZM183 208H182V209H183ZM255 208H256V207H255ZM19 209H20V208H19ZM77 209H76V211H77ZM146 209H145V210H146ZM214 209H216V210H214ZM52 210H53V209H52ZM67 210H68V209H67ZM110 210H111V211L113 210V211H112L113 214L109 212ZM142 210H143V209H142ZM200 210L202 211V209H200ZM48 211H49V210H48ZM105 211H106V212L108 211V212L110 213V215L104 213ZM128 211H129V209H128ZM128 211H127V212H128ZM135 211H138V210L136 209ZM135 211H131V212L134 213ZM146 211H147V210H146ZM180 211L182 212V210H179V212H180ZM208 211H209V212H208ZM218 211H219V210H218ZM220 211H221V210H220ZM52 212H53V211H52ZM64 212H66V211H64ZM108 212H107V213H108ZM195 212H196V210H195ZM198 212H199V210H198ZM229 212H230V213H229ZM55 213H56V212H55ZM55 213H54V214H55ZM80 213H83V212H80ZM84 213H85V211H84ZM84 213H83V214H84ZM102 213L106 214V215H105L106 217H107V215H109V217H108V218H106V217H102V215L104 216V214H102ZM133 213H132V214H133ZM139 213H140V212H139ZM139 213H138V214H139ZM150 213H151V211H150ZM152 213H153V212H152ZM152 213H151V214H152ZM184 213H185L186 216H184ZM193 213H194V212H193ZM210 213H211V214L213 213V215H211ZM227 213H228V214H227ZM17 214H18V213H17ZM22 214H23V213H22ZM52 214H53V213H52ZM76 214H78V215H76ZM83 214H82L81 216H85V215L87 216V214H85V215H83ZM100 214H101V217H102V218L100 217ZM125 214H126V213H125ZM151 214H150V215H151ZM176 214H177V215H176ZM178 214H179L180 216H178ZM191 214H192V213H191ZM18 215H19V214H18ZM45 215H46V214H45ZM128 215H129V214H128ZM128 215H127V217H128ZM130 215H131V214H130ZM147 215H148V214H147ZM152 215H153V214H152ZM223 215H224V214H223ZM19 216H20V215H19ZM86 216H85V217H86ZM119 216H118V217H119ZM134 216H136V215H134ZM134 216H132V218H133ZM221 216H222V215H221ZM243 216H244V217H243ZM58 217H59V216H58ZM85 217H84L83 219H85ZM121 217H122V218H121ZM175 217H177L178 220H176ZM228 217H229V216H228ZM228 217H227V218H228ZM245 217H246V218H245ZM15 218H16V216H15ZM20 218L23 219L22 216H21ZM87 218H86V219H87ZM136 218H137V217H136ZM191 218H192V217H191ZM21 219L18 218L16 221H19V220H21ZM116 219H117V218H116ZM120 219H121V220H120ZM130 219H131V218H130ZM197 219H196V220H197ZM206 219H210V220H207V221H206ZM225 219H226V218H225ZM5 220H6V219H5ZM80 220H81V219H80ZM119 220H120V222H119ZM190 220H191V219H190ZM223 220H224V218H223ZM226 220H227V219H226ZM16 221H15V222H16ZM75 221H76V219H75ZM127 221H128V220H127ZM193 221H195V220H193ZM197 221H198V223H197ZM197 221L194 222V223H193L192 221H190V222H192L193 225L196 224V223H197V224H200V223H201V221H200V223H199V220H197ZM210 221H212V222H210ZM227 221H230V220H227ZM239 221H241V222H239ZM15 222H14L13 224H15ZM21 222H22V221H21ZM41 222H42V221H41ZM53 222H54V221H53ZM55 222H57V221H55ZM78 222H79V221H78ZM145 222H146V221H145ZM223 222H224V221H223ZM223 222H222V223H223ZM238 222H239V224H237ZM23 223H25V222L23 221ZM29 223H31V222H29ZM70 223H71L72 225H71ZM79 223H80V222H79ZM79 223H78V224H79ZM83 223H84V222H83ZM83 223H82L81 226H84ZM102 223H104L103 226H102ZM114 223L112 222L111 226H112V225L114 226ZM125 223H126V222H125ZM143 223H144V222H143ZM192 223H191V224H192ZM211 223H213V224H211ZM224 223H225V222H224ZM227 223H228V222H227ZM227 223H225V226H226ZM229 223L231 224V222H229ZM229 223H228V225L230 226ZM13 224H12V225H13ZM31 224H32V223H31ZM36 224H37V223H36ZM39 224H40V223H38L37 225H39ZM41 224H42V223H41ZM53 224H54V223H53ZM78 224H77V225H78ZM84 224H87V223H84ZM89 224H87V225H89ZM110 224H109V225H110ZM132 224H134V223H132ZM197 224H196V225H197ZM206 224H209V225H206ZM240 224H242V225L240 226ZM16 225L19 227L18 223H17ZM25 225H28V224H25ZM25 225H24V226H25ZM29 225H30V224H29ZM90 225H89V226H90ZM115 225H117V224H115ZM189 225H190V226H189ZM236 225H237V226H236ZM22 226H23V225H22ZM78 226H79V225H78ZM78 226H76V227H78ZM85 226H86V225H85ZM113 226H112V227H113ZM120 226H121V225H120ZM202 226H200V227H202ZM207 226H209V229H208ZM72 227L75 228V229H72V230H75V231L78 230V229H76V227H74V226H72ZM101 227H102V228L104 227V228H103L104 231H102ZM105 227H107V228L105 229ZM115 227H116V229H115ZM115 227L112 228L113 233H115L116 231H118V230H117V226H115ZM118 227H119V226H118ZM205 227H207V228L205 229ZM216 227H218V229H219L218 231H217V228H216ZM14 228H15V227H14ZM79 228H80V227H79ZM227 228H228V227H227ZM227 228H226V229H227ZM252 228H254V229H253L252 232H251V229H252ZM20 229H21V228H20ZM28 229H27V230H28ZM69 229H70V230H69ZM83 229H84V227H83ZM90 229H92V231H95V232H92V231H91V233H90ZM118 229H119V228H118ZM195 229H196V230H195ZM228 229H229V228H228ZM228 229H227V230H228ZM238 229H240V228H238ZM0 230H1V229H0ZM13 230H14V229H13ZM17 230H18V229H17ZM23 230H22V231H23ZM68 230H69V231H68ZM79 230H80V229H79ZM119 230H120V229H119ZM128 230H129V229H128ZM197 230H198V232L195 233V231H197ZM199 230H200V231H199ZM205 230H206V231H205ZM224 230H225V229H224ZM230 230L232 231L233 229L231 228ZM22 231H20V232H22ZM75 231H74V232H75ZM105 231H106V232H105ZM114 231H115V232H114ZM216 231H217V232H216ZM228 231H229V230H228ZM261 231H263V232H261ZM14 232H15V231H14ZM57 232H60V233L62 232L61 235L59 234V237H58L59 239L57 238V236H58V233H57ZM70 232H69V233H70ZM74 232L72 231L71 234L75 237V235H77V234L74 235V234H73ZM76 232H77V231H76ZM102 232H104L103 235H106V234H107L106 236L110 235L109 237H111V240L109 239V242H108V240H107L109 237L106 238V236H105V238H102V239H101ZM120 232H121V231H120ZM204 232H208V233L211 234V235H210V236L207 235L208 233L205 235ZM226 232H227V231H226ZM248 232H247V233H248ZM18 233H19V232H18ZM18 233H17V234H18ZM22 233H24V232H22ZM56 233H57V235H56ZM77 233H78V232H77ZM80 233H81V232H80ZM80 233H78V234H79L78 238H80V235H82V233H81V234H80ZM86 233H85V234H86ZM105 233H106V234H105ZM135 233H136V232H135ZM215 233H217V234H215ZM229 233H227V234H229ZM51 234H53L52 237H50ZM54 234L56 235V239H57V241H56V239H55V235H54ZM88 234H90V235H88ZM120 234H121V233H120ZM220 234H222V233H220ZM220 234H218V235H220ZM232 234H231V236H232ZM242 234H243V233H242ZM3 235H4V234H3ZM24 235H25V234H24ZM49 235H50V236H49ZM66 235L68 236V234H66ZM83 235H84V234H83ZM83 235H82V237H85V235H84V236H83ZM122 235H123V234H122ZM122 235H121V236H122ZM204 235L207 236V237H209V238H207V237L204 238V237H205ZM225 235H226V234H225ZM240 235H241V234H240ZM240 235L238 234V236H240ZM5 236H6V235H5ZM5 236H4V238H5ZM27 236H26V237H27ZM47 236L49 237V239H53V240L55 239V241H52V240H51V241H48L49 239H48ZM88 236H89V237H88ZM221 236H220V237H221ZM241 236H242V235H241ZM0 237H1V236H0ZM7 237H8V236H7ZM16 237H17V236H16ZM46 237H47V238H46ZM74 237H72V240L74 239L73 241H75V239H76V238H74ZM76 237H77V236H76ZM126 237H127V236H126ZM216 237H217V238H216ZM258 237H259V236H258ZM13 238H14V237H13ZM60 238H61V239H60ZM78 238H77V239H78ZM122 238H123V237H122ZM244 238H245V239H244ZM1 239H2V238H1ZM5 239L7 240V238H5ZM8 239H10V238H8ZM47 239H48V240H47ZM77 239H76V240H77ZM80 239H81V238H80ZM98 239H99V240H104V241H107V242H108V243L106 242V243H107V245H106L105 243H103V242L100 241L101 243L105 244V245H104V246H105V247H104L105 249L102 248L101 251H100V250H99V251L97 250V249L100 247V245L102 246V244L99 243V247L97 248V244H98V243H97L96 241H99ZM105 239H106V240H105ZM115 239H116V240H115ZM123 239H124V238H123ZM205 239H206V240H205ZM247 239H248L249 241H248ZM12 240H10V241L12 242ZM58 240H59V241H58ZM89 240H90V239H89ZM211 240H213V239H211ZM257 240H259V239H257ZM1 241L3 242L4 239L1 240ZM7 241H9V240H7ZM7 241H6V244H9L10 241H9V242H7ZM22 241H23V242H22ZM79 241H80V240H79ZM81 241H83V239H82ZM120 241H121V240H120ZM209 241H210V240H208L207 242H209ZM213 241H215V240H213ZM213 241H212V242H213ZM24 242H26V243H24ZM32 242H35L36 245H35V243H32ZM230 242H231V241H230ZM232 242H234V241H232ZM241 242H242V243H241ZM254 242H255V244H257L256 247H258L256 250H254V248H256ZM262 242H264V241L262 240ZM262 242H261V243H262ZM3 243L5 244V242H3ZM3 243H2V245H3ZM22 243H23V245H22L23 247H21V244H22ZM87 243H88V245H87ZM94 243H97V244H95L96 246H94ZM117 243H118V242H117ZM119 243H120V242H119ZM126 243H127V241H126ZM128 243H129V242H128ZM155 243H156V242H155ZM169 243H170V242H169ZM209 243H210V242H209ZM209 243H208V244H209ZM33 244H34V245H33ZM79 244H80V243H79ZM113 244H114V243H113ZM113 244H112V246H113ZM142 244H143V243H142ZM205 244H206V246H205ZM217 244L214 243V246L217 247ZM253 244H254V246H253ZM32 245H33V248H32ZM56 245H57V247H56ZM82 245H83V244H82ZM110 245H111V244H110ZM139 245H141L140 242H139ZM162 245H163V244H162ZM209 245H210V244H209ZM209 245H208V246H209ZM8 246H9V245H8ZM26 246H28V247H26ZM80 246H81V245H80ZM143 246H144V245H143ZM143 246H142V247H143ZM204 246H205V247H204ZM250 246H253V247H250ZM263 246H264V245H263ZM263 246H261V247H263ZM14 247L16 248L15 251L12 250ZM109 247H111V246H109ZM159 247H160V245H159ZM173 247H174V248H173ZM209 247H212V246L210 245ZM216 247H214V248H216ZM218 247H217V248H218ZM96 248H97V249H96ZM100 248H101V247H100ZM100 248H99V249H100ZM114 248H116V246H115ZM121 248H122V247H121ZM121 248H120V249H121ZM146 248H147V247H146ZM161 248H162V247H161ZM217 248H216V249H217ZM247 248H248V249H251V250H250V251H247ZM31 249H32V252L30 251ZM46 249H47V250H46ZM52 249H53V248H52ZM108 249H109V248H108ZM132 249H133V248H132ZM196 249H197V251H198L197 253H196ZM216 249H214V250H216ZM261 249H262V248H261ZM263 249H264V248H263ZM1 250H2V248H1ZM1 250H0V252H1ZM3 250H4V249H3ZM8 250H9V252H8ZM11 250H12V251H11ZM111 250H112V248H111ZM163 250H164V249H163ZM194 250H195V251H194ZM199 250H200V251H199ZM203 250H204L205 252H203ZM17 251H19V250H17ZM25 251H26V253H25ZM120 251H121V250H120ZM257 251H258V252H257ZM187 252H188V251H187ZM259 252H261V253H260L261 255L259 254ZM20 253H19V254H20ZM41 253H42V254H41ZM48 253H47L46 255H48ZM111 253H112V252H111ZM126 253H127V252H126ZM217 253H218V256L216 255ZM16 254H17V255H16ZM113 254H114V253H113ZM139 254H140V253H139ZM152 254H153V253H152ZM186 254H188V253H186ZM202 254H203V255H202ZM1 255H3V254L0 253V256H1ZM4 255H3V256H4ZM39 255H41V257H40ZM125 255H126L127 258H126V257H125V258L122 257L123 260H124V259L127 260V259L129 258L128 256H130V255H131V259H132V257H133V259L138 258V257H136V256H132L133 254H125ZM125 255H124V256H125ZM127 255H128V256H127ZM161 255H162V256H161ZM24 256H25V257H24ZM26 256H28V257H26ZM29 256H31V257L29 258ZM38 256H39V257H38ZM88 256H89V258H86V257H88ZM103 256H104V255H103ZM137 256H138V255H137ZM186 256H187V255H186ZM195 256H194V257H195ZM201 256H202V257H201ZM209 256H210V258H211V257H212V258L210 259ZM243 256H245V257L247 258L246 261H241L242 258H243ZM259 256H261V258H259ZM81 257H82V259H81ZM117 257H118V255H117ZM117 257H116V258H117ZM119 257H120V256H119ZM134 257H135V258H134ZM241 257H242V258H241ZM245 257L243 258V260L246 259ZM257 257H258L260 260H263V261H262V262H261V261H258V260H257ZM3 258H4V257H3ZM13 258H12V259H13ZM27 258H28V259H27ZM39 258L41 259L40 261L38 260ZM44 258H45V257H44ZM93 258H94V257H93ZM113 258H114V257H113ZM181 258H182V259H181ZM198 258H201L202 260L199 259V261H200V262H199V261L197 260ZM19 259H21V258H18V260H19ZM122 259L120 258L119 261L117 260V261L119 262L118 264H121V263L125 264V261H124V262H123V261L120 262ZM131 259H129V260H130L131 262L133 261V264H139V263L141 264V261L139 262V259L135 260V262L138 261V263H135L134 260H131ZM142 259H140V260H142ZM180 259H181V260H180ZM185 259L187 260V259H188V256H187ZM240 259H241V260H240ZM5 260H6V259H5ZM8 260H9V258H8ZM10 260H11V259H10ZM14 260H16V259H14ZM76 260H77V261H76ZM79 260H80V261H79ZM91 260H92V258H91ZM91 260H90V261H91ZM93 260H94V259H93ZM99 260H98V261H99ZM103 260H104V258H103ZM115 260H116V259H115ZM129 260H128V261H129ZM196 260H197V261H196ZM213 260H214V261H213ZM19 261H21V260H19ZM19 261H18V262H19ZM85 261H86V260H85ZM94 261L96 262V260H94ZM98 261H97V263H98ZM104 261H105V260H104ZM106 261H107V260H106ZM113 261H114V260H113ZM130 261H129V262H130ZM182 261H183V260H182ZM1 262H2V261H1ZM26 262H25V263L23 262V263L26 264ZM74 262H75V263H74ZM78 262H77L76 264H78ZM92 262H93V261H92ZM95 262H94V263H95ZM109 262H110V261H109ZM114 262H116V261H114ZM126 262H127V261H126ZM129 262H127V263L129 264ZM131 262H130V263H131ZM145 262L142 263V264H146ZM184 262H185V261H184ZM23 263H19V264H23ZM100 263H101V262H100ZM112 263H113V262H112ZM112 263H110V264H112ZM116 263H117V262H116ZM127 263H126V264H127ZM151 263H152V262H151ZM179 263H178V264H179ZM190 263H191V262H190ZM190 263H189V264H190ZM15 264H16V262H15ZM17 264H18V263H17ZM92 264H93V263H92ZM95 264H96V263H95ZM107 264H108V262H107ZM113 264H115V263H113ZM131 264H132V263H131ZM148 264H149V263H148ZM152 264H153V263H152ZM169 264H170V263H169Z\"/></svg>","mask_w":264,"mask_h":264}]
</instances>
